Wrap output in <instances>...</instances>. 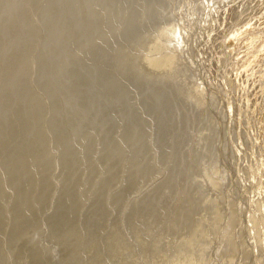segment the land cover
<instances>
[{"label":"rangeland","instance_id":"rangeland-1","mask_svg":"<svg viewBox=\"0 0 264 264\" xmlns=\"http://www.w3.org/2000/svg\"><path fill=\"white\" fill-rule=\"evenodd\" d=\"M119 1H121V3H122V1L123 0H114V2H113V4H111V6H108V8L107 7H105L106 5H107V3L109 4V2H107L105 5H103L102 7H101V9H99V10H101V12H103V13H105V14H103V15H109L110 13H117L119 10V14L117 13V14H115V17H114V19H113V16H114V14H112L113 16H110L111 17V20L113 21V24H116L115 22H118L119 20H120V18H121V16L123 15V14H125V10H127V9H125V8H127L128 7V11H129V9L131 8H136L137 9V12L138 13H141V14H145L144 16H141L140 14H138V13H135V11H136V9L134 10H132V11H129L130 12V14H133V15H129L128 14V12H126L127 14L126 15H123V17L121 18V20L122 21H119L118 23H117V26L115 25V27H116V29H118V31L120 30V32H118L117 31V34L115 35V36H112L111 34H109L110 36H108L109 37V39H110V41L114 44V47H116V44H117V47L118 48H121L122 50H120V51H123L124 53H126L125 51H129L128 53L129 54H133L134 56L132 57V58H128V57H131V55H129L127 58L128 59H125L123 62L125 63V65L123 64V65H121L123 62L122 61H120V58L121 57H119L118 59H119V61L117 62V63H115L116 64V66H114L113 65V63H109L110 61H108L107 63H105V61H107L106 60V51H104L103 52V57H105V60L104 59H100V58H98V57H101V55H99V56H97L98 55V49H96L97 50V55H96V53H95V51L96 50H94L93 52L95 53V55H94V57H92L93 56V52H91V54H92V56H91V54H90V57L91 58H96V60L91 64V67L90 68H88V70H84V69H86L90 64H89V62L91 63V61L93 60H91V58L89 57V54H87L88 56V58H87V60H88V62H86V58L85 57H83V59L81 58V56H78L79 55V53H77V52H79V51H77L76 52V54H78V55H76V59H73V62H72V57L70 58V59H68V61H70L69 63H68V61L67 62H64V64L65 63H68V64H70L69 66H68V64H66L68 67H70V68H72L71 70L72 71H69V69L70 68H68V67H66V65L64 66V64H63V61H64V59H63V61H61L62 59H61V57L59 56L58 58H56V59H53V60H55V62L52 60V62H51V66L49 65V71H52V70H54V71H52L51 73L53 74L54 72H56L58 69H60L59 67H61V70L60 71H63L65 68H63V67H66V70H64V71H69V72H71V73H73L74 72V74H71V73H69V72H64L63 74L61 73L60 75H58L57 73H54L55 75H53L52 77H51V79L52 78H54V76L57 78V75H58V78H57V86H59V88L55 85V83H56V79L55 80H52L51 81V79H50V82H52V85H53V89H54V85H55V92H56V94H58V98L59 99H57V98H55V97H57L56 96V94L53 92L54 90L53 89H50L51 87H52V85L50 84V82H48V81H45V82H48L49 83V85H48V83H47V85L49 86H47V85H45V82H42L43 83V85H42V83H40L41 85V87H46L45 89H44V91L46 90V91H48V89H49V91L48 92H50L49 93V96H50V94H51V96L49 97V99L45 96V95H48V93H46L45 95H43V96H41L42 94H41V92L43 91V90H40V88L38 87V88H36V86H38V85H35V87H33V84H32V82H31V80H30V87H33L32 88V90L34 89V88H36L35 90H33L34 91V93L37 95V94H39L40 93V95H37L39 98L40 97H43V100H44V102H43V106H44V110H45V108L47 109V112H45L44 111V113L43 114H48L49 113V109H50V107L49 108H47L48 106H52V105H55L56 103V105H55V107H54V110H55V108H56V111H57V107L59 108L60 106H63L64 107V105L66 106L67 104H68V106H66L65 108H64V110H63V108L61 109V108H59L58 110H61V111H59V112H55L56 114L57 113H59V115L61 116V114L62 113H64V114H62L63 115V117L65 118V121L67 120L68 121V119H67V117H65L66 115V113L65 112H63V111H65L66 109H67V107H68V109H69V113L72 111L71 109H73V107L75 106V105H77L78 106V103L80 102V103H83V104H81V106L83 105V106H85V107H81V109L83 110H80L79 108L80 107H74V109H77V110H80V111H77V110H75V113L77 114V112L78 113H84L86 110H87V112H85L83 115H86V113H87V115L86 116H83V115H81L80 114V117L82 116L83 118V120H85L86 119V121H90L91 120V118L94 120V122H95V124L97 123V121H99L98 123H99V125L100 124H102V125H100L101 127H99L98 128V126H97V128H96V125H98V124H96L95 126L93 125L94 124V122H93V120H91L92 122H90V123H92V125L90 124V125H86V124H88V123H84V121H83V123L81 124V126H82V128H80L79 130H83V128H84V130H85V127L86 126H88L86 129H89V127L91 128V126H92V128L93 129H99V132H100V140H98L99 142L96 144V146L95 147H89L88 146V151L89 152H91V154L88 152V153H86V156L85 155H83L82 153V155L80 156V159H82L83 160V162H82V160L80 161V159H79V161L78 160H76V162H74L75 160L74 159H78L77 158V156H76V154L74 153H72V154H70L71 152H73L72 150H74V148L76 149L77 148V145H79L78 143H79V140H78V138H82V136H83V134L82 133H78V134H82L81 136H79V135H77V136H79L78 138H77V136H76V141H71L69 144H67L68 142H67V139H68V137H67V135H66V137H64L63 138V136H65L64 134H63V136L60 134H56L57 132H59V131H61V132H64V129H65V121H64V118L61 116V119H59V116L57 117L60 121H61V123H59V121H58V119L56 120V117H55V113L53 112L52 114H51V112L48 114L49 116L51 115V119H53V117L55 118V120L53 119V120H50L51 121V123L52 124H55L54 123V121H56V125H54V126H52V124L50 123V121H49V119L50 118H48V120H45L46 118H47V115H46V118H45V115L43 116V114H42V116L40 117H36V116H33V117H26V116H19V117H15L14 118V114H11L12 113V111L11 110H9V109H11V108H9L8 107V109L6 108V102H4V104H5V106L3 107V106H1V107H3L4 109H5V111H4V109L2 110V108H0L1 110V112H0V122H1V124H0V128L2 127V130H3V128H4V130L6 131V132H4V130H3V132H4V134H5V137L3 136L4 134H2V135H0L1 137V139H0V141L1 140H3V142H0V144L2 143H4V145L2 146V144H1V146H0V215H1V217H0V227L2 228V226L4 227V223H5V228L7 229V227H8V231L5 229V228H3L5 231H7L8 233H10V234H7L6 232H4L5 234H4V236H3V229H0V232H2L1 233V235H0V238L2 237V240L0 239V245L2 246L3 245V247H2V250H1V247H0V250L2 251V252H4L3 253V255L1 254L2 252H0V264H30V263H32V264H34V261H35V263L36 264H41L42 262V264H58L59 262H58V257L60 258V259H62V260H59L60 261V263L62 264V262H64L63 264H70L71 263V261L72 260H74V259H77L79 256H80V258H78L77 260H74V264H75V262L76 263H78V264H107V263H109V264H111V263H115L116 264V261L118 262L117 264H119V263H121V262H119V259L121 258V259H123V260H121V261H128L130 258H132V259H130L129 260V262H127L126 261V263L128 264V263H133V264H142V262L143 261H145V263L144 264H147V262L146 261H148L149 259H151L150 261H154L153 259H155L156 258V261L157 262H159V264H163L162 263V260L165 262L164 264H182L181 262H183L184 264H185V262L187 263V261H188V259H189V261L191 262H189V263H187V264H264V0H219V1H216V0H210L209 2H206V0H166V3H167V1H169V3H170V5H169V3H167L168 5H169V7H171V5H172V2L171 1H173V9H169V11L171 10L172 12H170V14L171 15H173L172 17H176L175 19L176 20H173L174 21V23H172V27H181V29L183 28V30H185L186 28V30L188 31V28H190L189 29V31H188V61H187V63H188V65L191 63V62H193V63H191L192 65L194 64V66L192 67L191 66V71L192 72H194V70H195V72L194 73H196L197 74V77L196 78H194L195 80H194V82L196 81V79H197V81H198V83H200V85H202V88H203V90L201 91L202 92V94H203V96L205 97V98H207V104H210L211 105V103L208 101V99H209V97L210 98H212L213 100H215L214 101V104L215 105H208L209 106V108L211 109V112H212V116H213V118L211 117V120H210V123L211 124H213V125H211V127H210V129H208V127L206 126V124H204V123H207V121H204V119H205V117L202 115V114H200V113H197L196 111H194L193 110V108L190 106V105H187V102H183V101H181V99H177L178 97H175L176 98V100H175V98H174V96H178L177 95V92L175 91V84H174V81L172 80L171 82L169 81L170 79H171V77H169L170 75H168L169 74V72L168 71H166L165 69H166V66L164 65V57H163V55L161 56V52H160V49L154 44V42H152L151 41V43L152 44H145V41H144V43H139L138 45L136 44V43H138V42H136V43H134V44H132L131 42H133L134 41V38H135V40L138 38V34L140 35V36H142V37H145V36H143V35H146V34H141V32H139L138 31V26H139V28H140V26L141 25H143V23L145 24V22L148 20H150V19H153V22H152V20H150V22L154 25L155 23H156V18L158 17V19H159V17H161V15L163 14V10H157L158 12H159V15H158V13H157V11L156 10H151L150 9V7H147L148 5H146V3H143V2H138V0H133L134 1V3H135V5H133V1H131V0H124L123 2L125 3V2H127V3H125L127 6H125V4L123 3V4H121ZM129 1V2H128ZM132 2V4H131V2ZM139 1H148V0H139ZM213 1V2H212ZM221 1V2H220ZM230 1V2H229ZM112 2V1H111ZM197 2V3H196ZM202 2H204V4H205V2H206V4H205V6H203L204 4H202ZM216 2L217 3H219V4H216ZM254 2H255V4H254ZM260 2V3H259ZM139 3H141L140 5H139ZM200 3V4H199ZM212 3V4H211ZM259 3V4H258ZM114 4H116L117 5V7H118V5H119V10L117 9V7H116V5L115 6H113ZM136 4H138V6L136 5ZM146 5V7H145V5ZM198 4V5H197ZM211 4V5H210ZM216 4V5H215ZM256 4H257V6H256ZM122 5L125 7H123L122 8ZM130 5H132V7L130 6ZM200 5H202V6H200ZM207 5L208 6H210V7H207ZM251 5V6H250ZM253 5H255V6H253ZM113 6V8H112V10H111V7ZM130 6V7H129ZM135 6H137V7H135ZM140 6H143V7H145L146 8V10H145V8H144V10L142 9V7L141 8H139ZM225 6H227V7H225ZM253 6V7H252ZM116 9H115V8ZM204 7V9H202V8ZM251 7V8H250ZM184 8V9H183ZM208 8V9H207ZM229 8V9H228ZM125 9V10H124ZM149 9V10H148ZM106 10V11H105ZM111 10V11H110ZM114 10V11H113ZM116 10H118L117 12H115ZM180 10V11H179ZM202 10V11H201ZM205 10V11H204ZM207 10V11H206ZM105 11V12H104ZM110 11V12H109ZM125 11V12H124ZM160 11H161V15H160ZM177 11V12H176ZM154 12H156V13H154ZM175 12V13H174ZM179 13V14H178ZM182 13V14H181ZM121 14V15H120ZM148 14L149 15H151L150 17H148V18H150V19H147L146 21H144L145 19L144 18H147V16H148ZM175 14V15H174ZM178 14V15H177ZM235 14V15H234ZM111 15V14H110ZM129 16V18L128 17H126V16ZM137 15H139V16H137ZM153 15H155V16H153ZM116 16H120V18L118 19V20H115V18H116ZM130 16H131V18H130ZM132 16L134 17V19L132 18ZM222 16V17H221ZM124 17H126V18H124ZM138 17V18H137ZM155 17V18H154ZM118 18V17H117ZM116 18V19H117ZM123 18H124V20H126V21H124V25H121L120 23H122L123 22ZM137 20H140L139 18H141V22L140 21H137ZM143 18V19H142ZM162 18H163V15H162ZM161 18V19H162ZM128 19H133L132 20V22L130 21V20H128ZM157 19V20H158ZM143 20V21H142ZM130 22V24H131V26L133 25V24H138V25H133L134 26V28H135V30H137L138 32H135V33H137V35H135V33H134V30L133 31H131V32H128L127 30L129 29V27L130 28H133V27H131V26H129L130 24H127L129 27L127 28V26H126V24H125V22L126 23H128V22ZM135 21H137L136 23H135ZM207 21V22H206ZM143 22V23H142ZM149 22V23H150ZM155 22V23H154ZM210 22V23H209ZM182 23V24H181ZM207 23V24H206ZM206 24V25H205ZM208 24H209V26H208ZM247 24V25H246ZM120 25V26H119ZM153 25H151V26H153ZM180 25H182V26H180ZM126 26V28H124L123 29V31L121 32V30H122V28L123 27H125ZM147 26L148 27H146V29L148 30V29H150L149 27V25L147 24ZM204 26H208V27H204ZM117 27H119V28H117ZM137 27V28H136ZM121 28V29H120ZM205 28H207L206 30H205ZM126 29V34L127 35H129V37H126L127 39H128V42H127V39L124 37V36H122L123 34V32H124V30ZM241 29V30H240ZM244 29V30H243ZM237 32H236V31ZM234 34H233V33ZM239 32H240V34H239ZM120 33H121V38H123L124 37V40H123V42L125 41V43H123V42H120L122 39L120 38ZM132 33H134V34H132ZM189 33H192V34H190L189 35ZM119 34V35H118ZM133 35H135V36H133ZM233 35V36H232ZM241 35V36H240ZM137 36V37H136ZM192 38H191V37ZM201 36V37H200ZM204 36V37H203ZM232 36V37H231ZM147 37V36H146ZM145 37V38H146ZM117 38V39H116ZM119 38V39H118ZM190 38V39H189ZM230 38H232V41H231V44L230 45H228L229 43H228V40L230 39ZM129 39H131V41L129 40ZM228 39V40H227ZM146 41H148V39L146 40ZM117 42H119L120 44H122L123 43V45H120L119 43H117ZM135 42V41H134ZM150 41H148L147 43H149ZM235 42V43H234ZM129 43V44H128ZM194 43V44H193ZM132 44V45H131ZM136 44V45H135ZM130 45L131 46H136V48L140 45H144L143 47H141L142 49H140V46L138 47V49H134L133 50V47L131 48L130 47ZM148 46V49H147V47L146 46ZM150 45V46H149ZM152 45V46H151ZM111 47H113V46H111ZM155 49H154V48ZM123 48H125V51L123 50ZM135 48V47H134ZM127 49V50H126ZM129 49V50H128ZM156 49H157V51H156ZM159 49V50H158ZM106 50H108V49H106ZM140 50H142V52H140ZM144 50V51H143ZM146 50H148L149 52H146ZM152 52H151V51ZM131 51H132V53H131ZM138 51V52H137ZM200 51V52H199ZM136 52V54H134ZM157 52V53H156ZM190 52V53H189ZM140 54V56L138 57V54ZM149 53V54H148ZM156 54V56H155V54ZM75 54V53H74ZM160 54V55H159ZM73 55V54H72ZM116 55V54H115ZM150 56V57H148V56ZM220 55V56H219ZM260 55V56H259ZM262 55V56H261ZM8 56H9V58H8ZM5 55V57L3 58H0V66L1 65H3L4 63H7L9 60H7V58L8 59H10V57L12 58L13 56L12 55ZM78 56V57H77ZM136 56V57H135ZM148 58H147V57ZM158 56V57H157ZM160 56V57H159ZM190 56V57H189ZM74 57H75V55H74ZM135 57V58H134ZM151 57H156V59H155V61H152L153 59L151 58ZM161 57H163V58H161ZM89 58H90V60H89ZM138 58V59H137ZM145 58V60H146V62H144L143 61V59ZM158 58V59H157ZM189 58H190V60H191V62H190V60H189ZM61 59V60H60ZM78 59V60H77ZM97 59H99V60H101V63H100V61L98 60L97 61ZM138 60V61H136V62H138L137 64H136V62L134 61L133 62V60ZM7 60V61H6ZM76 60H77V62H76ZM84 60V61H83ZM103 60V61H102ZM122 60H123V56H122ZM126 60L127 61H129V62H126ZM156 60H158V62L156 61ZM161 60V61H160ZM163 60V61H162ZM193 60V61H192ZM2 61H4L3 62V64H2ZM58 61H59V63H60V61H61V63L60 64H58ZM97 61V62H96ZM130 61H131V64H130ZM143 61V62H142ZM150 61V64L148 63V62ZM258 61V62H257ZM78 63L77 64V66L75 65H73L72 63ZM79 62H80V64L82 65V67L80 66V69H81V71H82V73H81V71H80V69L78 70V68H79V66L78 65H80L79 64ZM105 63V64H103V63ZM132 62H133V64H132ZM154 62V63H153ZM155 62H157V63H155ZM162 63V65H161V63ZM41 63V62H40ZM75 63V64H76ZM130 64V65H133V66H128L127 67V64ZM143 63V65H141ZM151 63H152V65H151ZM44 64L46 65V62H44ZM63 64V65H62ZM95 66H94V65ZM128 64V65H129ZM138 65V64H140V66H137V67H139V69L138 68H135L136 66H134V65ZM153 64H155V65H153ZM190 64V65H191ZM36 65H37V62H36ZM47 65H48V63H47ZM46 65V66H47ZM54 65V66H53ZM60 65V66H59ZM63 67H62V66ZM73 65V66H72ZM101 65V66H100ZM103 65H111V69L107 66H103ZM112 65L114 66V68L112 67ZM117 65H118V67H119V69H117L118 67H117ZM122 66V70L120 69L121 67L120 66ZM148 66V68H147V66ZM159 65V66H158ZM164 65V66H163ZM190 65H189V67H190ZM45 66V67H46ZM96 66L98 67V68H96ZM101 68H100V67ZM123 66H126L125 68V70H124V67ZM142 66H143V69H142ZM145 66H146V68H145ZM150 66H152V67H150ZM153 66H156V67H158V68H160L159 70L160 71H158L156 68V70L158 71V72H161V73H158V75H157V73H156V71L155 72H153V70H155V69H152L153 68ZM162 66V67H161ZM43 65L40 67H38L39 69H36V70H34L35 72H37L38 70V72L36 73V74H34V76L36 75L37 77H38V74L40 73L41 74V72L42 71H44V70H46V68H45ZM52 67V69H50ZM57 67H58V69H57ZM78 67V68H77ZM86 67V68H85ZM93 67V68H92ZM74 68L76 69V70H74ZM95 68H96V71H95ZM104 68V69H103ZM105 68H109L107 71L108 72H110V73H108L107 71H106V69ZM112 68L113 69H117V71L115 70H112ZM130 68H132L131 70H129ZM149 68L151 69L150 71H149ZM68 69V70H67ZM100 69V70H99ZM102 69H103V71H102ZM137 71H135V70ZM143 70V71H139L138 72V70ZM41 70V71H40ZM78 70V71H77ZM99 70V73L97 74V71ZM105 70V71H104ZM119 70V71H118ZM126 70H128V71H130V72H128V73H131L132 74V72H133V74L130 76L129 74L128 75H126L127 74V71ZM77 71V72H76ZM87 71V72H86ZM91 71V72H90ZM96 72V73H92V72ZM101 71V72H100ZM121 71V72H120ZM123 71H125V74H124V72ZM162 71H164V72H162ZM58 72V71H57ZM76 72V73H75ZM102 72H106L107 74H105V73H103L102 74ZM117 72H120V74H118ZM137 73V75L138 76H136L134 73ZM144 73V75H146V76H144V79L145 78H147L146 80L147 81H145L144 80V82H143V73ZM153 72V73H152ZM65 73H67V75H68V73H69V75H72V76H70L71 78H73L74 77V79H72L71 80V78L69 77V76H67L66 77V74ZM79 73V74H78ZM81 73V74H80ZM86 73V74H85ZM155 73V74H154ZM193 73V74H194ZM96 74V75H95ZM101 74V75H100ZM117 74H118V76H120L119 78H120V80L123 78H126V80H127V82H128V79H129V77L128 76H130V79H129V86L127 85V83H126V80L124 79V80H121V81H119V78H118V76H117ZM124 74V75H123ZM139 74H140V76H139ZM196 74H194V76H196ZM62 75H65V79L63 80L62 79ZM75 75V76H74ZM86 75V76H85ZM90 75L92 76V79H91V77H90ZM99 75V76H98ZM105 76V80L104 81H106V85H107V87H106V85H105V87L106 88H108L107 90H106V88H104L103 87V90H102V85L100 84L101 82H99V81H102V79H103V77L102 76ZM121 75L123 76V77H121ZM15 77L17 76V75H14ZM61 77V80L59 81L58 79ZM81 78H80V77ZM87 76H89L90 78H88ZM94 76L96 77L95 79L96 80H93L94 79ZM108 76V77H107ZM117 78H116V77ZM125 76V77H124ZM141 76H142V79H141ZM14 77V78H15ZM23 78V76L21 75L19 78ZM70 79H69V78ZM79 77V78H78ZM98 77V78H97ZM99 77H100V79H99ZM114 77V78H113ZM133 77H134V79L135 78H139V79H141V81L137 78V80H134L133 79ZM198 77H199V79H198ZM34 78L35 77H33V80H34ZM84 78L87 80L88 79V81L91 79V81L92 82H94V83H92V82H90L89 81V83H90V85H88V81L86 82L85 80H84ZM108 78V79H107ZM157 78V79H156ZM221 78V79H220ZM12 79V78H11ZM10 79V80H11ZM76 79H78V80H76ZM98 79V80H97ZM110 79V80H109ZM115 79H118V80H115ZM150 79V80H149ZM165 79V80H164ZM166 79H167V81H166ZM69 81V83L71 84H69V83H67L68 81ZM73 80L75 81V83H73ZM134 80V81H133ZM158 80H159V82H158ZM162 80V82H160ZM220 80H222V81H220ZM19 81H20V79H19ZM53 81H55L54 83H53ZM64 81H66V82H64ZM77 81V82H76ZM96 81H98L99 83H97V85H96ZM104 81H102V82H104ZM116 81V82H115ZM134 83H136L137 81H138V83H134V85L132 84V82ZM152 83H154V85L155 84H160V87H161V89H160V87H159V85L157 86V85H155L156 86V88L154 87V85H153V87L155 88V89H153V88H151L152 87V85L150 84L151 82ZM21 82V81H20ZM34 82V81H33ZM58 82H59V84H58ZM62 82H63V85H62ZM72 82V83H71ZM83 82V83H82ZM85 82V83H84ZM114 82V83H113ZM120 82V83H119ZM126 83V84H122V83ZM141 82H143L144 84H142V85H146V86H144V89L143 88H141V87H143L142 85H141ZM64 83H67L68 84V86H67V84H65L67 87L65 88V90L63 89V91H61L60 93H59V91L60 90H62V88H64L63 86H64ZM79 83V86H78V88H77V86H75L76 84H78ZM81 83V84H80ZM91 83L93 84V86L91 85ZM170 84L171 83V85H170V87L171 86H173V85H175V86H173L171 89H170V87H168V85L167 84ZM173 83V84H172ZM197 83V82H196ZM204 83V84H203ZM84 84H86V86L88 87L89 86V88H90V86H91V91H90V96H89V99L88 98H86L88 95H89V91L88 90H90L89 88H87V89H85L86 87H85V85ZM95 84V85H94ZM102 84H105V82L104 83H102ZM114 84V88H112L113 86H111V85H113ZM118 84V86H116V85ZM130 84H132V85H130ZM163 84H165V87L167 88L166 90H165V88H164V85ZM219 84V85H218ZM81 85H83V86H81ZM100 85H101V93L102 94H100L99 93V90H100ZM123 86V85H125V90H126V88H127V86H128V90H127V92L129 91V90H131L130 91V95H132V94H134V92L135 91H137V92H135V96H130L125 90L123 91V87H121V86ZM137 85H140V87H137ZM151 85V87H149ZM167 85V86H166ZM7 86V85H6ZM5 86V87H6ZM73 86V91H74V93H72L71 95H73L74 94V96H71V95H69V93L68 92H72L71 90L72 89H69V88H71ZM82 88H81V87ZM104 86V85H103ZM132 88H131V87ZM163 86V87H162ZM83 87H84V90H83ZM94 87H96V89H98V90H96ZM99 87V88H98ZM115 87H121L122 88V90L120 91L118 88V90L117 89H115ZM134 87H136L135 88V90H133L134 89ZM145 87H147L146 89H145ZM150 89H149V88ZM159 87V88H158ZM219 87V88H218ZM48 88V89H47ZM130 88V89H129ZM138 88H139V90L142 92V91H144L145 92V94H143V96L141 95V92L139 91V93H138ZM207 88V89H206ZM41 89H43V88H41ZM76 89V90H75ZM79 89V91H77ZM94 89H95V91H94ZM110 89V90H109ZM115 89V91H113ZM143 89V90H142ZM148 89V90H147ZM188 89L189 90H191V88H189V86H188ZM36 90H38V91H36ZM39 90L41 91V92H39ZM53 90V91H52ZM87 90V91H86ZM105 90L106 91H110L111 92V94H113V95H111L110 94V92H105ZM112 90V91H111ZM149 93V96H148V93L146 92V91ZM151 90L153 91L152 92V95L154 94V95H156L155 96V99H154V95H153V97H151L152 95H151ZM158 92H160V95H159V93H157V94H155L156 93V91ZM165 92V93H163V91ZM168 90L172 93L173 92V90L175 91V93L173 92V94H172V98H170V95H171V93L170 92H168ZM1 92L0 93H2V88H1V90H0ZM43 91V92H44ZM80 91H83L84 93H81ZM85 91L86 92H88L87 94L88 95H86V97H84L85 95ZM116 91H118L119 93L121 92V95H122V93H123V95L121 96L119 93H117ZM76 92L78 93V92H80V93H78V94H76ZM93 92H96V95L95 94H93ZM104 92H105V94H104ZM114 92V93H113ZM116 92V93H115ZM132 92V93H131ZM143 92V93H144ZM155 92V93H154ZM162 92V93H161ZM178 92H179V89H178ZM63 93V94H62ZM92 93V94H91ZM97 93L99 94V95H97ZM136 93H138V96L139 97H143V99H144V101L146 102H144L143 101V99L142 98H140V99H142V100H140V101H138V99H139V97L136 95ZM147 93V94H146ZM212 93V94H211ZM44 94V93H43ZM54 94H55V97H54ZM59 94H61V95H59ZM81 94H83V95H81ZM106 94H108V96H106ZM111 95V97L109 98V96ZM116 94H119V95H116ZM128 94V95H127ZM141 96H140V95ZM161 94H163V97L166 99V97H167V99L168 100H171V99H173L174 98V101L172 100V102L171 101H168V102H171V104L172 105H169V103L167 104V106L166 105H164V103L163 102H165V104H166V101H167V99L165 100L164 99V101L162 102V104H160V107H159V104H158V100L161 98V99H163V97H162V95ZM166 94V95H165ZM167 94H170V95H168L167 96ZM1 95V94H0ZM62 95H63V98L62 99H60L61 97H62ZM68 95L69 96V99H68V103L66 104L65 102H67V97L66 96ZM92 95V96H91ZM105 97H104V96ZM118 97V99H119V97H120V100L118 101V99L116 98V96ZM124 95H125V97H124ZM127 95V96H126ZM146 95V96H145ZM180 95H181V93H180ZM215 95V96H214ZM60 96V97H59ZM78 96H82V98L83 99H80V97L78 98ZM97 96H99L98 98H96ZM128 96H130V98L136 103V104H134L133 103V101L131 102L130 101V103H129V97ZM137 96V97H136ZM158 96V97H157ZM161 96V97H160ZM166 96V97H165ZM76 97L78 98V100L76 99ZM96 99H95V98ZM104 98L103 99V101H105V102H107L108 100H111L112 102H115L116 104H118V103H120L121 104V106H123V102L125 101V102H127L126 103V105L128 106V109H129V107L130 108H132L133 106H134V110H136V111H134L133 110V108L132 109H129L130 111H128L129 113H127V106L125 105V106H123L124 108H125V110H123L124 108L123 107H121V106H119L120 104H118V106L115 104V105H113V103L112 102H110V101H108V103L106 104L105 102V104H103V101H101V99L102 98ZM124 98V100H123V98ZM132 97H135V98H137L136 99V101H135V98H132ZM148 97V98H147ZM193 97V99L194 98H196L195 96H192ZM45 98V99H44ZM74 100H76V101H74ZM84 98H86L87 100H89V102L88 101H86V99H84ZM113 98H115V99H113ZM128 100H127V99ZM148 99V100H150L151 98H153V100H151V101H146V99ZM51 99H56V100H61L60 101V103H61V105H60V103L58 102V101H56V102H54L53 100H51ZM64 99H66V101H63ZM100 100V101H96V100ZM160 99V100H161ZM193 99H191V100H193ZM80 100V101H79ZM82 100H84V101H86V103L84 102V101H82ZM107 100V101H106ZM115 100V101H114ZM159 100V101H160ZM196 100H198L197 98L195 99V100H193V101H196ZM72 102L71 103V105L73 106H71L70 105V102ZM79 101V102H78ZM117 101V102H116ZM122 101V102H121ZM156 101V102H155ZM176 101V102H175ZM177 101H180V102H177ZM220 101V102H219ZM11 102V101H10ZM54 103V104H52V103ZM64 102V103H63ZM76 102V103H75ZM95 102H97V104H95ZM111 103V105H110V103ZM139 102V103H138ZM142 102H144V103H142ZM150 102V103H149ZM151 102H154V103H152L151 104ZM174 102V103H173ZM184 104H183V103ZM232 102V103H231ZM1 103V105H2V102H0ZM12 103V102H11ZM49 103H51L52 105H48ZM58 103H59V105L60 106H58ZM80 103H79V105H80ZM99 103V104H98ZM123 103V104H122ZM133 103V104H132ZM148 103V104H147ZM159 103H161V101L159 102ZM175 103H176V106H175ZM178 103L180 104L179 106H180V108L178 109ZM182 103V104H181ZM186 103V104H185ZM229 103V104H228ZM236 103V104H235ZM23 104V106L25 105L26 106V104L27 103H22ZM48 106H47V105ZM75 104V105H74ZM85 104H87L88 105V107H86V105ZM132 104V105H131ZM149 104H150V106H149ZM174 104V105H173ZM189 104V103H188ZM223 104V105H222ZM234 104V105H233ZM9 105V103L7 102V106ZM92 105V106H91ZM105 105V106H104ZM113 105V106H112ZM131 105V106H130ZM148 105V106H147ZM152 105H154V106H152ZM158 106V108H159V110H158V113H157V111L155 110V109H157V107L156 106ZM168 105H169V107H170V109H173V110H171L173 113H174V116H173V114L172 113H170L171 111H169V112H167V110H170V109H168L169 107H168ZM183 105H185V106H183ZM187 105V106H186ZM24 106V107H25ZM57 106V107H56ZM91 106V107H90ZM101 106V107H100ZM115 106H117L116 108H114ZM172 106H175V107H172ZM178 106V107H177ZM181 106H182V108H184L185 107V109H186V111H184V109H182L181 108ZM190 106V107H189ZM244 106V107H243ZM92 107L94 108V110H95V112L93 111V109H92ZM107 107H109V109L110 108H112V109H110V110H112V112L109 110V114L108 113H105L106 112V110L105 109H107ZM118 107H119V109H118ZM151 107V108H150ZM163 107H167V110H165V109H163V110H165V113L167 114H165L164 113V111H162V112H160L161 111V108H163ZM235 107V108H234ZM238 107V108H237ZM241 107V108H240ZM85 108H87V109H85ZM91 108V109H90ZM123 108V109H122ZM188 108L190 109V112L188 111ZM230 108V109H229ZM74 109H73V111L71 112V113H74ZM89 109V110H88ZM96 109H97V111H96ZM115 109H116V113H115ZM118 109V110H117ZM178 109V110H177ZM182 109V110H181ZM205 109V108H204ZM213 109V110H212ZM226 109V110H225ZM232 109V111L230 112V110ZM239 109V110H238ZM63 110V111H62ZM105 110V111H104ZM114 110V111H113ZM119 110H122L121 112H122V116L120 115V111ZM156 111V113L158 114H156V113H154L155 111ZM175 110H177V111H179L178 113L180 114L181 112V114L182 115H178L177 114V118L175 117L176 115V113H177V111H175ZM224 112H223V111ZM228 110V111H227ZM236 110H237V113L239 114V116L237 115V114H235L236 113ZM5 112L4 114H3V117H7L6 119H8V122H10V123H8V122H6L5 121V119H3V117H2V112ZM77 111V112H76ZM82 111V112H81ZM89 111V112H88ZM102 111H104L103 112V114H102ZM140 111V112H139ZM185 113H184V112ZM188 111V112H187ZM192 111V112H191ZM194 111V112H193ZM222 111V112H221ZM226 111V112H225ZM238 111H240V112H238ZM11 112V113H10ZM92 114H91V113ZM100 112V113H99ZM107 112H108V109H107ZM114 112V114L112 115V113ZM120 112V113H119ZM124 112H126L125 114H126V117H125V114L123 115V113ZM136 112V113H135ZM142 112V113H141ZM186 112H187V114H189V113H191V115H192V113H195V116H196V118H197V116H198V118L196 119L195 118V116L194 115H192V117L190 116V114H189V116L188 115H186ZM235 112V113H234ZM68 113V114H69ZM88 113H89V115H88ZM96 113H99V114H96ZM111 113V114H110ZM131 113L132 114H134L135 113V115H131ZM160 113H162V117L161 116H159V114ZM169 113V114H168ZM184 113V114H183ZM213 113H214V115H213ZM247 113V114H246ZM54 114V115H53ZM94 114V116L92 117V115ZM101 114V115H100ZM105 114V115H104ZM106 114H107V118H106ZM117 114H118V117H117ZM129 114H130V116H129ZM141 114H142V116H143V114L144 115H146L145 116V118L146 117H148V116H152V120L151 119H149V117L148 118H146V119H143L144 118V116H143V118H140L141 117ZM172 114V116H169V115H171ZM245 114H246V117H245ZM58 115V114H57ZM56 115V116H57ZM65 115V116H64ZM91 115V116H90ZM110 115H112L111 117H109ZM155 115H157V117L155 116ZM161 115V114H160ZM165 115V116H164ZM203 117H202V116ZM223 115H225V116H223ZM232 115V116H231ZM241 115V116H240ZM88 116V117H87ZM103 116V117H102ZM120 116H121V118H120ZM127 116H129L130 117V119H129V117H127ZM131 116L133 117L132 119H131ZM134 116H135V118H134ZM137 116V117H136ZM154 116L158 119V121H157V119L156 118H154ZM158 116H159V118H158ZM181 116H182V120H184V121H182L181 120ZM199 116H201L202 118H200ZM219 116V117H218ZM231 116V117H230ZM237 116V117H236ZM44 117V118H43ZM78 117H79V114H78ZM86 117V118H85ZM101 117L103 118V119H101ZM124 117H125V119H124ZM138 117H139V119H138ZM163 118L164 117V120L166 121V122H164V120L163 119H161V118ZM180 117V118H179ZM184 117L185 118H187L188 120H186L185 121V119H184ZM214 117L216 118V119H214ZM225 117V118H224ZM229 119H228V118ZM236 117V118H235ZM10 118H13V119H10ZM19 120H18V119ZM20 118H23V119H20ZM26 118V119H25ZM36 118H38V121H34V120H37ZM85 118V119H84ZM89 118V119H88ZM95 118H97L96 120H95ZM106 118V119H105ZM116 118L121 122H119L118 121V123L116 124V122H117V120H116ZM129 119V120H131V121H129V120H127V119ZM172 119V123H174L175 124V127H176V125L178 126V128L179 127H181L182 125L184 126H186L187 127V129L189 130V128L188 127H190V129H191V126H190V124H189V122H191V125H192V129L189 131V133L192 131V135H189V134H186V133H188V131L186 130V127L184 128L183 126V128H184V130H186V131H183V128L181 127V129H179L178 130V128H175L174 127V124H172L171 123V120L170 119ZM174 118V119H173ZM190 118H192V120L190 119ZM238 118V119H237ZM244 118V119H243ZM15 119V120H14ZM41 119H42V122H41ZM79 120H80V118H78ZM77 119V120H78ZM82 119L80 120V121H82ZM88 119V120H87ZM115 119V122L113 121ZM122 119H124L123 121H121ZM133 119L137 122V123H135V121H133ZM150 121H149V120ZM153 119H155L154 121H156V122H154L153 121ZM175 119H178V120H175ZM194 119V120H193ZM200 119H201V121H203V122H200ZM228 119V120H227ZM235 121H234V120ZM237 119V120H236ZM243 119V120H242ZM246 119H248V123H247V120ZM261 119V120H260ZM1 120H3V121H1ZM20 120H22V121H20ZM28 122H27V121ZM43 120L45 121V122H43ZM106 120V121H105ZM108 120V121H107ZM125 120L127 121V123H129L130 122V124H128V125H131V123H132V126L133 127H135V129L136 130H134L133 129V131L131 132V127L132 126H128L127 125V123H125ZM144 121V123H141V122H143ZM159 120L161 121V122H163L165 125H167L166 126V129H164V130H166V131H164L163 130V128L165 127V126H163L162 127V125H164L163 123H160L159 122ZM169 120V121H168ZM180 120H181V122H184L183 124L180 122ZM196 120V122H194ZM198 120V121H197ZM239 120H242L241 122H239ZM22 122V124H24L23 125V127H22V125L21 124H19L20 122ZM23 121H24V123H23ZM49 121V124H48V128H47V122ZM80 121H78L79 122V126H80ZM85 121V122H86ZM103 121V122H102ZM114 123H113V122ZM145 121H146V123H145ZM148 121H149V123H151L150 125H148L149 123H148ZM180 122V124H177L176 122ZM222 121V122H221ZM231 121V122H230ZM262 121V122H261ZM4 122V123H3ZM12 122H14V124L12 123ZM15 122L17 123V124H15ZM27 122V123H26ZM107 122H108V125H107ZM122 122H124V123H122ZM138 122L139 123H141L140 125L138 124ZM157 122H159V124L157 123ZM185 122H187L186 124H185ZM200 122V123H199ZM239 122V124H238V126H237V123ZM246 122V123H245ZM261 122V123H260ZM11 123H12V125H11ZM35 123V124H34ZM41 123V124H40ZM45 123V124H44ZM57 123H59V124H57ZM67 123V122H66ZM69 123H70V120H69ZM104 123V124H103ZM133 123H135V124H133ZM155 123V124H154ZM169 123H171V124H169ZM193 123V124H192ZM197 123V125H194V124H196ZM202 123V124H201ZM229 123V124H228ZM250 123V124H249ZM260 123V124H259ZM4 124V125H3ZM7 124V125H6ZM42 124H43V126H42ZM112 124H114V125H112ZM120 124H121V126L124 128V129H126V130H128V131H126V130H120V129H123V128H121V126H120ZM139 125L140 127H141V129H139L140 127H137V125ZM145 126H150L149 128L147 127H145ZM147 124V125H146ZM160 124H162V125H160ZM187 124H188V126H187ZM200 124V125H199ZM10 125V126H9ZM15 125H17L18 127L19 126H21V127H19L20 129H17V126H16V128L14 127ZM34 125H35V127H36V125H38L36 128L34 127ZM40 125L43 127V128H41L40 127ZM50 125H51V127H50ZM61 125V126H60ZM64 125V126H63ZM71 125V124H70ZM75 125H76V123H75ZM74 125V126H75ZM83 125L85 126V127H83ZM110 125H112V126H110ZM115 125H119V127H115ZM136 125V126H135ZM142 125V126H141ZM151 125H153V126H151ZM157 125H160V126H157ZM173 127H172V126ZM203 125H204V127H203ZM240 125V126H239ZM245 125V126H244ZM61 127V128H63V129H61V130H55L54 128H59V127ZM78 126V125H77ZM80 126V127H81ZM94 126V127H93ZM107 128H110V130L109 129H107L106 130V132L109 130L110 131V133H109V135L108 136H106L105 135V129H106V127ZM110 126V127H109ZM172 127V129L170 128V127ZM194 126L196 127L195 129H194ZM197 126H198V128H199V130H198V128H197ZM200 126H202L201 127V130H200ZM205 126H206V128H205ZM234 126V127H233ZM237 126V127H236ZM248 126V127H247ZM11 127H12V129H13V132L11 131V130H8L9 128L11 129ZM73 127V126H72ZM105 127V128H104ZM127 127V128H126ZM128 127H129V129H128ZM132 127V128H133ZM138 129H137V128ZM144 127V128H143ZM152 127H153V131H152ZM160 127H162L161 129L164 131V133H163V131L160 129ZM170 128V129H168L167 130V128ZM247 127V128H246ZM255 127V128H254ZM15 128V129H14ZM23 128H24V130H23ZM33 128V130H34V128H35V132L37 133V130L36 129H40V131L42 130V129H44L45 131H47V132H45V131H42V132H44V133H39V134H43L46 138L45 139H43V138H40V139H42V141H41V143L42 142H44L46 139H47V144L49 145V142H51L50 143V145L47 147L46 146V141H45V145H38L39 143H34L35 142V140L34 139H37L36 141H38L39 139V137L37 138V134L35 135V132L32 130L31 132H32V134L30 133V131L29 130H31ZM52 130H51V129ZM79 128V127H78ZM114 128H117V130L119 129V132H121V133H119L116 129H114ZM144 130H143V129ZM212 128H214L213 130H212ZM240 128H242V129H240ZM254 130H253V129ZM16 129H17V131H16ZM48 129H50L52 132L50 133L49 131H48ZM56 131H54V130ZM131 129V130H130ZM146 129V130H145ZM156 130V132L157 133H155L154 131ZM203 129H204V133H203ZM224 129V130H223ZM247 129V130H246ZM1 129H0V131H2ZM19 130H20V132H19ZM22 130V131H21ZM63 130V131H62ZM89 130H92V129H89ZM116 130V131H115ZM169 130H172L171 131V133H170V131ZM178 130V132H177V136H179V135H181L182 136V141L184 142V144H182V141H181V136H179V139L180 140H178V141H181V142H176L177 140H175V139H178V137L176 136V131ZM196 131V134L195 133H193V131ZM210 130V131H209ZM211 130H212V133L214 132L215 134V138H216V140H214V135H212V133H210L211 132ZM233 130H234V132H233ZM237 130H239L241 133H239V131L237 132ZM11 131V132H10ZM16 131V132H15ZM53 131H54V135H56L57 137L55 138L54 137V135L52 134L53 133ZM98 131V130H97ZM103 131V132H102ZM112 131H113V134L112 135H110L111 133H112ZM131 133H130V132ZM134 131H137V132H134ZM183 131V132H182ZM200 131V132H199ZM206 131V132H205ZM208 131V132H207ZM230 133H229V132ZM255 131V132H254ZM32 135L31 137H27V138H30V139H26V136H28L29 135V133ZM33 132H34V134H33ZM60 132V133H61ZM114 132H115V134H114ZM117 132H118V134H117ZM129 132V133H128ZM134 132V133H133ZM138 132H140L141 134H138V135H136ZM152 134H156L155 135V138H154V135H152ZM167 132H169L168 134V137L166 136L167 135ZM197 132H199L198 134L200 135H198L197 134ZM8 133V134H7ZM20 133V134H19ZM48 133V134H47ZM102 133H104V134H102ZM108 133V132H107ZM106 133V134H107ZM122 133L124 134L125 133V135H122ZM127 133V134H126ZM133 133V134H132ZM136 133V134H135ZM163 137H165L166 136V139L167 138H169V136H171L170 137V141L169 140H164V137H163V139L162 138H160V135ZM166 133V134H165ZM185 133V134H184ZM206 134V137L203 135V134ZM229 133V135H227ZM12 134H13V136H12ZM22 134H23V136H22ZM46 134V135H45ZM50 134H52V136H50ZM119 134H121L120 136L123 138V139H126V138H128V135H129V138L131 137V141H133V142H131L130 140L128 141V139H126V146H127V148H129V150H131V151H129V155L130 156H132L133 158H134V156L136 157V159H135V161H137V159L139 160L137 163H135V161H134V159H132V157H131V162H133L134 161V163H133V168L131 167L130 169L128 168V170H130L129 172L130 173H132L131 175H130V177H129V175H128V179L126 178V180H130V178L133 176L134 177V179H133V177L131 178V182H133V184H131V183H128V182H130V181H126L128 184H131L133 187H135V188H137L138 189V187H139V185L141 186L142 185V187L144 186V185H146L147 183H148V181H149V179L152 177H154V176H152V175H154V173L153 174H150L153 170L154 171H157L156 172V175H155V180H153L152 178V180L150 179V181H153V183H151L152 185H153V187H152V190L153 191H155V192H153L151 189L149 190V191H147V192H150V193H147V192H145L146 191V189L148 188H150V187H148V184L146 185L147 186V188L146 187H144V189L145 190H143V188L141 187L140 188V190L138 189L137 190V193L136 194H134V190H136L135 188L132 190V188L133 187H131V186H129L128 184L126 185V182L124 183V185H125V188H123L121 191H120V193L121 194H123V195H121V194H119L118 193V196L116 195H114L113 196V194H114V192L115 191H113L112 192V190H111V195H109L108 197H109V199H111L112 201H113V204L111 205V207L115 204L116 205V207L115 206H113L112 207V210H115V211H118L119 209H117V207H122V205H124L125 206V204H126V202H127V204H129L130 202H132L133 200H135V199H137L138 198V201H139V203L138 204H141V208H138V207H140V205H134V206H132V209L133 210H135L134 208L136 207V209H142V206H144L145 208L143 209L144 211H145V209H146V211H148V213H151V215L149 214L148 215V213L147 212H143L142 210H135L134 212H133V210L132 209H128L127 211H129L128 213H129V215H127L128 213H126L127 211H123V212H125V214H126V216L125 215H122V218L124 219L123 221H125L126 220V222H127V225H128V221H130V223L131 222H133V223H136V222H139L138 223V225L140 224V226H141V228L143 227V228H145V231H147L146 229H151V227H152V229L156 226V229H154V231H152V230H148V232H146V233H151L150 235L149 234H146V233H144L145 231L143 230V229H139V226L138 225H134L133 223H132V225L130 224V226H128V228H126L127 227V225L125 224V222L123 223V221H122V219L121 218H116L117 217V215L115 214V213H117V212H115V211H113V212H115V213H113L112 212V214L110 213H107L108 211L105 209V207H103V210H100V209H102V206L104 205V202L102 201V200H104V198L102 197L103 195L105 196V193H103L104 191H107L106 192V195H108V193L110 192L109 190V188H110V186H109V188H108V186L107 187H104V185H105V183H106V185H111L112 187H111V189L112 188H116V186H117V180H116V184H113V183H111V182H113V180H115V179H117V178H114V176L115 177H117L116 176V174L117 175H119L118 174V170H117V168L119 169V167H118V165H117V168H116V163L118 162V161H116L117 159H113L112 160V156L114 157V158H118L117 156H119V155H116V153L117 154H119V149H120V147L121 146H123V143H124V141H123V143L122 142H120V139L118 138V135ZM130 134H131V136H130ZM135 134V135H134ZM142 134H143V136L145 135V134H147L149 137H147V135H145V137L146 138H143V136H142ZM151 134V135H150ZM164 134V135H163ZM175 134V135H174ZM202 134V135H201ZM210 134V136L211 137H213V139L212 140H208V141H206V139H211L209 136H207V135H209ZM232 134H233V136H232ZM236 134H237V136H236ZM238 134H239V136H241L239 139H238ZM6 135H7V137L9 138V139H7L6 138ZM15 135H17V139L14 137ZM43 135H41V137H44ZM48 135V136H47ZM61 137L62 136V138H61V140L62 139H66V140H62V141H65V142H63V143H65V144H63L62 143V141L60 142V141H58L60 138H59V136ZM115 135V137H114V139L116 140V141H118L117 143L116 142H114V139H112L113 138V136ZM127 135V136H126ZM132 135H133V137H135L136 138V136H137V138H136V141H134L135 139L132 137ZM157 135H158V138H157ZM184 135V136H183ZM188 136V138H184V137H187ZM195 135H197V136H195ZM234 135H235V137H237V142L235 141V139L236 138H234L233 139V137H234ZM19 136V137H18ZM30 136V135H29ZM34 136V137H33ZM104 136H106V137H104ZM119 136V137H120ZM124 136H126L125 138H124ZM138 136H141L140 138H139V140H137L138 139ZM150 136H152L151 137V139H150ZM172 136H175V138L173 137L172 138ZM190 136H191V138H190ZM195 136V137H194ZM201 138V139H203V141L205 140V142H204V145L206 144V146H204L200 141H202L201 139H198L199 137ZM204 136V137H203ZM231 136V137H230ZM51 137H52V139H51ZM111 137V138H110ZM120 137V138H121ZM177 137V138H176ZM209 137V138H208ZM3 138V139H2ZM12 138V140H10ZM80 138V139H81ZM108 138H110L109 139V141H108ZM193 138V139H192ZM206 138V139H205ZM227 138V139H226ZM230 138V139H229ZM19 139H20V142H19ZM31 139H33L34 140V142H31V141H33V140H31ZM55 139V140H54ZM57 139V140H56ZM146 139V140H145ZM148 139V140H147ZM150 139V140H149ZM172 139V140H171ZM175 140V142H176V144H175V142H173L174 144H175V146H176V148L178 147V145H179V143H180V147H181V149L183 148V150H185V151H188V150H190V152L192 151L193 153L194 152H197L198 154H200L199 155V157L201 156V154H203L202 156H201V158L199 159V158H197V156L195 155V153H194V155L196 156V159H197V161L198 160H202V159H204L205 158V160H202V161H204V162H202V161H198V163L199 162H201V163H199V165L200 166H202L203 168H204V166H205V168H207V167H209V166H211L210 165V163L212 162V161H210V160H212V158H213V155L216 157V159H218L217 160V167H218V169H220V171L223 173V175H224V183H222L220 186L219 185H217V187L215 186V184H212V182L214 183V180L216 179L215 177H214V172L213 171H211L210 172V167L209 168H207V169H205L204 168V170L205 171H207V172H204V170H203V168H201L202 170H203V173H206V175H208L209 173L208 172H210V175H208V177L210 176L212 179H210V177H209V179H210V182H209V180L207 181L206 179H207V176L205 175V174H203V175H201V174H198V176H197V170H196V167L198 168L199 166H198V164H195V156L193 155V153L191 152L190 154H189V151H188V155H190V156H185V155H182V154H184V153H182V151H181V149L179 148V150L181 151V154H180V151L178 150L177 152H176V149H175V151L173 150V152L172 153H170V150L169 149H171V148H174L175 146H172L171 147V145H174V144H172L171 143V141H174ZM191 140L190 142H192L194 139H195V141H196V139H197V141H199L200 143H198L197 141H196V143L194 144V142L191 144H188V146H187V143L189 142V141H187V140ZM241 139H242V141H241ZM243 139H245V140H243ZM251 139V140H250ZM253 139V140H252ZM6 140H10L9 141V143H8V141H6ZM29 140H31V141H29ZM54 140V141H53ZM96 140V139H95ZM102 140V141H101ZM113 140V141H112ZM122 140V139H121ZM154 140H157V141H155L154 142ZM161 140L163 141V143L161 142ZM214 140V143L215 144H213L214 145V147H215V149L214 150H216V151H218V152H215L214 150H213V145H212V141ZM225 140V141H224ZM246 140H247V142H246ZM255 140V141H254ZM12 141V142H11ZM16 141H18L19 142V145H18V142H16ZM21 141H23L22 143H21ZM39 141V142H40ZM55 141H56V143H62V144H60V145H62V147H63V149L65 150V152H68L69 151V149H68V151H66V147L65 146H68V147H70V145H73L74 144V148H72V147H70V148H72V150H71V152L69 151L67 154L69 155V156H76V158H74V157H69L68 155H64V153H62V151H64V150H58V148L60 149V148H62V147H59L58 146V148H52V146L54 145V146H56V144H55ZM101 141V142H100ZM110 141H111V143H110ZM140 142V143H135V142ZM187 143H186V142ZM230 141V142H229ZM234 141V142H233ZM67 142V143H66ZM103 142V145L101 144ZM106 142V143H105ZM129 142H131L130 143V145H129ZM150 142V143H149ZM151 142H154V144L153 145H156V147L155 148H153V146H151L152 144H151ZM166 142H167V144H166ZM170 142V143H169ZM209 142H211V143H209ZM225 142V143H224ZM251 143L252 145H253V147L252 148H248V147H251V146H249L248 144L249 143ZM7 143V144H6ZM22 145H21V144ZM53 143V144H52ZM58 143V144H59ZM101 144V146H103L104 147V149L105 150H108V148H109V150L108 151H110L109 153L110 154H112L113 152H114V150H115V154H113L112 156L108 153V151H105L101 146H100V144ZM108 143V144H107ZM115 143V144H114ZM121 143H122V145H121ZM128 143V144H127ZM146 143H148L147 145H146ZM162 143V144H161ZM228 143V144H227ZM232 143V144H231ZM236 143H238L236 146H237V150H238V152L237 151H233L232 149H234V147H235V144ZM243 143V144H242ZM245 143V144H244ZM248 143V144H247ZM13 144V145H12ZM24 144H25V146H24ZM44 144V143H43ZM106 144V145H105ZM109 144H111L110 146H112V147H114V148H110V146H109ZM116 144H118V146L116 145ZM120 144V145H119ZM131 144H134V145H136V146H133V147H137L138 146V150L135 148H133V150H132V146H131ZM138 144V145H137ZM144 144H145V146H144ZM151 144V145H150ZM159 144H161V145H159ZM169 144H171V145H169ZM181 144L182 145H184L185 146V149H184V147H182L181 146ZM199 145L201 148L203 147V148H206V149H208V150H211V152L210 151H208V150H206L207 152H209L210 154H208L205 150H203L202 149V151H203V153L200 151V147L198 146H196V145ZM210 144V145H209ZM226 144V145H225ZM39 147H38V146ZM52 145V146H51ZM149 145V146H148ZM159 145V146H158ZM163 145V149L161 150L160 149V147ZM190 145V146H189ZM207 145L208 146H212L211 148L209 147H207ZM232 145V146H231ZM243 147H241V146ZM255 145V146H254ZM14 146V147H13ZM28 146V147H27ZM40 146H43V147H45V149L43 150V147H42V149H41V147ZM158 146V147H157ZM164 146H166V147H164ZM170 148H169V147ZM186 146L189 148L188 150H187V148H186ZM193 147V150H194V146H195V150L193 151V150H191L192 149V147ZM234 146V147H233ZM248 146V147H247ZM20 147V148H19ZM24 147V148H23ZM47 147V148H46ZM57 147V146H56ZM99 147H101V148H99ZM117 147V148H116ZM152 147V148H151ZM198 149H197V148ZM224 147V148H223ZM240 147V148H239ZM2 148H4V149H2ZM9 148V149H8ZM23 148V149H22ZM26 148V149H25ZM92 148V149H91ZM96 148V149H95ZM148 148H149V151H148ZM156 148H158V149H156ZM164 148H166V150H164ZM226 148H227V150H226ZM250 149L251 150V153H253V155L250 153L249 154V152H250V150H248V149ZM257 148V149H256ZM7 151H6V150ZM27 149H29V151L27 150ZM41 149V150H40ZM89 149H91V150H89ZM99 149L100 150H102V153H100V151H99ZM147 149V150H146ZM153 149V150H152ZM156 149V150H155ZM197 149V150H196ZM243 149V150H242ZM253 149L255 150L254 152H252L253 151ZM43 150V151H42ZM48 150V151H47ZM51 150V151H50ZM57 150V151H56ZM103 150L105 151L104 153H106V154H103ZM112 150V151H111ZM134 150H137L138 152H140L139 154H137L138 152L137 151H134ZM146 150V151H145ZM156 152H155V151ZM167 151V152H162V151ZM212 150L214 151V154H212L213 152H212ZM248 150V153L246 152V151ZM4 151V152H3ZM8 151H10V152H8ZM46 151H47V153H46ZM142 151H144V155H146L145 157H147V158H149V159H146V160H149V163H151V164H154L155 163V165H153L155 168L153 169V167H151V166H149L150 168H152V169H150L149 170V173H148V169H149V167H148V161L146 162V161H144L145 160V158H144V155H143V153H142ZM151 151H154V152H151ZM185 151H183V152H185ZM198 151H200L201 153H199ZM227 151V152H226ZM240 151H242L240 154H239V152ZM56 152V153H55ZM132 152V153H131ZM133 152H134V155H133ZM160 152H162L163 153V155H162V153L160 154ZM175 152V153H174ZM206 152V153H205ZM10 153V154H9ZM30 153V154H29ZM33 153V154H32ZM36 153H38V154H36ZM50 153H51V155H52V157H51V155H50ZM58 153H62V155H64L65 157H63L62 156V159H64L63 161H65V158H66V164H68V163H70L68 166L67 165H65V163L63 162V161H61L62 159L60 158L61 157V154H60V157H59V155H58ZM97 153V154H96ZM165 153L167 154L166 155V157H164V160H162L161 158L165 155ZM169 153H170V156H172L171 154H173V158H175V157H178L179 155H181V157L179 158H177V160L178 159H182L183 161L184 160H186V161H182V160H178L179 162H182V163H187V162H189V160H190V163H191V161H192V158H193V161H195V162H192V165L194 166L193 168L192 167H189L188 165H190V166H192L191 164H189V163H187L186 165L187 166H185L184 164H182V163H180L182 166H179V169H178V165H180V164H178V165H176L177 163L176 162H178V161H176L175 159H172V157L170 158V156H169ZM187 153V152H186ZM185 153V154H186ZM196 153V154H197ZM206 155H208V156H205V154ZM231 153V154H230ZM243 153V154H242ZM248 154V156H247V154ZM258 153V154H257ZM12 154H13V156H12ZM56 154H57V156H56ZM91 155V156H88V155ZM96 156V155H98V156H104L105 157V155H106V157L107 156H109V157H111L110 158V160H109V157H107V159L110 161H108L107 159H101V157H100V161L101 160H103L102 161V163L104 162V161H106L109 165H108V167H110L109 168V170L110 171H112L113 169L112 168H114L112 165L114 164V166H115V168L116 169H114V170H116V171H114L113 170V172H111L108 176H109V179H108V176L106 177V179L103 181V183L101 184V189H103L102 190V192H101V190L99 189V190H97V193L96 194H98L99 193V195L100 196H98V197H96V198H98V202L99 203H97L95 200L94 201H92L91 203H90V206H95V207H93V208H89V212H87V213H85V214H83V212L81 211L82 210V208L80 209V206H77V205H79L78 203H77V201H76V199H74L75 198V196L76 197H78V194H77V189H78V187H77V189H76V187H73L74 185L75 186H78L79 184V182L77 181V180H80V178H81V180L83 181V177H81V175L82 174H86L87 175V177L89 178L91 175V173L92 172H89L92 168H95L97 165L99 166L100 164L98 163V161H99V159H97V157H94V155ZM103 154V155H102ZM107 154H109V155H107ZM138 155V157L140 158H138L137 157V155ZM160 154V155H159ZM178 155V156H176V155ZM191 154H192V158H190L191 157ZM242 154V155H241ZM24 155H26V156H24ZM36 155V156H35ZM39 155V156H38ZM159 155V156H158ZM162 155V156H161ZM217 155V156H216ZM5 156V157H4ZM8 156H10L9 158H7ZM34 156V157H33ZM48 156V158L46 159L45 157H47ZM85 156V157H84ZM149 156V157H148ZM154 156H158V157H154ZM167 156H169V157H167ZM182 156H184V157H187V159H183V157ZM205 156V157H204ZM211 158H210V157ZM241 156V157H240ZM246 156V157H245ZM251 157L252 158V156H254L252 159H248V157ZM25 157V158H24ZM37 157V158H36ZM58 157V159H56ZM71 158V161H73L72 163L70 162V159H68L67 160V158ZM91 157H94V158H96V159H94L93 161L95 162H93V164H91L92 163V161H90L91 159ZM203 157V158H202ZM207 157H209L208 159H210V160H207ZM214 157V158H215ZM242 157H245V158H242ZM15 158V159H14ZM36 158V159H35ZM39 158V159H38ZM49 158H54L55 160H54V171H53V173L50 171L49 172V170L47 169V167H45L44 169L43 168H39V167H41V165H42V163L43 164H45V163H48V162H50L51 163V159H49ZM61 160H60V159ZM72 158H74V159H72ZM85 158V159H84ZM88 158V159H87ZM127 158H128V156H127ZM157 158H159V159H161V160H157ZM232 158V159H231ZM3 159V160H2ZM8 159V160H7ZM19 159H20V161H19ZM25 159V160H24ZM44 159V161L42 162V163H40L42 160ZM45 159H46V161H45ZM129 159V158H128ZM144 159V160H143ZM166 159V160H165ZM168 159L169 160H172V163H171V161L170 162H168V163H166L167 161H168ZM247 159L249 160V163H250V161H251V163L249 164L248 163V161H247ZM6 160L8 161V162H6ZM11 160H13V163H12V161ZM96 160V161H95ZM141 160V161H140ZM154 160V161H153ZM175 160V161H174ZM232 160V161H231ZM10 161V162H9ZM15 161V162H14ZM25 161V162H24ZM40 161V162H39ZM61 161V162H60ZM99 161V162H100ZM115 161V162H114ZM151 161H153V162H151ZM158 161H159V163H162L161 161H166V162H164L162 165L161 164H158ZM206 161H208V162H210V163H207ZM31 162V163H30ZM68 162V163H67ZM78 162L79 163H82L81 165L80 164H78ZM90 162V163H89ZM111 162H113V164L111 163ZM140 162H142L141 164H140ZM146 162V163H145ZM205 162L207 163V164H205ZM3 163V164H2ZM6 163H8V164H6ZM39 165H38V164ZM50 163H48L49 165H50ZM75 163V164H74ZM78 164V166H79V169H78V171H77V168L76 167H78V166H75V165H77ZM89 163V164H88ZM176 163V164H175ZM10 164V165H9ZM19 166H18V165ZM32 164V165H31ZM66 166V168H64L65 169V171L67 172H65V171H63V168H62V166L64 167V165ZM72 164V165H71ZM94 164L96 165V166H94ZM117 164H119V163H117ZM140 165L139 167L141 168L140 169V171L138 170L139 169V167H138V165ZM165 164V165H164ZM172 164H175L176 165V167H174L175 165H172ZM204 166H203V165ZM209 164V166H207ZM256 165V164H261L262 165V168L261 169H259L258 171H253V176H254V178H253V180H251L250 181V183L247 181V179H246V172H247V170H249V169H252V165ZM3 165V166H2ZM5 165V166H4ZM22 165V166H21ZM33 165H35V166H33ZM38 165V167H36ZM120 165V164H119ZM163 165H164V167H163ZM195 165H196V167H195ZM255 165H254V168H255ZM30 166V167H29ZM73 166V167H72ZM74 166H75V168H74ZM82 166V167H81ZM92 167L91 169H90V167ZM102 166V165H101ZM101 166H99V167H101ZM112 166V167H111ZM134 166L136 167L137 166V168L135 169L134 168ZM142 166H143V170H142ZM167 166V167H166ZM176 168V169H178V170H180V171H182V170H184V168L185 167H187L185 170L187 171V169H188V167H189V169H193L195 172H196V174H194V171L193 170H189V172L187 171V173L188 174H186L187 175V178H190V179H194L193 177H195V179L197 178V180L198 181H200V183L201 184H203V186H205V191L207 190L208 192H210V193H215L214 195L215 196H217V198L218 197H221V198H218L219 199V204L220 205H218V207H220V210H219V208L217 207V205H216V207L218 208H210V210H211V212L213 213H216L217 214V220L219 219V222H218V225H216V228H218L217 229V231L215 230V232L213 231V233H211V234H213V236H214V233H216L215 234V236L213 237L212 235H209L208 233H210V232H206V231H203V233L201 234V235H203V237H201L202 238V241L204 240L205 241V243H207V246H208V244H209V246H208V249L205 251V249H203L204 248V243H203V246H201L200 245V243L201 242H199L198 241V243H197V241L196 242H194L193 240L196 238V236H198L196 233H194V234H191L190 236H191V238H188L189 236L187 235V237L185 238V237H181L182 239H183V241H182V239H180L179 238V236H178V238H174L173 236H175L176 235V233H174V232H177V234L178 233H180V231H181V229H182V227H184V226H186L187 225V222H188V220L186 219V217H185V219L187 220V221H179V223L177 224V225H175V229H176V231H174L173 232V234H171L170 233V235H168L167 233H166V231H169V230H171V228L168 226V228H170V229H168L167 227H166V229H168V230H166L165 228V230L163 229V227L161 226V225H163V226H166V225H169V224H167V223H164L163 222V218H162V215H163V217H165V218H167V217H170V215H171V217L173 218V216H174V218L176 217L177 218V216L178 215H180L181 216V214H180V212H182L181 210L183 209V208H185L186 206H188V205H191V203L192 204H194V203H196L197 201L199 202V200H201L200 199V197H202V195H203V189L202 188H204L200 183H197L198 181L197 180H195L194 179V181H195V184H196V186L194 187V182H193V180H191L190 181V179L188 180V179H186V178H184V177H186V175H184L185 174V170H184V172H183V174L181 173V172H179V173H177L178 171H175L174 169H173V171H175V172H173V173H171L170 171H169V169H166V168ZM183 166H185V167H183ZM242 166V167H241ZM4 167H6V168H4ZM11 167V168H10ZM32 167V168H31ZM69 167H72L74 170L76 169V172H74V170L72 169V168H69V170H68V168ZM89 167V168H88ZM146 167L148 168V169H146ZM163 167V168H162ZM182 167H183V169H182ZM244 167V168H243ZM245 167H246V169H245ZM249 167V168H248ZM8 168V169H7ZM27 168V169H26ZM38 168V169H37ZM62 168V169H61ZM84 170L83 172L84 173H82L81 175H80V170H82V169ZM121 168V167H120ZM157 168V169H156ZM170 168V169H171ZM253 168V169H254ZM13 169V170H12ZM31 169V171H29ZM37 169V170H36ZM42 169V171H40ZM71 169L73 170V171H71ZM90 169V170H89ZM122 169H124V168H122ZM156 169V170H155ZM163 169H165V170H167L164 174H163V172L165 171V170H163ZM243 169H245V170H243ZM2 170V171H1ZM4 170V171H3ZM39 170V171H38ZM43 170H45V171H47V173L44 171L43 172ZM95 170H96V168H95ZM133 170V171H132ZM138 170V171H137ZM147 170V171H146ZM209 170V171H208ZM236 170V171H235ZM241 170V171H240ZM30 173H29V172ZM63 171V172H62ZM93 171V174H95L94 173V170H92ZM142 171V176L144 177V178H140L139 179V177H140V172ZM151 171V172H150ZM162 171V172H161ZM193 172V174L191 173V172ZM244 171H246V172H244ZM8 174H7V173ZM33 172V173H32ZM35 172H36V174H35ZM48 172L49 173H52V174H48ZM62 172V173H61ZM72 172V173H71ZM139 172V173H138ZM147 172V173H146ZM170 173V175L172 174H174L175 175V177H176V179H178V180H176L175 178H174V175H173V177H172V175L170 176V175H168L169 173ZM242 172V173H241ZM245 173V176H244V173ZM41 173H43L42 175H43V177L41 176ZM46 173V174H45ZM56 173H57V175H56ZM88 173H89V176H88ZM134 173V174H133ZM145 173H146V175H145ZM181 173V176H183L184 175V177L183 178H181V177H179V178H181V179H179L178 178V176H179V174ZM192 174V176H191V174ZM58 174H60V176L61 175H63V176H61V177H64V176H66L67 174H69L68 175V177L66 176V178L64 177V183H63V187L62 188H65L64 187V185L66 186V188H67V190L65 189V190H63V189H61V188H59L60 186V184H62V183H59L58 181H57V177H58ZM70 174L72 175V176H70ZM74 174V175H73ZM111 174H114L113 176L111 175ZM137 176H136V175ZM150 174V175H149ZM177 174V175H176ZM190 174V175H189ZM6 175H8V176H6ZM47 175H49V177H51L52 179L51 180H49V177H47ZM51 175V176H50ZM56 175V179H55V176ZM76 175H77V177H76ZM78 175H80V176H78ZM149 175V176H148ZM161 175H162V177H163V175H164V178L162 179V177H161ZM167 175V176H166ZM189 175V176H188ZM47 178H46V177ZM54 178H53V177ZM75 176V177H74ZM94 176L95 175H92L89 179L90 180H92V179H94ZM112 176V177H111ZM136 176V177H135ZM139 176V177H138ZM151 176V177H150ZM158 176H160V177H158ZM170 177V179H172V180H174V183H173V181L172 182H170L171 180L169 179V177H168V179L170 180H165L166 179V177ZM202 176V177H201ZM5 177V178H4ZM19 177V178H18ZM29 177V178H28ZM35 177V178H34ZM79 177V178H78ZM85 177V176H84ZM93 177V178H92ZM145 177H149L148 179L147 178H145ZM214 177V178H213ZM11 178V179H10ZM14 178V179H13ZM43 178V179H42ZM45 178V179H44ZM68 178V179H67ZM74 178V179H73ZM110 178H114L112 181H110L109 182V180H111ZM138 179V185H137V183H135L136 181H137V179ZM157 178H158V180H157ZM161 178V181H163L162 183L163 184H166V186H164L163 184H161L160 182H159V179ZM9 179V180H8ZM27 179V180H26ZM35 179V180H34ZM42 179V180H41ZM48 179V180H47ZM75 179H77V180H75ZM132 179H133V181H132ZM136 179V180H135ZM141 179H146L145 181H143V180H141ZM184 179H186L187 181H188V183H187V181H186V184H185V182L183 181ZM203 179H205V180H203ZM30 180V181H29ZM43 180H44V183H43ZM107 180H108V184H107ZM135 180V181H134ZM148 180V181H147ZM175 180H176V182L178 183V181L179 182H181V184L182 183H184V184H182L181 186H183L184 187V185H186V187L188 186V184L190 183H192L190 186H188L187 188H189V191L191 192V195H192V193H194L195 194V191H196V193L200 190V191H202L201 193H200V191L198 192V196H200L199 197V200H198V198H197V194H193L194 196H195V199H197V200H194V199H192V198H194L193 196L191 197V195H190V193H189V191L187 190V189H185V188H183V187H181V188H178V187H180V183H178L179 184V186H178V184L176 183V185H177V187L175 188V187H173L174 185L173 184H175ZM212 180V181H211ZM1 181H3V182H1ZM15 181V182H14ZM28 181V182H27ZM45 181H46V183H45ZM70 183H68V182ZM70 181H72V183H73V185H71V182ZM74 181V182H73ZM77 181V182H76ZM82 181H81V183H82ZM106 181V182H105ZM141 181V182H140ZM147 181V182H146ZM149 181V182H150ZM155 181H158V182H155ZM166 181H168V182H166ZM190 181V182H189ZM197 181V182H196ZM208 182V184L209 185H206V182ZM5 182V183H4ZM10 182V183H9ZM139 182H140V184H139ZM146 182V183H145ZM155 182V183H154ZM166 182V183H165ZM203 182V183H202ZM18 183V184H17ZM31 183V184H30ZM39 184V185H37V184ZM111 183V184H110ZM143 183H145L144 185H143ZM158 183V184H157ZM171 183V184H170ZM173 183V184H172ZM205 183V184H204ZM19 184H21L20 185V187L22 186L23 187V184H24V186H25V188H26V186H27V189L28 190H25V191H23V192H21V190H23V189H25L24 187L21 189V188H19ZM41 184V185H40ZM45 184V185H44ZM76 184H78V185H76ZM158 186H164V187H166V189L163 187H161L162 188V190H160L161 188L160 187H158ZM161 184V185H160ZM11 185V186H10ZM15 185H17V187L15 186V188H16V190H19V193L15 190L14 191V186ZM32 185V186H31ZM124 185H123V187H124ZM136 185V186H135ZM172 186L173 188H172V190L170 189L171 187L170 186ZM175 185V186H176ZM199 185V186H198ZM213 185V188L214 189H212L211 188V186ZM223 185V186H222ZM2 186V187H1ZM10 186V187H9ZM13 186V187H12ZM28 186H31V187H29L28 188ZM33 186H38L37 188H41V189H37V191L38 190H41V194H40V191L39 192H37V191H35L36 189V187H33ZM40 186V187H39ZM62 186V185H61ZM68 186L70 187V188H72L74 191H72V189L70 190V188H68ZM113 186H115V187H113ZM129 186V187H128ZM168 186V187H167ZM202 186V187H201ZM209 186V187H208ZM222 186V187H221ZM32 187H33V189L34 190H32ZM43 187V188H42ZM126 187H128V189L126 188ZM155 187H157L158 188V190L155 188ZM194 187V189H196V188H198V189H196V190H191V188H193ZM215 187H216V189H217V191L219 192H217V191H215L216 189H215ZM259 187H261V188H259ZM10 188V189H9ZM13 188V189H12ZM57 190H56V189ZM75 188V189H74ZM129 188L131 189V190H129ZM160 188V189H159ZM167 188H169L168 189V191L169 192H171V195H173V192L175 191V189H176V193L178 194L177 196H178V198H180V200L178 199V198H176L175 196H176V193H174V195L173 196H171L170 195V193L167 191V192H164V190L163 189H165V190H167ZM201 188V189H200ZM209 188V189H208ZM212 190H211V189ZM3 189V190H2ZM5 189V190H4ZM12 189V190H11ZM62 191H61V190ZM106 189V190H105ZM179 189H181V190H179ZM182 189H184L183 191V193H182ZM7 190V191H6ZM9 190H11L12 192L14 191L17 195V197L15 198L14 196H15V193H13V195H12V193H11V191H9ZM33 191L32 193L34 194V192H36L37 193V196H36V194H32L30 191ZM43 190H46L45 192V194H44V191ZM56 192H55V191ZM76 190V191H75ZM125 190L129 193H127V192H125ZM142 190H143V192H142ZM156 190L159 192V190H160V192L159 193H162L161 191H163V193L162 194H164V197L165 196H167V198H165L167 201L169 200V199H171L172 200V202H174L175 203V201L178 199L179 200V202L178 203H175L177 206H175L173 203L171 204V201H166L165 203H167L168 204V206L170 207V205H172V207H170V210L173 208V206H174V208H177L178 209V211H180V212H177V214H175L176 213V211H177V209L175 210L174 208L172 209L173 210V212H174V214L175 215H177V216H175V215H173L172 216V214H173V212H171V211H169V212H167L168 210H166V212L168 213H166L165 214V212L163 213V211L167 208L166 206L167 205H165V203H164V200L163 201H161L163 198H162V196L163 195H159L157 192H156ZM185 190H187V192H188V194H186V191ZM209 190H211V191H209ZM223 190V191H222ZM26 191L28 192V194H26ZM55 192V194H54V192ZM60 191H61V193H60ZM66 191V192H65ZM69 191H71V192H69ZM140 191L142 192V193H140ZM179 191V192H178ZM204 191V192H205ZM222 193H221V192ZM4 192H5V194H4ZM49 192V194H47ZM59 192V193H58ZM65 192V194L63 195V193ZM68 192V193H67ZM151 192H153L152 194H151ZM180 192H181V195L182 196H179L180 195ZM22 193L25 195L24 197L22 196ZM29 193H30V195L32 194V199H31V196H29ZM69 194V193H71V194H69V195H71L72 197H73V199H74V202H72L71 203V201H73V199L72 200H70V202L67 200V198L68 199H71V197H68L67 196V194ZM101 193H103V194H101ZM128 195H127V194ZM140 193V194H139ZM144 193V194H143ZM145 193H147L146 195L147 196H145ZM166 193H167V195H166ZM186 194V196L185 195H183V194ZM216 193H217V195H216ZM221 193V194H220ZM38 194H39V200H40V202H42L43 200H44V202H42L41 203V206H39V205H37V204H40L38 201H37V199H38ZM44 194V195H43ZM52 195V197L51 198H49L51 195ZM55 196H54V195ZM63 195V196H61V195ZM139 194V195H138ZM151 194V195H150ZM223 194V195H222ZM258 194V195H257ZM10 195V196H9ZM20 195V196H19ZM43 195V196H42ZM121 195V196H120ZM127 195V196H126ZM132 195V196H131ZM142 195V196H141ZM161 196V198L162 199H157V198H159V196ZM171 196V198H170V196ZM188 195V196H187ZM190 195V196H189ZM209 195H211V194H209ZM214 195H211L210 197H212V196H214ZM23 198H22V197ZM28 196V197H27ZM33 196H34V198H33ZM42 196V197H41ZM49 196V197H48ZM57 196V197H56ZM65 196H67V198H65ZM111 196V197H110ZM119 196H120V199H119ZM123 196H126V198L124 197V200L123 199H121V198H123ZM135 196V197H134ZM154 196V197H153ZM158 196V197H157ZM10 197V198H9ZM15 199H17V200H15ZM37 197V198H36ZM45 197H48V199H50V200H48V202H46L47 200L45 199ZM65 199H64V198ZM107 197V196H106ZM105 197V198H106ZM107 197V198H108ZM114 197V198H113ZM115 197H118V198H116V200H115ZM134 197V198H133ZM144 197V198H143ZM151 197H152V199H151ZM156 197V199H154V201L157 203V202H159V203H161L160 204V206L158 205L159 203H157V205L159 206V207H162L163 205H165V206H163L162 208H158V206L157 205H153V204H156V203H154V201H153V203H152V201L149 203V201L150 200H153V198H155ZM169 197V198H168ZM173 197H175V199L173 200ZM188 197H191V198H189L188 199ZM253 197H254V199L255 200H250V199H253ZM9 198V199H8ZM19 198H22V199H25V201H24V203L22 204V199L20 200ZM43 198V199H42ZM54 198H55V200H54ZM58 200H57V199ZM62 200H60V199ZM95 198V199H96ZM103 198V199H102ZM140 198H143V199H140ZM150 198V199H149ZM183 199V201H182V199ZM1 199H3V202L5 203H2V201H1ZM4 199L6 200V202L4 201ZM18 199L20 200V201H22V202H19V205H18V209L16 208L17 206V204L18 203H16L17 201H18ZM31 199V200H30ZM108 199V200H109ZM114 199V200H113ZM119 201H118V200ZM144 199H145V201L148 203V205H146L145 203L143 204V202H144ZM184 199H187V200H189V201H187V200H184ZM203 199V198H202ZM13 201V200H15V202H10V201ZM26 200H29V202H27ZM36 200V201H35ZM42 200V201H41ZM46 200V201H45ZM52 200V201H51ZM53 200H54V203H53ZM63 200H64V203H63ZM67 200V201H66ZM99 200H101V203H100V201ZM110 200V201H111ZM120 200H123L122 201V203H121V201ZM126 200V201H125ZM129 200V201H128ZM149 200V201H148ZM158 200V201H157ZM161 202H160V201ZM190 200H191V202H190ZM192 200H194L195 202H193ZM204 200H205V198H204ZM9 203H8V202ZM55 201H56V203H55ZM57 201H59L58 202V204L60 203V202H62V204L60 205V206H62V207H60V206H57ZM111 201V202H112ZM115 201H117L118 202V204H117V202H115ZM202 201V200H201ZM258 202V204H259V206H261V211H256L257 213V215L255 214V212H251V210H252V207H251V205H252V202ZM36 203V202H38L37 204H34V208L32 207V205H33V203ZM51 202L56 206L55 208H54V205L53 204H51ZM115 202V203H114ZM121 203V206H120V203ZM177 202V201H176ZM182 202V203H181ZM251 202V203H250ZM30 205H29V204ZM43 203H46V207H42V205L43 206H45V204H43ZM51 204V208H48V207H50L49 205L47 206V204ZM66 203V204H65ZM68 203H70V204H72V205H74V206H76L77 207V210H78V207H79V212L76 210V211H74L75 209H76V207H74V209L73 208H71V210H69L70 212H68V210H67V208H68V205H69V207H73V206H71L70 204H68ZM74 203V204H73ZM76 203H77V205H76ZM97 203V204H96ZM102 203H103V205H102ZM123 203H125V204H123ZM9 204V205H8ZM13 204V205H12ZM67 205V206H65V205ZM92 204V205H91ZM170 204V205H169ZM178 204H181V205H183V206H181L180 207V209L178 208L180 205H178ZM216 204H218V202H216ZM234 204V205H233ZM7 205V206H6ZM24 207H23V206ZM36 205V206H35ZM63 205H64V207H63ZM118 205V206H117ZM150 205H153V206H150ZM5 206H6V209H5ZM101 206V207H100ZM106 206V205H105ZM123 206V207H124ZM153 207V208H155V207H157L158 208V210L157 211H161V217H160V211L158 212L159 214H157V216L159 215V217H157V216H153V215H156V214H154V212L155 211H153V209H151V211H150V208H148V207ZM3 207V208H2ZM9 207V208H8ZM14 208V211H13V208ZM35 207H37V209L35 208ZM38 207H39V210H38ZM42 207V210L43 211H41L40 210V208ZM60 207V208H59ZM65 207H67V208H65ZM88 207H89V205H88ZM116 209H115V208ZM235 207V208H234ZM8 208V209H7ZM15 208H16V211H15ZM26 208H28V210H26ZM44 208V209H43ZM56 208H57V210H56ZM59 208V209H58ZM62 208H64V209H62ZM147 208L149 209V210H147ZM164 208V209H163ZM12 209V210H11ZM20 209H23V211L22 210H20ZM32 209V210H31ZM33 209H35V210H33ZM48 209V210H47ZM60 209H62L63 210V212L60 210ZM97 209V210H96ZM163 209V210H162ZM168 209V208H167ZM208 209H209V207H208ZM236 209V210H235ZM7 210V211H6ZM25 210H26V212H25ZM30 210H31V212H30ZM59 213H57V215H56V217H55V215L54 214H56V211ZM59 210V211H58ZM64 210H67V214L68 215H71V216H67V214H66V212H65V215H66V217L64 216ZM96 210L97 211V214L99 213V211H100V213L98 214V216L100 215V217H102V214H103V211L105 210V211H107L105 214H103L104 215V217L106 218V220H108L107 221V223H104V222H106V220L104 219H102V218H100V217H98L97 218V214H96V212H95V214H94V211ZM120 210H123V208L122 209H120ZM154 210H156V209H154ZM204 210V209H203ZM13 213H12V212ZM35 211V212H34ZM40 211V212H39ZM47 213H46V212ZM54 213L53 215H50V214H52V212ZM61 211V212H60ZM71 211H73V213L75 212V216L76 215H79V214H82V215H79V219H81V218H84V216H85V218H84V220L87 222V224H89L90 222H92L91 224H93V225H91V224H89V226H90V228H89V226L86 224V222H84L83 221V219H81V222H79V220H77V217H75L72 213H71ZM131 211V212H130ZM142 211V212H141ZM152 211H153V214H152ZM157 211L155 212V213H157ZM234 211V212H233ZM6 212V213H5ZM25 212V213H24ZM39 214H38V213ZM77 212H78V214H77ZM91 212V213H90ZM102 212V213H101ZM133 212V213H132ZM233 214H232V213ZM23 213H24V215H23ZM31 213H33L34 215H35V217H37V218H31L32 216H31ZM63 214V215H61V214ZM71 213V214H70ZM90 214V217H93V218H95V220L93 219V218H90V217H88L89 215H87V214ZM130 213H132V214H130ZM134 213H137V214H134ZM169 213H171L170 215H169ZM203 213H205V214H203ZM202 213V216L203 215H205V216H207V220L209 221V216L207 215V213L204 211ZM213 213V214H214ZM220 215H219V214ZM249 213L251 214V213H253V221H251V220H249ZM20 214V215H19ZM26 214V215H25ZM32 214V215H33ZM92 214V215H91ZM109 214V215H108ZM145 214V216H146V214H147V217H149L148 219H147V217L145 218V220L147 221V222H145V220H144V218L142 219L141 217H143L142 215H144ZM184 214V213H183ZM256 216H255V215ZM6 215V216H5ZM29 217H28V216ZM36 215H38V216H36ZM50 215V216H49ZM62 216V217H59L58 219H57V216ZM74 216V218H73V216ZM110 215H112V217L114 218H110L111 216ZM132 215H133V217H132ZM139 215H140V217H139ZM164 215H166V216H164ZM218 215L220 216V218H218ZM236 215V216H235ZM252 215V214H251ZM42 216V217H41ZM46 216H49V217H51V219H52V217L54 216V218L52 219L53 221H54V219L56 218L57 220H58V222H57V220L55 219V223H56V225L55 224H53L54 222L51 220V222H52V224H51V222H49L48 220H49V218H47ZM63 216L65 217V219L63 218ZM107 216L109 217V219L107 218ZM115 216V217H114ZM138 218H137V217ZM204 216V218H206ZM214 216H215V214H214ZM228 216H229V218H232V223L233 224H231V231H229L230 232V234H232V235H230V234H227L228 235V237H229V239L230 240H228V239H226V228L228 227V225H229V222H228V220H229V218H228ZM233 216V217H232ZM258 216V217H257ZM44 217H46L48 220H46L45 221V219L46 218H44ZM71 217V218H70ZM127 217V218H126ZM129 217H132V219H130ZM137 218V220H139L140 219V221H137L136 220V218ZM156 217V218H155ZM171 217H170V221L168 220V223H170V222H175L176 221V219L175 220H173V219H171ZM182 217H184L183 215H182ZM5 218V219H4ZM12 218V219H11ZM18 218V219H17ZM21 218V219H20ZM39 218H41V219H39ZM68 218V219H67ZM88 218V219H87ZM133 218H135V219H133ZM150 218H152V220H153V218H155V221H156V219H157V222H153ZM159 218V219H158ZM204 218L202 219V220H204ZM11 219V220H10ZM37 219L38 220H40V221H37ZM60 219L62 220V222H60ZM71 219V220H70ZM74 219H76V220H74V222H73V220ZM90 219V220H89ZM98 219H101L100 221L102 222V220L104 221V222H100V223H98V222H96ZM118 219H121V220H119L118 221ZM127 219H129L128 221H127ZM144 220V221H142V220ZM162 219V220H161ZM235 219V220H234ZM9 220V221H8ZM25 220V221H24ZM35 220V221H34ZM42 220H44V221H42ZM69 220V223H70V221L73 223V225L70 223V224H68L67 223V221ZM93 220V221H92ZM109 220H111V221H109ZM113 220H115V221H118L119 223H120V221H121V227H122V229H121V227H119L120 229H118V226L120 225L118 222H116V223H118V224H116L117 226H114L115 224V221H113ZM132 220V221H131ZM151 221V223H150V221ZM206 220V221H207ZM5 221H7V222H5ZM47 221L50 223L49 225H52V226H49L48 225V223H47ZM66 221V222H65ZM77 221V223H75ZM82 221L84 222L83 224H85V225H83L82 224ZM90 221V222H89ZM142 221V222H141ZM162 223H161V222ZM164 221H165V219H164ZM2 222V223H1ZM11 222V223H10ZM16 222V223H15ZM20 222V223H19ZM37 222L40 224H38L39 226H37V228H35V226L37 225ZM41 222H44L45 224L44 225H41V224H43V223H41ZM60 222V223H59ZM79 222V223H78ZM96 223H98V224H100L101 226H100V228L102 229L104 226L106 227L107 225H109V226H107V228H103V230H100L99 231V225L97 226V228L96 227H92V226H95V224ZM111 223V222H114L112 225L114 226V227H116V229L114 230L113 228V226L111 225V224H108V223ZM159 222V223H158ZM180 222H181V226H179V224H180ZM186 222V223H185ZM210 222V221H209ZM228 222V223H227ZM18 224V226H14V227H12L13 226V224ZM32 223H34V224H32ZM61 223H65L64 224V226L62 227V230H65L64 232H62V230H61V227L59 228V226H62V224ZM75 223V224H74ZM141 223H143V224H146V226L145 225H141ZM155 223H158L157 225H158V227H157V225L155 224ZM183 223H184V225H183ZM258 223H260V224H258ZM2 224V225H1ZM9 224H12V225H10V226H8ZM36 224V225H35ZM57 224H59V225H57ZM81 226H80V225ZM125 225V227H124V225ZM149 224H151V226H149ZM165 224V225H164ZM206 224V226H208V222L207 223H205ZM210 224V223H209ZM213 224V223H212ZM226 224V225H225ZM6 225H7V227H6ZM47 226L48 228H50V229H54L53 230V232L54 231H56V232H59V234H61L62 236H63V234L62 233H64V235L65 236H67L68 235V232L67 231H71L72 229V231H71V233H72V236L70 235V233H69V235L68 236H70L69 237V239H68V237H66V239H65V237H64V239H65V241H64V239H62V237L59 235V234H57V235H55V234H53V232L52 231H50L49 232V229H47V227H44V228H42L43 226ZM67 225H69V226H67ZM75 225H77V226H75ZM97 225V224H96ZM162 227H160V226ZM256 225V226H255ZM259 225H262V226H259ZM28 226V227H27ZM42 226V227H41ZM56 227V229L57 228H59V229H55V227ZM74 226H75V228H74ZM78 226H79V228L81 229H84V230H80L79 228H78ZM103 226V227H102ZM111 226V227H110ZM145 226V227H144ZM218 226V227H217ZM224 226V227H223ZM253 226H255V227H253ZM11 227V228H10ZM16 227V228H15ZM19 227H21V228H19ZM42 228V230L40 229V228ZM54 227V228H53ZM84 227V228H83ZM109 227H110V229H109ZM132 227L134 228V230L132 229ZM136 227V228H135ZM148 227H150V228H148ZM176 227H179V228H176ZM210 227V226H209ZM261 229H260V228ZM11 230H10V229ZM14 228V229H13ZM39 228V229H38ZM47 230H46V229ZM64 228V229H63ZM69 228H71V229H69ZM80 230V232L82 231V233H81V235H80V233L78 232L79 230ZM91 228H93L94 230H92ZM111 228H112V230H111ZM124 228H126V229H124ZM129 228H131L132 229V231H130L131 229H129ZM157 228H158V230H157ZM215 228V229H216ZM223 228H225V230L223 229ZM259 228V229H258ZM15 229L16 230H18L17 231V233L16 232H14L15 231ZM19 229H20V231H19ZM23 229V230H22ZM46 230V232H45V230ZM74 229H77V230H75L74 231ZM108 229H109V232H110V230L112 231V232H110V234H115V232L116 231H120V232H116V236L118 237V238H116L115 239V235H110L109 234V232H108ZM118 229V230H117ZM129 229V230H128ZM135 229L136 230H138L137 232H139V233H136V232H133V231H135ZM161 229H163V230H161ZM258 230V232L256 231V230ZM25 230V231H24ZM33 231V233H34V235H32L33 233L31 232V231ZM59 230V231H58ZM67 230V231H66ZM87 230V231H86ZM95 230H96V232H95ZM98 230V231H97ZM124 230H128V231H124ZM223 230V231H222ZM255 230V231H254ZM260 230V231H259ZM12 231H13V235H12ZM34 231H38V233L37 232H34ZM40 231V232H39ZM69 231V232H70ZM77 231V232H76ZM104 231H106V232H104ZM115 231V232H114ZM122 231V232H121ZM124 231V232H123ZM130 231V232H129ZM141 231H143V232H141ZM155 231H158L159 233H160V231H161V234L159 235V233H157V232H155ZM19 232H23V233H25V232H28V233H25V234H27V236L25 235V234H23V235H25V236H20L19 234H22V233H19ZM45 232V233H44ZM52 232V234L50 235V233ZM87 232V233H86ZM90 234H89V233ZM92 232H93V234L96 236V239L94 240V238H93V234H92ZM100 234H102V232H103V234L102 235H105V236H103V238H102V235H100ZM108 232V236L109 237H114L113 239H112V237H111V239L113 240H111L110 241V239H109V237H107L106 235V233ZM114 232V233H113ZM126 232H127V234L130 236V237H133V236H137V240H133V241H131L133 238H135V237H133V238H130L128 235H126ZM141 232V233H140ZM154 234H153V233ZM162 232H164V233H162ZM196 232V231H195ZM222 232H223V234H225V235H223L222 234ZM15 233L16 234H18L17 235V237L15 236ZM32 233V234H31ZM76 233V237H78V236H80L79 237V241H78V239L77 238H73V235ZM79 233V235H77ZM84 233V234H83ZM86 233V234H85ZM96 233H98V234H96ZM120 233V235H117V234H119ZM123 233H125L124 235H123ZM131 233H132V235H131ZM134 233V234H133ZM135 233L136 234H139V235H135ZM142 233H144V234H146V235H149V239H151V241L149 242V239H147L146 238V236H145V238H144V235L142 234ZM8 235V238L7 239H5V236H7ZM32 235V236H29V235ZM48 234H49V236H48ZM67 234V235H66ZM89 235V237L91 236L92 238H90L89 240H87L86 238H87V236L86 237H84V238H82L83 239V241H84V239H85V247H82V246H84V244H82V239H81V237H83L84 235ZM156 234H158V235H156ZM167 234V236H169V237H167V239L166 238H164V236ZM175 234V235H174ZM200 234V233H199ZM206 234V235H205ZM46 235L50 238H48V237H46ZM53 235V237H50V236H52ZM99 235H100V237H99ZM141 235H142V238H144V240L145 239H147V240H145L146 241V244H147V247H146V244L144 243L145 241L141 238ZM155 237H154V236ZM161 235H164L163 236V238L162 237H160ZM173 235V236H172ZM196 235V236H195ZM208 235H209V237L211 236L212 237V239H209L210 241H207L206 242V240L205 239H207L208 240ZM34 236V239H32V238H30V240H29V242H27L28 241V239H29V237H33ZM36 236V237H35ZM43 236V237H42ZM45 236V237H44ZM55 236V237H54ZM58 238H60V239H62V240H58L57 239V237ZM122 237L123 238V240L125 241V238L127 237L128 239H126V242L127 241H129L128 243H127V245H129V246H126L125 244L123 245V243H121V241H122V239H120V237ZM125 238H124V237ZM157 236H159V237H157ZM173 237V238H170V237ZM194 236V237H193ZM205 236H206V238H205ZM225 236V237H224ZM231 236H233V237H231ZM13 237H14V240H13ZM19 237V238H18ZM20 237H22V239L21 240H19L20 239ZM24 237L25 238H27V240H25L24 239ZM42 237V238H41ZM88 237V238H89ZM108 238V240H109V243H111V244H113V246L111 245V244H109L108 243V241L106 240L107 238ZM138 237H140V238H138ZM148 237V236H147ZM152 237H154V238H152ZM210 237V238H211ZM51 238H52V240H51ZM54 238H56L57 240H58V242L56 241V239H54ZM73 238V239H72ZM97 238H100V239H98V241H100L101 243H97L98 241H97ZM155 238H158V240H162V242H160V241H158V240H155ZM198 238V237H197ZM204 238V239H203ZM214 238V239H213ZM222 238V239H221ZM226 240H225V239ZM237 238V239H236ZM8 239H10V240H8ZM31 239L34 241H32L34 244H32V245H30V246H32L31 248H33V249H31V248H28V244H31L32 242H31ZM38 239V240H37ZM40 239V240H39ZM42 239V240H41ZM54 239V240H53ZM92 239V240H91ZM115 239V240H114ZM117 239H119V240H121V241H119L118 242V240ZM152 239H153V241L155 240V242H152ZM165 239L166 240H168V242L171 240L172 242H170V243H168V242H166L165 241ZM173 239V240H172ZM185 239H187L186 241H185ZM189 239H192V241H193V243H196L195 245L193 244V246L191 245V240H189ZM233 239V240H232ZM6 240H8L9 242H7L6 243ZM51 240V241H50ZM71 242L72 240H74V241H72L73 243H71L72 245H69L70 244V242ZM102 240H106V241H104V242H106V243H104V242H102ZM139 240H140V242H139ZM141 240H142V243H143V245H142V247L140 246L142 243H141ZM175 240H178V242L177 243H179V246L178 247H180L179 249H178V247L177 246H175V245H178L176 242H175ZM5 241V242H4ZM10 241H13L15 244L13 245V242H10ZM25 241V242H24ZM39 241H40V243H39ZM43 241V242H42ZM44 241H46V242H44ZM61 241H63V242H61ZM78 243H77V242ZM88 241V244H86V242ZM92 241V243H90ZM96 241V243H94ZM114 241H117V242H114ZM189 241V242H188ZM224 241H226V243H228L229 241H231V242H229L228 244H230V243H232V244H234L233 245V247L235 248H233L234 250L233 251H230V254H233L232 256L231 255H228V253H227V251H224L225 253H223L222 251H221V247L224 245ZM228 241V242H227ZM3 244H2V243ZM54 242H56V243H54ZM60 242V243H59ZM67 242H69V244H68V247H69V249H70V246H71V249L70 250H72L73 251V256H74V254H75V256L73 257H69V256H71L70 255V253L72 254V252L70 251L69 252V249L67 250V251H65V249L63 248V246L64 245H66L65 243H67ZM79 242H80V244H79ZM126 242H124V243H126ZM135 242V243H134ZM157 242V244H158V242H159V244H161V245H159L158 244V248L156 247V249L158 250H156L155 249V245H154V243H156ZM164 242H166V244L164 243ZM173 242H175L173 245L175 246L174 248H173V245H171V243H173ZM185 243V244H188L189 246H187V247H185V245H182L181 243ZM188 242V243H187ZM238 244H237V243ZM4 243L5 244H10L11 245V243H12V245L10 246V245H4ZM16 243H17V245H16ZM28 243V244H27ZM43 243V244H42ZM74 243H77L79 246H81L80 247V249H79V246H77V244H75V246H74ZM107 243L111 246H109V251H111L113 248L114 249H116V250H112L113 252H112V254H111V256L112 255H114V253L115 252H118L115 256H110V253H109V251H107ZM121 243V244H120ZM133 243V244H132ZM139 243V245H137V244ZM149 243V244H148ZM150 243H151V245L153 246L154 245V247H152L151 245H150ZM153 243V244H152ZM164 243V244H163ZM23 244V245H22ZM24 244H26V245H24ZM41 244V245H40ZM59 244H61V245H59ZM62 244H63V246H62ZM89 244H91V245H93V247L91 248L92 250H90V245ZM94 244H98L99 246H100V244L102 245L101 247H102V249L100 248V249H98V245H95L94 246ZM106 244V245H105ZM117 244H120V245H117ZM134 244H136V245H134ZM172 246V248L170 247V249L169 248H164V246H170V245ZM232 244H230V245H232ZM22 245V246H21ZM28 245V246H27ZM38 245V246H37ZM62 246V247H59V246ZM87 245H89L88 247H87ZM117 245V246H116ZM121 245H123V246H121ZM132 245H133V247H135V249L134 248H132ZM149 245V246H148ZM198 245L199 246H201V248L203 249H197V247H198ZM229 245V246H230ZM245 245V246H244ZM5 246H7V247H5ZM27 246V247H26ZM29 246V247H30ZM44 246H45V249H44ZM54 246V247H53ZM76 246L78 247L77 248V250H76ZM105 246V247H104ZM107 246V247H106ZM119 246V247H118ZM126 246V247H125ZM140 246V247H139ZM151 246V247H150ZM159 246H160V248H159ZM181 246H183V247H185V248H183L182 249V247ZM190 246H192L193 248V250H195V249H197V251H199V253L195 250V253H194V251L191 249V250H188V249H190ZM195 246H197L196 248H195ZM206 246V245H205ZM11 247V248H10ZM15 247H16V249H19V250H16L15 249ZM22 247L25 249H28V250H24L23 249V251L22 250H20V248L22 249ZM36 247H38V248H36ZM64 247H66V248H68L67 247V245L66 246H64ZM87 247V249H85ZM95 247H97V250H95ZM115 247H117L118 248V250L119 251H117V248H115ZM127 248V247H130L131 248V250H130V248H129V251L128 252H131V253H133V249L134 250H136V251H134L135 252V256L133 255V254H131L130 253V255H128V252H126L127 251V249L124 251V248ZM136 247H139V249L138 248H136ZM144 247H145V249H146V252L145 253H140V252H144L143 251V249H144ZM151 249H150V248ZM245 247V248H244ZM4 248H6V249H9V250H6V251H8V253L6 252L5 253V250L3 251V249ZM36 248V249H35ZM42 248V249H41ZM62 248H63V250H62ZM74 248H75V250H74ZM106 248V249H105ZM121 248H123V249H121ZM147 248H149V249H147ZM152 248H154L153 249V252H154V254H155V257H154V254L153 253H151L152 252ZM221 248V249H220ZM13 249V250H12ZM48 249H50V250H48ZM59 249V250H58ZM60 249H61V251H60ZM103 249H105V250H103ZM138 249V250H137ZM165 249V250H164ZM172 249V250H171ZM176 249H178V251L179 252H175V251H177ZM182 251H181V250ZM188 251V254H187V256L186 255H184L183 256V254H186L185 253V251L186 250ZM218 249H219V251H218ZM14 251V250H16V251H14V252H11V251ZM35 250H37V251H35ZM45 250V251H44ZM82 250H84V251H86L85 253H86V255H84L85 253L84 252H82ZM89 250H90V253L92 254H90L89 253ZM103 250V251H102ZM120 250L122 251V252H124L123 254H125V252H126V256L129 258H127L125 255H123V256H121V254H122V252H120ZM140 250H142V251H140ZM149 250V251H148ZM151 250V251H150ZM166 251L167 252V254L170 252V251H172V252H170L169 253V255L167 256V258H166V256H165V258L163 257V255H161L160 253L162 252V251ZM170 250V251H169ZM174 250V251H173ZM209 250V251H208ZM10 251V252H9ZM17 251H20V252H18L17 253ZM26 251V252H25ZM62 251H63V253H62ZM94 251H95V254H94ZM104 252L102 255L104 256L103 258H99V257H95V256H93V255H96V253H97V255L96 256H98L100 253H98V252ZM159 251H161V252H159ZM162 252L164 255H166V253L165 252ZM189 251H192L191 252V254L189 253ZM203 251H205V252H203ZM217 251L218 252H221V253H223V254H227V256L228 257H224L223 256V254L221 255V256H223V258L220 256V254L218 253L217 254ZM37 252V253H36ZM40 252H42V253H40ZM49 252H51V253H49ZM59 254H58V253ZM64 252H65V256H63V258H62V256H61V254L63 255L64 254ZM68 254H67V253ZM78 252H80V253H78ZM82 252V253H81ZM93 252V253H92ZM106 252H108V253H106ZM138 252V253H137ZM177 254H175V253ZM182 252H184L183 254H182ZM202 252V253H201ZM24 253H26V254H24ZM33 253V254H32ZM108 254V255H106V254ZM121 253V254H120ZM137 253V254H136ZM149 253V254H148ZM150 253H151V255H153V257L150 255ZM156 253H159L160 254V256H161V258L163 257L164 259H159L160 257H158L157 255H159V254H157L156 255ZM171 253H172V255H171ZM192 253H194V254H192ZM199 255H198V254ZM46 256H45V255ZM78 254V255H77ZM90 254V255H89ZM101 254H100V257H102L101 256ZM106 255V257H105V255ZM120 254V255H119ZM145 254L147 255L146 257H144L145 256ZM200 254H202L203 256L201 257V255ZM10 255H11V258H10ZM26 255V256H25ZM28 255V256H27ZM38 255V256H37ZM42 255V256H41ZM60 255V256H59ZM69 255V256H68ZM119 255V256H118ZM139 255V256H138ZM141 255H143V257L141 256ZM148 255H150L149 256V258L147 259V257H148ZM172 257H171V256ZM175 255L177 256V257H175ZM180 255V256H179ZM191 255H193V257L191 256ZM195 255H196V257L198 256V258H195ZM1 256H3V258L1 259ZM6 256V257H5ZM14 256V257H13ZM31 256V257H30ZM34 256V257H33ZM85 256V258L87 257V259H83V257ZM89 256H92L91 258L89 257ZM110 257L112 260H110V258H108V257ZM118 256V257H117ZM130 256V257H129ZM138 258H137V257ZM157 256V257H156ZM170 256V258H169V261L167 260L168 259V257ZM173 256L175 257V258H173ZM183 256V257H182ZM230 256V257H229ZM41 257V258H40ZM57 257V258H56ZM65 257H68V258H65ZM77 257V258H76ZM120 257V258H119ZM133 257L135 258V259H133ZM153 259H152V258ZM179 257H181L182 259H184V258H186V257H188V258H186L185 260H182L181 258V260H180V263L178 262L179 260ZM190 257H192V258H190ZM202 259H201V258ZM24 258V259H23ZM40 259V260H37V259ZM51 258V259H50ZM66 260H65V259ZM72 259V260H70V259ZM74 258V259H73ZM90 258V259H89ZM106 258V259H105ZM119 258V259H118ZM137 258V259H136ZM140 258H142V259H140ZM144 258H146V260H144ZM173 260H172V259ZM178 258V259H177ZM200 258V259H199ZM3 259H6V261L5 260H3ZM8 259V260H7ZM65 261H64V260ZM92 259V260H91ZM109 259V260H108ZM125 259V260H124ZM190 259H193V261L192 260H190ZM196 259V260H195ZM203 259H205V260H203ZM23 260V261H22ZM26 260V261H25ZM68 260H70V261H68ZM80 260V261H79ZM87 260V261H86ZM90 260V261H89ZM107 262H106V261ZM136 260V261H135ZM139 260V261H138ZM158 260H161V263H160V261H158ZM174 260H176V262L174 261ZM178 260V261H177ZM199 262H198V261ZM202 260H203V262H202ZM37 261V262H36ZM40 261V263H38ZM45 261V262H44ZM55 261H56V263H55ZM81 261H83V263L81 262ZM115 261V262H114ZM130 261H133V262H130ZM139 263H138V262ZM194 261H196V263L194 262ZM201 261V262H200ZM6 262V263H5ZM18 262V263H17ZM47 262H50V263H47ZM54 262V263H53ZM73 262V261H72ZM81 262V263H80ZM87 262V263H86ZM93 262H95V263H93ZM102 262V263H101ZM151 262V264H155V261L152 263ZM167 262V263H166ZM173 262H175V263H173ZM59 263V264H60ZM123 264H126V263H124V262H122ZM148 263L150 264V262L148 261Z\"/></svg>","mask_w":264,"mask_h":264},{"label":"bare ground","instance_id":"bare-ground-1","mask_svg":"<svg viewBox=\"0 0 264 264\" xmlns=\"http://www.w3.org/2000/svg\"><path fill=\"white\" fill-rule=\"evenodd\" d=\"M111 1H112V2H111ZM123 1H124V0H123ZM123 1H122V3H121V1H119V2H120L121 4H123V3H124ZM126 1H127V0H126ZM131 1H133V0H131ZM131 1H130V2H131ZM197 1H198V0H197ZM209 1H210V0H206V2H209ZM216 1H219V0H216ZM252 1H253V0H252ZM260 1H261V0H260ZM107 2H109V4H108ZM113 2H114V0H0V58H2V57L4 58L5 55H7V56H8V55H12V56H13L12 58L10 57V59H8V58H9V56H8L7 60H9V61H8L7 63H4V64H3L4 61H2V64H3V65L0 66V90H1V88H2V93H0V94H1V95H0V102H2V105H1V103H0V108H2V110H3V109H4L3 107L5 106L4 102H6V108H7V109H8V107L11 108V109H9V110L12 111V113L10 112L11 114H14V118H15V117H19V116H21V117H22V116H26L27 118H28V117L30 118V117H33V116H36V117H39V116H40V117H41L45 110H46L45 112H47V109L45 108V110H44V106H43V102H44V100H43V97H40V98H39L37 95H40V93L36 95V94H35L36 92L34 93L33 90H35V89L38 88V87L40 88V87L43 85L42 82H45V81H48V80H49L48 82H50L51 77H52L53 75H55L54 73H57V74L59 73L58 75H60L61 73L63 74L64 72L72 71V70H71L72 68L68 67V66L70 65V64H68V63L71 61V60L68 61V59H70V58L72 57V62H73V59H76V55H78V54H76L77 51H79V52H77V53H79L78 56H81L82 59H83V57H85V58H86V62H88V60H87V58H88L87 56H88V55H87V54H89V53L91 54V52H93L94 50L98 49V55H97V50L95 51V53H96L97 56L101 55V57H98V58H100V59H104V60H105V57H106V60H107V59H108V60L105 61V63H107L108 61L111 60L109 63H113L114 66H116L115 63H117V62L119 61V59H118L119 57H121V58H120V61H122V62H123L125 59L132 58L134 55H133V54H129V53H128L129 51H125V48H123V50H124L126 53H124L123 51H120V50H122V49H121V48H118V47H117V44H116V47H114V44H115V43L113 44V43L110 41V39H109L108 36H110L109 34H111L112 36H115V35L117 34V31H118V29H116L115 25L117 26V23H118L119 21H122L121 18L123 17V15H126V14H127L126 12H128L129 15H133V14H130L129 11H132L133 9L135 10L136 8H132V9L130 8L129 11H128V7L125 8V7L122 5V8L124 7V8L127 9V10L124 9L126 12L124 11L125 14H123V15L121 16V18H120V16H116V18H117V17H118V18H117V19L115 18V20H118L119 18H120V20H119L118 22H115L116 24H113V21H114L113 19H114V17H115V14H117V13L119 14V11H120V10H119V9H120V8H119V5H118V7H117L116 4L113 5V6L116 5V7H117V9H118L119 11L116 10L115 12H117V11H118V12H117V13H113V12H112V13H110L111 15H110V14H109V15H103V14L106 13V12H105L106 10L104 11L105 13H103V12H101V10H99V9H101V7H102L103 5H105L106 3H107V5H106L105 7L108 8V6H111V4H113ZM128 2H129V1H128ZM138 2H143V3H146V2H147L146 5H148L147 7H150L151 10H156V11H157V10H163V14H162V15H163V18H162L161 11H160V15H161V17H159V19H158V17H157V18H156V23L154 22L155 24L153 25V24L150 22V20H152V22H153V19L148 18V17H150L152 14H151V15L148 14L147 18H144V19H145L144 21H146L147 19H150V20H149V21L147 20V21L145 22V24L142 22L143 25H141L140 28H139V26H138V28L136 27V28L138 29V31L141 32V34H142V33H143V34H146V35H143V36H145V37L147 36V37H146V38H145V37H142V36L139 35V34H140V33H139V34H138V38H137L136 40H135V38H134V41H135V42L133 41V42H131V43L134 44V43L138 42V43H136V44L138 45V44L141 43V42L144 43V41H145V44H152L151 41L154 42V44L160 49L161 56L163 55V57H164V65L166 66V69H165V70L169 72L168 75H170L169 77H171V79H170L169 81L171 82V81L173 80V81H174V84L176 85V86H175V85H173V86H175L174 88H175V91L177 92V95H178V96H174V95H173L174 98H175V97H178V98H177L178 100L181 99V101H183V102H187V105H190V106L193 108L194 111H196L197 113L202 114V115L205 117L204 121H207V123H204L203 121H201V119H200V122H203L204 124H206V126L208 127V129H210L211 125H213V124L210 123L211 117L213 118V116H212V112H211V109H210L209 106H208V105H210V104H207V98H205V97L203 96L204 93L202 94V92H201V91L203 90L202 85H200L201 82L198 83L199 80L197 81V79H196V81L194 82V80H195L194 78L197 77V74L194 73L195 70H194V72H192L193 70L191 71V69H192L191 66L193 67L194 64H193V65L191 64V63H193V62H191L190 58H189V60H190V62H191V63H190L191 65L189 64L190 67H189V65H188V63H187V61H188V50H189V49H188V45H189V44H188V37H189V36H188V31H189L190 28H188V31H187V30H186L187 28H186L185 30H183L184 27H183L182 29H181V27H178V26H177V27H172V26H173L172 23H174L173 20H176L175 18L177 17V16H176V17H172L173 15H171V14H172L173 12H172L171 10L169 11V9L173 6V1H171V2H172L171 7H169V5H170L169 1H167V3H169V5H168V4L166 3V0H148V1H139V0H138ZM206 2H205V4H206ZM212 2H213V1H212ZM220 2H221V1H220ZM229 2H230V1H229ZM125 3H127V2H125ZM125 3H124V4H125ZM196 3H197V2H196ZM259 3H260V2H259ZM259 3H258V4H259ZM131 4H132V2H131ZM140 4H141V3H139V5H140ZM199 4H200V3H199ZM202 4H204V2H202ZM205 4H204L203 6H205ZM211 4H212V3H211ZM211 4H210V5H211ZM216 4H219V3L216 2ZM216 4H215V5H216ZM254 4H255V2H254ZM133 5H135L134 1H133ZM136 5L138 6V4H136ZM141 5H142V4H141ZM144 5H145V4H144ZM146 5H145V7H146ZM197 5H198V4H197ZM113 6L111 7V10H112ZM125 6H127V5L125 4ZM130 6L132 7V5H130ZM130 6H129V7H130ZM137 6H135V7H137ZM200 6H202V5H200ZM250 6H251V5H250ZM253 6H255V5H253ZM253 6H252V7H253ZM256 6H257V4H256ZM141 7H142V9L144 10L145 7L140 6L139 8H141ZM207 7H210V6L207 5ZM225 7H227V6H225ZM114 8H115V7H114ZM201 8H202V7H201ZM250 8H251V7H250ZM115 9H116V8H115ZM171 9H173V7H172ZM183 9H184V8H183ZM202 9H204V7H203ZM207 9H208V8H207ZM228 9H229V8H228ZM111 10H110V11H111ZM145 10H146V8H145ZM148 10H149V9H148ZM110 11H109V12H110ZM113 11H114V10H113ZM146 11H147V10H146ZM179 11H180V10H179ZM201 11H202V10H201ZM204 11H205V10H204ZM206 11H207V10H206ZM170 12H172V13L170 14ZM176 12H177V11H176ZM102 13H103V14H102ZM135 13H138V12H137V9H136ZM141 13H142V12H141ZM141 13H138V14H140L141 16H144V15H145V14L143 15V14H141ZM154 13H156V12H154ZM157 13H158V15H159V12H158V11H157ZM174 13H175V12H174ZM112 14H114V16H113ZM178 14H179V13H178ZM178 14H177V15H178ZM181 14H182V13H181ZM120 15H121V14H120ZM174 15H175V14H174ZM234 15H235V14H234ZM110 16H113V19H112L113 21L111 20V17H110ZM133 16H134V15H133ZM133 16H132V18L134 19ZM137 16H139V15H137ZM145 16H146V15H145ZM145 16H144V17H145ZM153 16H155V15H153ZM126 17L129 18L128 15H127ZM126 17H124V18H126ZM139 17H140V16H139ZM221 17H222V16H221ZM124 18H123V22L120 23L121 25H124V21H126V20H124ZM130 18H131V16H130ZM137 18H138V17H137ZM154 18H155V17H154ZM161 18H162V19H161ZM173 18H174V19H173ZM133 19H131V20L128 19V20H130V21L132 22ZM135 19H136V18H135ZM139 19L141 20V18H139ZM142 19H143V18H142ZM157 19H158V20H157ZM172 19H173V20H172ZM136 20H137V19H136ZM140 20H137V21H140ZM133 21H134V20H133ZM137 21H135V23H136ZM142 21H143V20H142ZM127 22H128V21H127ZM140 22H141V21H140ZM149 22H150V23H149ZM206 22H207V21H206ZM209 23H210V22H209ZM125 24H126L127 28H128L129 26H131L130 22H128V23L125 22ZM127 24H130V25L128 26ZM147 24L150 26V27H149L150 29H148V30L146 29V27H148ZM181 24H182V23H181ZM206 24H207V23H206ZM206 24H205V25H206ZM133 25H138V24L136 23V24H133ZM133 25L131 26V27H133V28H130V27H129V29L127 30L128 32H131V31H133V30H134V33H135V32H138L137 30H135V28H134ZM151 25H153V26H151ZM246 25H247V24H246ZM119 26H120V25H119ZM126 26L122 28L121 32L123 31L124 28H126ZM180 26H182V25H180ZM208 26H209V24H208ZM208 26H204V27H208ZM117 28H119V27H117ZM127 28H126V29H127ZM120 29H121V28H120ZM126 29H125L124 32L122 33V34H123L122 36H124L125 38H126V37H129V35H127L128 33L126 34V32H125ZM206 29H207V28H205V30H206ZM240 30H241V29H240ZM243 30H244V29H243ZM235 31H236V30H235ZM118 32H120V30H119ZM189 32H190V31H189ZM236 32H237V31H236ZM134 33H132V34H134ZM232 33H233V32H232ZM190 34H192V33H189V35H190ZM233 34H234V33H233ZM239 34H240V32H239ZM118 35H119V34H118ZM135 35H137V33H135ZM135 35H133V36H135ZM122 36H121V33H120V38H121ZM232 36H233V35H232ZM232 36H231V37H232ZM240 36H241V35H240ZM110 37H111V36H110ZM124 37L121 38L122 40H121L120 42H123ZM136 37H137V36H136ZM190 37H191V36H190ZM200 37H201V36H200ZM203 37H204V36H203ZM191 38H192V37H191ZM116 39H117V38H116ZM118 39H119V38H118ZM126 39H127V38H126ZM147 39H148V41H150L149 43H147V42H148V41H146ZM189 39H190V38H189ZM129 40L131 41V39H129ZM227 40H228V39H227ZM231 41H232V38H230V39L228 40V43H229L228 45L231 44ZM127 42H128V39H127ZM117 43H119V42H117ZM123 43H125V41H124ZM123 43H122V44L119 43V44H120V45H123ZM234 43H235V42H234ZM125 44H126V43H125ZM128 44H129V43H128ZM132 44H131V45H132ZM136 44H135V45H136ZM193 44H194V43H193ZM131 45H130V47L132 48L133 46H131ZM111 46H113V47H111ZM139 46H140V45H139ZM139 46H138V47H139ZM143 46H144V45H141V46H140V49H142L141 47H143ZM145 46H146V45H145ZM149 46H150V45H149ZM151 46H152V45H151ZM134 47H135V48H134ZM134 47H133V50H134V49H135V50L138 49V47H137V48H136V46H134ZM146 47H147V49H148V46H146ZM153 48H154V47H153ZM155 48H156V47H155ZM155 48H154V49H155ZM106 49H108V50H106ZM159 49H158V50H159ZM126 50H127V49H126ZM128 50H129V49H128ZM138 50H139V49H138ZM104 51H106V52H105V53H106V56H105V57L102 56ZM143 51H144V50H143ZM150 51H151V50H150ZM156 51H157V49H156ZM137 52H138V51H137ZM140 52H142V50H140ZM146 52H149V51L146 50ZM151 52H152V51H151ZM199 52H200V51H199ZM74 53H75V54H74ZM93 53H94V52H93ZM93 53H92V54H93ZM95 53L93 54V56H92V54H91V56L94 57ZM131 53H132V51H131ZM156 53H157V52H156ZM189 53H190V52H189ZM72 54H73V55H72ZM90 54H89V57H90ZM115 54H116V55H115ZM134 54H136V52H135ZM137 54H138V53H137ZM140 54H141V53H140ZM140 54H138V57L140 56ZM148 54H149V53H148ZM154 54H155V53H154ZM74 55H75V57H74ZM129 55H131V57H128ZM159 55H160V54H159ZM59 56H60L61 59H62V60L60 59L61 61H63V59H64L63 64H64V62H67V61H68V63H65L64 66H65L66 64H68V66L66 65V67H68V68H70V69H69V71H64V70H66V67H63V66H62L63 64H62L61 66H62L63 68H65V69L63 70L64 72H63V71H60V70H61V67H59L60 69H58V67H57V69H58L57 71H58V72L56 71V72H54V73L52 74L51 72L54 71V70L49 71V69H48V68H49V65L51 66V62H52V60L58 58ZM78 56H77V57H78ZM122 56H123V60H122ZM147 56H148V55H147ZM147 56H146V57H147ZM155 56H156V54H155ZM219 56H220V55H219ZM259 56H260V55H259ZM261 56H262V55H261ZM127 57H128V58H127ZM135 57H136V56H135ZM135 57H134V58H135ZM148 57H150V56H148ZM148 57H147V58H148ZM157 57H158V56H157ZM159 57H160V56H159ZM163 57H161V58H163ZM189 57H190V56H189ZM90 58H91V57H90ZM90 58H89V60H90ZM151 58L153 59L152 61H155V59H156V57H151ZM154 58H155V59H154ZM92 59H93V60H92ZM132 59H133V58H132ZM137 59H138V58H137ZM157 59H158V58H157ZM7 60H6V61H7ZM66 60H67V61H66ZM77 60H78V59H77ZM77 60H76V62H77ZM91 60H92L91 63L89 62L90 65H89L87 68L85 67L86 69H84V70H88V68L91 67V64L96 60V58H95V59H94V58H91ZM98 60H99V59H97V61H98ZM144 60H145V58L143 59V61H144ZM53 61L55 62V60H53ZM61 61H60V63H61ZM83 61H84V60H83ZM97 61H96V62H97ZM99 61H100V63H101V60H99ZM102 61H103V60H102ZM134 61L136 62V61H138V60L135 59V60H133V62H134ZM143 61H142V62H143ZM156 61L158 62V60H156ZM160 61H161V60H160ZM162 61H163V60H162ZM192 61H193V60H192ZM36 62H37V65H36ZM40 62H41V63H40ZM44 62H46V65H47V63H48V65L46 66V65L44 64ZM72 62H71V63H72ZM76 62H75V63H76ZM126 62H129V61L126 60ZM133 62H132V64H133ZM144 62H146V60H145ZM147 62H148V61H147ZM157 62H155V63H157ZM257 62H258V61H257ZM60 63H59V61H58V64H60ZM75 63H72V64H73L74 66H75V65L77 66L78 63H76V64H75ZM102 63H103V62H102ZM105 63H103V64H105ZM137 63H138V62H136V64H137ZM148 63L150 64V61H149ZM153 63H154V62H153ZM160 63H161V62H160ZM162 63H163V62H162ZM162 63H161V65H162ZM79 64H80V62H79ZM107 64H108V63H107ZM123 64L125 65L124 62H123L121 65H123ZM128 64H129V63H128ZM128 64H127V67H128V66H133V65H130V64H131V61H130V64H129V65H128ZM136 64L134 65V66H136L135 68H138V69H139V67H137V66H140V64H138V65H136ZM157 64H158V63H157ZM42 65H43L44 67L46 66L47 68L45 67L46 70L42 71L41 74L39 73V74H38V77H37V76H36V75H37L36 73H37L39 70H38L37 72H35L34 70L39 69L38 67H39V66L41 67ZM73 65H72V66H73ZM93 65H94V64H93ZM113 65H112V67L114 68ZM141 65H143V63H142ZM151 65H152V63H151ZM153 65H155V64H153ZM164 65H163V66H164ZM53 66H54V65H53ZM59 66H60V65H59ZM78 66H79V68H78V67H77V68H78V70H79V69H80V66L82 67V65L80 64V65H78ZM94 66H95V65H94ZM100 66H101V65H100ZM100 66H99V67H100ZM103 66H106V67H107L108 65H103ZM109 66H110V67H109ZM109 66H108V67L111 69V65H109ZM119 66H120V65H119ZM146 66H147V65H146ZM146 66H145V68H146ZM158 66H159V65H158ZM117 67H118V65H117ZM120 67H121L120 69L122 70V66H120ZM123 67H124V70L127 68L126 66H123ZM125 67H126V68H125ZM140 67H141V66H140ZM150 67H152V66H150ZM161 67H162V66H161ZM194 67H195V66H194ZM92 68H93V67H92ZM96 68H98V67L96 66ZM96 68H95V71H96ZM100 68H101V67H100ZM109 68H105L106 71H107ZM113 68H112V70H114V71H115V70L117 71V69H119V67H118L117 69H113ZM147 68H148V66H147ZM155 68L157 69L158 67L153 66L152 69H155ZM50 69H52V67H51ZM103 69H104V68H103ZM103 69H102V71H103ZM110 69H109V70H110ZM127 69H128V68H127ZM131 69H132V68H130L129 70H131ZM138 69H137V70H138ZM142 69H143V66H142ZM156 69L153 70V72L156 71V73H157L158 71H160V70H159L160 68L157 69L158 71H157ZM67 70H68V69H67ZM74 70H76V69L74 68ZM78 70H77V71H78ZM99 70H100V69H99ZM99 70L97 71V74L99 73ZM132 70H133V69H132ZM134 70H135V69H134ZM143 70H144V69H143ZM143 70H138V72H139V71H143ZM150 70H151V69L149 68V71H150ZM40 71H41V70H40ZM59 71H60L61 73H60ZM77 71H76V72H77ZM80 71H81V69H80ZM95 71L92 72V73H96ZM104 71H105V70H104ZM118 71H119V70H118ZM126 71H127V74H126V75L129 74V75L131 76V75L133 74V72H132V74H131V73H128V72H130V71H128V70H126ZM135 71H136V70H135ZM76 72H75V73H76ZM86 72H87V71H86ZM90 72H91V71H90ZM100 72H101V71H100ZM107 72H108V71H107ZM110 72H111V71H110ZM110 72H108V73H110ZM120 72H121V71H120ZM120 72H117V73L120 74ZM123 72H124V74H125V71H123ZM136 72H137V71H136ZM136 72H135L134 74H135L136 76H138ZM143 72H144V71H143ZM143 72H142V73H143ZM153 72H152V73H153ZM162 72H164V71H162ZM69 73H71V72H69ZM69 73H68V75H67V73H65V74H66V77H67V76H69V77L72 76V75H69ZM81 73H82V71H81ZM81 73H80V74H81ZM103 73L107 74L106 72H102V74H103ZM158 73H161V72H158ZM158 73H157V75H158ZM193 73L196 74V76H194ZM34 74H36V75L34 76ZM71 74H74V72L71 73ZM78 74H79V73H78ZM85 74H86V73H85ZM118 74H117V76H118ZM124 74H123V75H124ZM154 74H155V73H154ZM14 75H17V76L15 77ZM21 75L23 76V78H22V77L19 78ZM58 75H57V78H58ZM95 75H96V74H95ZM100 75H101V74H100ZM55 76H56V75H55ZM55 76H54V78H55L56 80H55L54 78H52L51 81H52V80H55V81H56L55 85L57 86V78H56ZM74 76H75V75H74ZM85 76H86V75H85ZM98 76H99V75H98ZM130 76H128L129 79H130ZM139 76H140V74H139ZM142 76H143V82H144V80H145V81L148 80L147 78L144 79V76H146V75H144V73H143ZM142 76H141V79H142ZM14 77H15V78H14ZM33 77H35L34 80H33ZM59 77H60V76H59ZM64 77H65V75H62V79H63ZM69 77H68V78H69ZM79 77H80V76H79ZM79 77H78V78H79ZM87 77H88V78L91 77V79H92V76H91V75H90V77H89V76H87ZM102 77H103L102 81H104L106 78H105L104 75H103ZM107 77H108V76H107ZM115 77H116V76H115ZM119 77H120V76H118V78H119ZM121 77H123V76L121 75ZM124 77H125V76H124ZM131 77H132V76H131ZM193 77H194V78H193ZM11 78H12V79H11ZM70 78H71V77H70ZM70 78H69V79H70ZM80 78H81V77H80ZM95 78H96V77L94 76V79H93V80H96ZM97 78H98V77H97ZM104 78H105V79H104ZM113 78H114V77H113ZM116 78H117V77H116ZM126 78H127V77H126ZM126 78H124V79L126 80ZM137 78H138V77H137ZM137 78L134 79V77H133L134 80H137ZM10 79H11V80H10ZM19 79H20L21 82L19 81ZM64 79H65V78H64ZM64 79H63V80H64ZM72 79H74V77L71 78V80H72ZM91 79L89 80L90 82H92ZM99 79H100V77H99ZM107 79H108V78H107ZM124 79L122 78L121 80H124ZM129 79H128V82H127V80H126L127 85H128L129 82H130ZM138 79H139V78H138ZM141 79H139V80L141 81ZM146 79H147V80H146ZM156 79H157V78H156ZM198 79H199V77H198ZM220 79H221V78H220ZM30 80H31V82H32V84H33V87H35V85H38V86H36V88H34L33 90H32L33 87H30ZM58 80L60 81V80H61V77H60ZM65 80H66V79H65ZM76 80H78V79H76ZM84 80H85L86 82L88 81V79L86 80L85 78H84ZM97 80H98V79H97ZM109 80H110V79H109ZM115 80H118V79H115ZM121 80H120V78H119V81H121ZM130 80H131V79H130ZM134 80H133V81H134ZM149 80H150V79H149ZM164 80H165V79H164ZM33 81H34V82H33ZM55 81H53V83H54ZM67 81H68V80H67ZM69 81H70V80H69ZM69 81H68L67 83H69ZM89 81H88V85H90ZM102 81H99V82H101L100 84L102 85V90H103V87H104V88L107 87V85H106L107 83H106V81H104L105 84H102V83H104V82H102ZM166 81H167V79H166ZM220 81H222V80H220ZM48 82H45V85H47ZM64 82H66V81H64ZM76 82H77V81H76ZM99 82L96 81V85H97V83H99ZM115 82H116V81H115ZM131 82H132V81H131ZM143 82H141V85L144 84ZM150 82H151V81H150ZM152 82H153V81H152ZM152 82H151L150 84H151V85H152V84L154 85V83H152ZM158 82H159V80H158ZM160 82H162V80H161ZM196 82H197V83H196ZM40 83H42V85H41ZM67 83H64V86H63L64 88H62V90H60L59 93H60L61 91H63V89L65 90V88L68 86ZM71 83H72V82H71ZM73 83H75L74 80H73ZM82 83H83V82H82ZM84 83H85V82H84ZM92 83H94V82H92ZM92 83H91V85L93 86ZM113 83H114V82H113ZM119 83H120V82H119ZM126 83L124 82V83H122V84H126ZM134 83H135V82H134ZM134 83L132 82L133 85H134ZM136 83H138V81H137ZM136 83H135V84H136ZM162 83H163V82H162ZM34 84H35V85H34ZM50 84L52 85V82H50ZM58 84H59V82H58ZM65 84H67V86H66ZM69 84H70V83H69ZM80 84H81V83H80ZM132 84H130V85H132ZM160 84H161V83H160ZM160 84H158L159 87H160ZM166 84H167V83H166ZM172 84H173V83H172ZM203 84H204V83H203ZM6 85H7V86H6ZM40 85H41V86H40ZM48 85H49V83H48ZM48 85H47V86H48ZM55 85H54V89H53V85H52V87H51L50 89H53L54 91H53V90H52V91L56 94V92H55ZM62 85H63V82H62ZM70 85H71V84H70ZM84 85H85V87H86L85 89L89 88V86L87 87L86 84H84ZM94 85H95V84H94ZM101 85H100V90H99V93H100V94H102V93H101ZM103 85H104V86H103ZM105 85H106V87H105ZM115 85H116V84H115ZM146 85H147V84H146ZM146 85H142L143 87H141V88L144 89V86H146ZM151 85H150L149 87H151ZM153 85H152L151 88L155 89V88H156L155 85H157V84L154 85L155 88L153 87ZM158 85H157V86H158ZM161 85H162V84H161ZM163 85H164V88H165V90H166L167 88L165 87V84H163ZM167 85H168V87H170L171 83H170V84H167ZM167 85H166V86H167ZM218 85H219V84H218ZM5 86H6V87H5ZM47 86H46V87H47ZM75 86H77V88H78L79 83L76 84ZM81 86H83V85H81ZM81 86H80V87H81ZM111 86H113L112 88H114V84L111 85ZM116 86H118V84H117ZM120 86H121V85H120ZM128 86H129V85H128ZM128 86H127V88H128ZM147 86H148V85H147ZM173 86H171L170 89H171ZM188 86H189V88H191V90L188 89ZM46 87L43 86V87H41V88H43V89L40 88V90H43V91H44V89H45ZM48 87H49V86H48ZM57 87L59 88V86H57ZM121 87H123V91H124V90H125V85H123V86H121ZM121 87H115V89L118 88L119 90H120V89L122 90ZM130 87H131V86H130ZM137 87H140V85H137ZM149 87H148V88H149ZM159 87H158V88H159ZM162 87H163V86H162ZM72 88H73V86H72L71 88H69V89H72ZM81 88H82V87H81ZM90 88H91V86H90ZM90 88H89V89H90ZM94 88L96 89V87H94ZM98 88H99V87H98ZM127 88H126V90H125L126 92H127V90H128ZM131 88H132V87H131ZM135 88H136V87H134L133 90H135ZM146 88H147V87H145V89H146ZM218 88H219V87H218ZM47 89H48V88H47ZM73 89H74V88H73ZM73 89L71 90V91H72L71 93L68 92L69 95H71L72 93H74ZM95 89H94V91H95ZM107 89H108V88H106V90H107ZM115 89H114L113 91H115ZM118 89H117V90H118ZM129 89H130V88H129ZM143 89H142V90H143ZM149 89H150V88H149ZM160 89H161V87H160ZM178 89H179V92H178ZM206 89H207V88H206ZM40 90H39V92H41ZM75 90H76V89H75ZM83 90H84V87H83ZM96 90H98V89H96ZM106 90H105V92H107V93L110 92V91H106ZM109 90H110V89H109ZM119 90H118V91H119ZM121 90H120V91H121ZM147 90H148V89H147ZM165 90H164V91H165ZM36 91H38V90H36ZM43 91L41 92V94H42L41 96H43V95H45L46 93H48V95H45V96H46V97L48 96L47 98L49 99V97H50L51 94H52V93H51L50 96H49V93H50L51 91L48 92L49 89H48V91H46V90H45L44 92H43ZM77 91H79V89H78ZM86 91H87V90H86ZM86 91H85V94H84L85 96H84L83 94H81V95H83L84 97H86V95H88V94H87L88 92H86ZM88 91H89V95H88L86 98L89 99L91 89L88 90ZM111 91H112V90H111ZM118 91H116V92L119 93ZM130 91H131V90H129V91L127 92L129 95H130ZM139 91H140V90H139V88H138V93H139ZM145 91H146V90H145ZM155 91H156V90H155ZM162 91H163V90H162ZM164 91H163V93H165ZM170 91H171V90H170ZM170 91L168 90V92H170ZM175 91L173 90L174 93H175ZM0 92H1V91H0ZM80 92H81V93H84L83 91H80ZM80 92H78V93H80ZM105 92H104V94H105ZM116 92H115V93H116ZM135 92H137V91H135ZM135 92H134V94H135ZM140 92H141V91H140ZM143 92H144V91L141 92V95H142V96H143V94H145V92H144V93H143ZM146 92H147V91H146ZM152 92H153V91L151 90V95H152ZM173 92H172V93L170 92L171 95H170V94H167V96L170 95V98H172V97H173V96H172ZM43 93H44V94H43ZM78 93L76 92V94H78ZM113 93H114V92H113ZM131 93H132V92H131ZM138 93H136L137 96H138ZM147 93H148V92H147ZM147 93H146V94H147ZM154 93H155V92H154ZM157 93H159V95H160V92H159V91H158V92L156 91L155 94H157ZM161 93H162V92H161ZM180 93H181V95H180ZM55 94H54V97H55ZM62 94H63V93H62ZM74 94H75V93H74ZM74 94L71 95V96H74ZM91 94H92V93H91ZM93 94L96 95V92H93ZM110 94H111V92H110ZM110 94H109V95H110ZM119 94L121 95V92H120ZM119 94H116V95H119ZM128 94H127V95H128ZM134 94H132V95L135 96ZM175 94H176V93H175ZM211 94H212V93H211ZM59 95H61V94H59ZM78 95H79V94H78ZM97 95H99V94L97 93ZM111 95H113V94H111ZM111 95L109 96V98L111 97ZM116 95H115V96H116ZM122 95H123V93H122ZM122 95H121V96H122ZM127 95H126V96H127ZM132 95H130V96H132ZM139 95H140V94H139ZM141 95H140V96H141ZM153 95H154V94H153ZM153 95H152L151 97H153ZM157 95H158V94H157ZM159 95H158V96H159ZM161 95H162V97H163V94H161ZM165 95H166V94H165ZM204 95H205V94H204ZM56 96H57V97H55V98L59 99V98H58V94H56ZM65 96H66V95H65ZM91 96H92V95H91ZM103 96H104V95H103ZM106 96H108V94H106ZM121 96H120V97H121ZM130 96H128L129 99H130V100H129V103H130V101L132 102V101L134 100V99L132 100V99L130 98ZM137 96H136V97H137ZM145 96H146V95H145ZM148 96H149V93H148ZM155 96H156V95H154V99H155ZM158 96H157V97H158ZM171 96H172V97H171ZM192 96H195L198 100L193 101V100H195L196 98L193 99ZM214 96H215V95H214ZM59 97H60V96H59ZM66 97H67V98H66V99H67V102H65V103L67 104V103H68L69 96L67 95ZM74 97H75V96H74ZM79 97H80V99H83L82 96H78V98H79ZM98 97H99V96H97L96 98H98ZM104 97H105V96H104ZM120 97H119V99H118V97L116 96V98L118 99V101L120 100ZM124 97H125V95H124ZM138 97H139V96H138ZM160 97H161V96H160ZM165 97H166V96H165ZM62 98H63V95H62V97H61L60 99H62ZM78 98L76 97L77 100H78ZM86 98H84V99H86ZM94 98H95V97H94ZM96 98H95V99H96ZM101 98H102V97H101ZM111 98H112V97H111ZM122 98H123V97H122ZM132 98H135V97H132ZM140 98L143 99V97H139L138 101L142 100V99H140ZM147 98H148V97H147ZM174 98L171 99V100H168L167 97H166V99H167L166 104H165V102H163L165 98H164V97H163V99L160 98L161 100H160V99H159V100L161 101V103H159L160 101L158 100L159 107H160V104H162V102H163L164 105H166V106H167L168 103H169V105H172L171 102H172V100L174 101ZM212 98H213V97H212ZM212 98L209 97L208 101L211 103V105H212V104L215 105V104H216V103L214 104V101H215V100H213ZM40 99H41L43 102H42ZM44 99H45V98H44ZM66 99H64L63 101H66ZM72 99H73V98H72ZM103 99H104V98H102L101 101H103ZM113 99H115V98H113ZM126 99H127V98H126ZM136 99H137V98H135V101H136ZM145 99H146V98H145ZM166 99H165V100H166ZM191 99H193V100H191ZM51 100H53V99H51ZM55 100H56V99H54L53 101H54V102L58 101L59 103H60V101H61V100H56V101H55ZM73 100H74V99H73ZM104 100H105V99H104ZM111 100H112V99H111ZM111 100H108V101L112 102ZM115 100H116V99H115ZM115 100H114V101H115ZM123 100H124V98H123ZM127 100H128V99H127ZM147 100H148V99H146V101H147ZM151 100H153V98H151V99L148 100V101H151ZM175 100H176V98H175ZM10 101H11L12 103H11ZM74 101H76V100H74ZM79 101H80V100H79ZM79 101H78V102H79ZM82 101H84V100H82ZM86 101L89 102V100H87V99H86ZM86 101H84V102L86 103ZM96 101H100V100L98 99V100H96ZM106 101H107V100H106ZM108 101H107V102L103 101V104H105V103L107 104ZM125 101H126V100H125ZM125 101H124L123 103L126 105L127 102H125ZM143 101H144V99H143ZM168 101H171V102H168ZM7 102L9 103L8 106H7ZM24 102L27 103L26 106L24 105L25 107H24L23 104H22V103H24ZM69 102H70V101H69ZM104 102H105V103H104ZM110 102H109V103H110ZM116 102H117V101H116ZM121 102H122V101H121ZM144 102H145V101H144ZM144 102H142V103H144ZM155 102H156V101H155ZM175 102H176V101H175ZM177 102H180V101H177ZM183 102H182V103H183ZM219 102H220V101H219ZM51 103H52V102H51ZM51 103H49L48 105H52V104H54V103H52V104H51ZM59 103H58V106L61 105V103H60V105H59ZM63 103H64V102H63ZM71 103H72V102H70V105H71ZM75 103H76V102H75ZM79 103H80V102H79ZM79 103H78V106L74 104V105H75L74 107H76V106H77V107H80L79 109L82 110L81 107H82L84 104H83V103H80V105H79ZM112 103H113V105L116 104L115 102H112ZM114 103H115V104H114ZM123 103H122V104H123ZM133 103L136 104L134 101H133ZM133 103H132V104H133ZM138 103H139V102H138ZM145 103H146V102H145ZM149 103H150V102H149ZM152 103H154V102H151V104H152ZM173 103H174V102H173ZM182 103H181V104H182ZM188 103H189V104H188ZM231 103H232V102H231ZM56 104H57V103H56ZM56 104H55V105H56ZM81 104H83V105L81 106ZM95 104H97V102H95ZM98 104H99V103H98ZM118 104H120V103H118ZM118 104H116V105L118 106ZM124 104H123V106H125ZM132 104H131V105H132ZM147 104H148V103H147ZM183 104H184V103H183ZM185 104H186V103H185ZM228 104H229V103H228ZM235 104H236V103H235ZM46 105H47V104H46ZM48 105H47V106H48ZM55 105H52V106H48V107H47V108L50 107V109H49V113L51 112V114H52L54 111H55V112H59V111H61V110H58L59 108L62 107L63 110H64V108H65L66 106H68V104H67L66 106L64 105V107H63V106H60L59 108L56 106V107H57V111H56V108H55V110H54ZM72 105H73V104H72ZM72 105H71V106H72ZM85 105H86V107H88L87 104H85ZM110 105H111V103H110ZM113 105H112V106H113ZM131 105H130V106H131ZM169 105H168V107H169ZM173 105H174V104H173ZM179 105H180V104L178 103V106H179ZM187 105H186V106H187ZM211 105H210V106H211ZM222 105H223V104H222ZM233 105H234V104H233ZM1 106H3V107H1ZM91 106H92V105H91ZM91 106H90V107H91ZM104 106H105V105H104ZM117 106H115L114 108H116ZM119 106H121V104H120ZM123 106H121V107H123ZM126 106H127V105H126ZM147 106H148V105H147ZM149 106H150V104H149ZM152 106H154V105H152ZM155 106H156V105H155ZM175 106H176V103H175ZM175 106H172V107H175ZM178 106H177V107H178ZM183 106H185V105H183ZM190 106H189V107H190ZM72 107H73V106H72ZM74 107H73V109H74ZM83 107H85V106H83ZM83 107H82V108H83ZM100 107H101V106H100ZM156 107H157V109H155V110H156L157 113H158L159 108H158V106H156ZM243 107H244V106H243ZM62 108H61V109H62ZM123 108H124V107H123ZM123 108H122V109H123ZM126 108H127V110H126L127 113H129V112H128V111H130L129 109H132V108H133V110H134V106H133L132 108L129 107V109H128V106H127ZM150 108H151V107H150ZM165 108H166V109H165ZM179 108H180V106L178 107V109H179ZM181 108H182V106H181ZM204 108H205V109H204ZM234 108H235V107H234ZM237 108H238V107H237ZM240 108H241V107H240ZM73 109H71V110L73 111ZM77 109H78V108H77ZM77 109H74V113H71L72 111L69 113V109H68V107H67V109H66L65 111L62 110L63 112L66 113V114H65L66 116H65V115H64V116L67 117V119H68V121H67V120L65 121V118H64L63 115H62V114H64V113L61 114V116L64 118V121H65V124H64V125H65L64 132L59 131V130L63 129V128L59 127V126H58L59 128H54V129H55V130H58V129H59V130H58L59 132H57L56 134H59V135L61 134L62 136H63V134H64L65 136H63V138L66 137V135H67V137H68V139H67V142H68V143L66 142L67 144H69L71 141H76V139H77L79 136H81V135L83 134L82 138L80 137L81 139L78 138V140H79V143H78V144H79V145H77V148H76V149L74 148V147L76 146V145L74 146V144H73V145H70V147L74 148V150H72V148H70V147H68V146H65V147L67 148L66 151H68V149H69V151L71 152V150H72L73 152H71L70 154H72V153L74 154V153H75L78 159H74V158H76L75 155H74V156H73V155H72V156H69V155H68V154H69V153H68L69 151H68V152H65V150H64L63 147H62V145H60V144H62L63 142H65V141H62V140H66V139H62V140H61L62 136L60 137V136L58 135L59 138H60L58 141H60V142L62 141V143H59V142H58V143H59V144H58V143H56V141H55V144H56L57 147L54 146V145H53V146L51 145L52 148H54V147H55V148H58V146L60 145L59 147H62V148H60V149L58 148V150H59V151H60V150H64V151H62V153L65 152L64 155H68L69 157H74V158H72V159L75 160V161L73 160L74 162H76V160L79 161L80 156H81L83 153H84L83 155L86 156V153L89 152V151H88V146H89V147H92V146L95 147L96 144L99 142L98 140L101 139V138H100V132H99V129H96V130H95V129L92 128V126H91V128L89 127V129H92V130L86 129L88 126L85 127L84 125H83V127H85V130H84V128H83V130H79L80 128H82L81 124L83 123V121H84V123H88V122H89V123L86 124V125H90V124L92 125V123L94 122V120H93L94 118H93V119L91 118V120H93V122H92L91 120L89 121V120H88L89 118L87 119L88 121H86V119H85L86 117L84 118L85 120H83V119H82L83 117H82V116L80 117V114L83 115L85 112H87V110L82 114V113H78L77 111H80V110H77ZM85 109H87V108H85ZM90 109H91V108H90ZM92 109H93V111L95 112V110H94L93 107H92ZM107 109H108V112H107ZM107 109H105V110H106L105 113H108V114H109V110L112 109V108L109 109V107H107ZM118 109H119V107H118ZM118 109H117V110H118ZM163 109L167 110V107H163V108H161V111H160V112L164 111V113H165V110H163ZM168 109H170V107H169ZM173 109H174V108H173ZM173 109L167 110V112H169V111H171V110H173ZM178 109H177V110H178ZM182 109H184V111H186L187 108L185 109V107H184V108H182ZM182 109H181V110H182ZM229 109H230V108H229ZM0 110H1V109H0ZM75 110H77V111H76L77 114L75 113ZM83 110H84V109H83ZM83 110H82V111H83ZM88 110H89V109H88ZM105 110H104V111H105ZM123 110H125V108H124ZM155 110H154V111H155ZM177 110H175V111H177ZM212 110H213V109H212ZM225 110H226V109H225ZM238 110H239V109H238ZM4 111H5V109H4ZM4 111L2 112V117H3V114L5 113ZM82 111H81V112H82ZM96 111H97V109H96ZM104 111H102V114H103ZM110 111L112 112V110H110ZM113 111H114V110H113ZM119 111L121 112L122 110H119ZM131 111H132V110H131ZM131 111H130V112H131ZM134 111H136V110H134ZM156 111H155L154 113H156ZM179 111H180V110H179ZM179 111H177V113L175 114V115H176V116H175L176 118H177V114H178L179 116L182 115V114H181L182 112H181L180 114L178 113ZM184 111H183V112H184ZM188 111L190 112V109H189V108H188ZM188 111H187V112H188ZM194 111H193V112H194ZM222 111H223V110H222ZM222 111H221V112H222ZM227 111H228V110H227ZM231 111H232V109L230 110V112H231ZM0 112H1V111H0ZM55 112H54V113H55ZM88 112H89V111H88ZM120 112H119V113H120ZM132 112H133V111H132ZM139 112H140V111H139ZM167 112H166V113H167ZM173 112H174V111H173ZM173 112L171 111L170 113H172L173 116H174V113H175V112H174V113H173ZM187 112H186V115L189 116V114H190L191 117H192V115L195 116V113H192V115H191V113L187 114ZM191 112H192V111H191ZM223 112H224V111H223ZM225 112H226V111H225ZM238 112H240V111H238ZM49 113H48V114H49ZM59 113H60V112H59ZM59 113H57L58 115L55 113V114L57 115V116L55 115L56 120L58 119V118H57L58 116H59V119H61V116L59 115ZM68 113H69V114H68ZM90 113H91V112H90ZM99 113H100V112H99ZM99 113H96V114H99ZM115 113H116V109H115ZM125 113H126V112H124L123 115H124ZM127 113H126V114H127ZM135 113H136V112H135ZM135 113H134V114L131 113V115H135ZM141 113H142V112H141ZM157 113H156V114H157ZM166 113H165V114H166ZM184 113H185V112H184ZM184 113H183V114H184ZM234 113H235V112H234ZM48 114H46V115H47V118H46V115L43 114V116L45 115V118H46L45 120H48V118H50L49 121H50V120H53V119L55 120L54 117H53V119H51V118H52L51 115L49 116ZM78 114H79V117H78ZM91 114H92V113H91ZM110 114H111V113H110ZM113 114H114V112L112 113V115H113ZM121 114H122V112L120 113V115H121ZM126 114H125V117H126ZM160 114H161V115H160ZM160 114H159V116L162 117V113H160ZM168 114H169V113H168ZM172 114L169 115V116H172ZM235 114H237V115L239 116V114L237 113V110H236V113H235ZM246 114H247V113H246ZM246 114H245V117H246ZM4 115H5V114H4ZM53 115H54V114H53ZM86 115H87V113H86ZM86 115H83V116H86ZM88 115H89V113H88ZM100 115H101V114H100ZM104 115H105V114H104ZM112 115H110L109 117H111ZM127 115H128V114H127ZM157 115H158V114H157ZM157 115H155V116L157 117ZM166 115H167V114H166ZM202 115H201V116H202ZM213 115H214V113H213ZM90 116H91V115H90ZM93 116H94V114L92 115V117H93ZM121 116H122V115H121ZM121 116H120V118H121ZM129 116H130V114H129ZM129 116H127V117H129ZM143 116H144V118H143ZM143 116H142V114H141V117H140V118H143V119H146V118H148V117H149V119L152 118V116H151V117L148 116V117L145 118L146 115H144V114H143ZM155 116H154V118H156ZM159 116H158V118H159ZM164 116H165V115H164ZM201 116H199V117L202 118L203 116H202V117H201ZM223 116H225V115H223ZM231 116H232V115H231ZM231 116H230V117H231ZM240 116H241V115H240ZM87 117H88V116H87ZM94 117H95V116H94ZM102 117H103V116H102ZM102 117H101V119H103ZM112 117H113V116H112ZM117 117H118V114H117ZM125 117H124V119H125ZM136 117H137V116H136ZM161 117H160V118H161ZM218 117H219V116H218ZM236 117H237V116H236ZM236 117H235V118H236ZM6 118H7V117H3V119H5V121L8 122V119H6ZM43 118H44V117H43ZM78 118H80V120L82 119V121H80ZM106 118H107V114H106ZM106 118H105V119H106ZM132 118H133V117L131 116V119H132ZM134 118H135V116H134ZM179 118H180V117H179ZM192 118H193V117H192ZM192 118H190V119L192 120ZM195 118H196V116H195ZM197 118H198V116H197ZM197 118H196V119H197ZM224 118H225V117H224ZM227 118H228V117H227ZM10 119H13V118H10ZM17 119H18V118H17ZM20 119H23V118H20ZM25 119H26V118H25ZM36 119H37V120H34V121H38V118H36ZM59 119H58V121H59V123H61V121H62L63 119H62L61 121H60ZM77 119H78V120H77ZM96 119H97V118H95V120H96ZM118 119H119V118H118ZM118 119L116 118V120H117L116 124H117L118 121H119ZM124 119H122V120L120 119V120L123 121ZM126 119H127V118H126ZM129 119H130V117H129ZM129 119H127V120H129ZM138 119H139V117H138ZM149 119H148V120H149ZM156 119H157V118H156ZM161 119L164 120V117L161 118ZM169 119H170V118H169ZM173 119H174V118H173ZM182 119H183V118H182V116H181V120H182ZM184 119H185V121L188 120V119L185 118V117H184ZM214 119H216V118L214 117ZM228 119H229V118H228ZM228 119H227V120H228ZM237 119H238V118H237ZM237 119H236V120H237ZM243 119H244V118H243ZM243 119H242V120H243ZM14 120H15V119H14ZM18 120H19V119H18ZM69 120H70V123H69ZM151 120H152V119H151ZM154 120H155V119H153V121H154ZM165 120H166V119H165ZM165 120H164V122H166ZM170 120H171V123H172V119H170ZM175 120H178V119H175ZM181 120H180V122H181ZM193 120H194V119H193ZM233 120H234V119H233ZM242 120H239V122H241ZM246 120H247V123H248V119H246ZM260 120H261V119H260ZM1 121H3V120H1ZM20 121H22V120H20ZM20 121H19V122H20ZM26 121H27V120H26ZM49 121L47 122V128L49 127V126H48ZM78 121L81 122V123H80V126H81V127L79 126V122H78ZM85 121H86V122H85ZM99 121H100V120H99ZM99 121H97V123H96V124H98V125H96L95 122H94V124H93L94 126L96 125V128H97V126H98V128H99V127H101L100 125H102V124L99 125V123H100ZM105 121H106V120H105ZM107 121H108V120H107ZM113 121L115 122V119H114ZM113 121H112V122H113ZM129 121H131V120H129ZM133 121H135V120L133 119ZM142 121H143V120H142ZM149 121H150V120H149ZM149 121H148V123H149ZM157 121H158V119H157ZM161 121H162V120H161ZM161 121L159 120L160 123H163V122H161ZM168 121H169V120H168ZM182 121H184V120H182ZM197 121H198V120H197ZM234 121H235V120H234ZM27 122H28V121H27ZM27 122H26V123H27ZM41 122H42V119H41ZM43 122H45V121L43 120ZM62 122H63V121H62ZM66 122H67V123H66ZM90 122H92V123H90ZM98 122H99V123H98ZM102 122H103V121H102ZM114 122H113V123H114ZM119 122H120V121H119ZM131 122H132V121H131ZM154 122H156V121H154ZM159 122H157V123L159 124ZM175 122H176V121H175ZM180 122H179V123L176 122V123H177V124H180ZM194 122H196V120H195ZM200 122H199V123H200ZM221 122H222V121H221ZM230 122H231V121H230ZM239 122L237 123V126H238ZM261 122H262V121H261ZM261 122H260V123H261ZM3 123H4V122H3ZM8 123H10V122H8ZM12 123L14 124V122H12ZM12 123H11V125H12ZM23 123H24V121H23ZM50 123H51V121H50ZM54 123H55V124H52V123H51L52 126L56 125V121H54ZM59 123H57V124H59ZM75 123H76V125H75ZM84 123H83V124H84ZM120 123H121V122H120ZM122 123H124V122H122ZM125 123H127L126 120H125ZM125 123H124V124H125ZM135 123H137V122L135 121ZM135 123H133V124H135ZM141 123H144V121L141 122ZM141 123L138 122L139 125H140ZM145 123H146V121H145ZM171 123H169V124H171ZM181 123L183 124L184 122H181ZM186 123H187V122H185V124H186ZM245 123H246V122H245ZM260 123H259V124H260ZM0 124H1V122H0ZM15 124H17V123L15 122ZM19 124H21L22 127H23V125H24L25 123L22 124V122H20ZM34 124H35V123H34ZM40 124H41V123H40ZM44 124H45V123H44ZM61 124H62V123H61ZM70 124H71V125H70ZM103 124H104V123H103ZM128 124H130V122L127 123V125H128ZM150 124H151V123H149L148 125H150ZM154 124H155V123H154ZM163 124H164V123H163ZM172 124H174V123H172ZM189 124H190L191 129H192L191 122H189ZM192 124H193V123H192ZM201 124H202V123H201ZM228 124H229V123H228ZM249 124H250V123H249ZM1 125H2V124H1ZM3 125H4V124H3ZM6 125H7V124H6ZM25 125H26V124H25ZM64 125H63V126H64ZM74 125H75V126H74ZM77 125H78V126H77ZM107 125H108V122H107ZM112 125H114V124H112ZM112 125H110V126H112ZM125 125H126V124H125ZM136 125H137V124H136ZM136 125H135V126H136ZM139 125H137V127H140ZM143 125H144V124H143ZM146 125H147V124H146ZM160 125H162V124H160ZM160 125H157V126H160ZM167 125H168V124H167ZM167 125H165V124L162 125V127L165 126V127L163 128V130L166 129V126H167ZM194 125H197V123L194 124ZM199 125H200V124H199ZM9 126H10V125H9ZM12 126H13V125H12ZM16 126H17V125H15L14 127L16 128ZM37 126H38V125H36V127H37ZM42 126H43V124H42ZM42 126L40 125L41 128H43ZM60 126H61V125H60ZM72 126H73V127H72ZM94 126H93V127H94ZM110 126H109V127H110ZM116 126H117V125H115V127H116ZM120 126H121V124H120ZM128 126H129V127L132 126V123H131V125H128ZM141 126H142V125H141ZM144 126H145V125H144ZM151 126H153V125H151ZM171 126H172V125H171ZM182 126H183V125H182ZM182 126H181V127H182ZM184 126H185V125H184ZM184 126H183V127H184ZM187 126H188V124H187ZM206 126H205V128H206ZM237 126H236V127H237ZM239 126H240V125H239ZM244 126H245V125H244ZM2 127H3V126H2ZM2 127L0 128L1 130H2ZM19 127H21V126H19ZM19 127L17 126V129H20ZM22 127H21V128H22ZM34 127H35V125H34ZM36 127H35V128H36ZM50 127H51V125H50ZM78 127H79V128H78ZM105 127H106V126H105ZM105 127H104V128H105ZM117 127H119V125H118ZM129 127H128V129H129ZM132 127H133V126H132ZM132 127H131L132 130L130 129L131 132L133 131V129L136 130L135 127H133V128H132ZM137 127H136V128H137ZM145 127L147 128L148 126H145ZM149 127H150V126H149ZM149 127H148V128H149ZM162 127H160V129H161ZM169 127H170V126H169ZM169 127L167 128V130L170 129V128L172 129L173 126L170 127V128H169ZM174 127H175V124H174ZM181 127L178 128V126L176 125L175 128H178V130H179V129H181ZM183 127H182V128H183ZM185 127H186V126H185ZM185 127H184V128H185ZM201 127H202V126H200V130H201ZM203 127H204V125H203ZM233 127H234V126H233ZM247 127H248V126H247ZM247 127H246V128H247ZM15 128H14V129H15ZM35 128H34V130H33V128H32L31 130H29L31 134H32V132H31L32 130L35 132ZM37 128H38V127H37ZM51 128H52V127H51ZM51 128H50V129H51ZM60 128H61V129H60ZM119 128H120V127H119ZM121 128H123V127L121 126ZM124 128H125V127H124ZM124 128H123V129H120V130H123V131L126 130V129H124ZM126 128H127V127H126ZM143 128H144V127H143ZM143 128H142V129H143ZM150 128H151V127H150ZM184 128H183V131H186V130L188 131V133H186V134L192 135V131L189 133V131L191 130L190 127H188L189 130L187 129V127H186V130H184ZM195 128H196V127L194 126V129H195ZM197 128H198V126H197ZM254 128H255V127H254ZM17 129H16V131H17ZM50 129H48V131L51 133V132H52V131H51L52 129H51V130H50ZM54 129H53V130H54ZM107 129L110 130V128H107V127H106L105 132H106ZM114 129L117 130V128H114ZM137 129H138V128H137ZM139 129H141V127H140ZM206 129H207V128H206ZM213 129H214V128H212V130H213ZM240 129H242V128H240ZM252 129H253V128H252ZM3 130H4V128H3ZM3 130L0 131V135L4 134V132H6L5 130H4V132H3ZM8 130H11V131L13 132L12 127H11V129L9 128ZM23 130H24V128H23ZM36 130H37V133L35 132V135L37 134L36 136H37V138L39 137V138H38L39 140L36 141L37 139H34V140H35V142H34V140L31 139V140H33V141H31V140H29V141L34 142V143H39L38 145H45V141H46V146L48 147V146L50 145L51 142H49V145H48V144H47V139H46L44 142L41 143L42 139H40V138L45 139L46 137H45L43 134H39V133H41L42 131H45V130H44V129H42L41 131H40V129H39V130L36 129ZM55 130H54V131H55ZM97 130H98V131H97ZM109 130L107 131L108 133L106 132L107 134L105 133L106 136L109 135V133H110ZM116 130H115V131H116ZM143 130H144V129H143ZM145 130H146V129H145ZM154 130H155V129H154ZM161 130H162V129H161ZM163 130H162V131H163ZM178 130H177V131L175 130V131H176V136L180 133V132H179V133L177 134ZM192 130H193V129H192ZM198 130H199V128H198ZM212 130H211L210 133H212ZM214 130H215V129H214ZM223 130H224V129H223ZM246 130H247V129H246ZM253 130H254V129H253ZM11 131H10V132H11ZM16 131H15V132H16ZM21 131H22V130H21ZM54 131H53V133H52L53 135L55 134ZM62 131H63V130H62ZM117 131L119 132V129H118ZM126 131H128V130H126ZM152 131H153V127H152ZM164 131H166V130H164ZM164 131H163V133H164ZM169 131H170V133H171L172 130H169ZM183 131H182V132H183ZM209 131H210V130H209ZM238 131H239V130H237V132H238ZM2 132H3V133H2ZM17 132H18V131H17ZM19 132H20V130H19ZM34 132H33V134H34ZM45 132H47V131H45ZM55 132H56V131H55ZM60 132H61V133H60ZM102 132H103V131H102ZM118 132H117V134H118ZM121 132H122V131H121ZM121 132H119V133H121ZM129 132H130V131H129ZM129 132H128V133H129ZM131 132H130V133H131ZM134 132H137V131H134ZM134 132H133V133H134ZM154 132L157 133L156 130H155ZM172 132H173V131H172ZM199 132H200V131H199ZM199 132H197V134H198ZM205 132H206V131H205ZM207 132H208V131H207ZM214 132H215V131H214ZM214 132L212 133V135L215 134ZM228 132H229V131H228ZM233 132H234V130H233ZM254 132H255V131H254ZM1 133H2V134H1ZM28 133H29V132H28ZM30 133H29L30 136H29V135L26 136V139H27V140L30 139V138H27V137H31V136H32ZM42 133H44V132H42ZM78 133H82V134H78ZM133 133H132V134H133ZM150 133H151V132H150ZM168 133H169V132H167V135H166L167 137H168V135L170 134V133H169V134H168ZM193 133L196 134V131L194 130ZM203 133H204V129H203ZM203 133H202V134H203ZM229 133H230V132H229ZM229 133H228L227 135H229ZM239 133H241V132L239 131ZM7 134H8V133H7ZM19 134H20V133H19ZM47 134H48V133H47ZM52 134H50V136H52ZM102 134H104V133H102ZM112 134H113V131H112V133H111L110 135H112ZM114 134H115V132H114ZM126 134H127V133H126ZM135 134H136V133H135ZM135 134H134V135H135ZM138 134H141V133L138 132L136 135H138ZM151 134H152V133H151ZM151 134H150V135H151ZM158 134H159V133H158ZM165 134H166V133H165ZM184 134H185V133H184ZM202 134H201V135H202ZM41 135H43L44 137H41ZM45 135H46V134H45ZM77 135H79V136H77ZM115 135H116V134H115ZM115 135L113 136L112 139H114ZM120 135H121V134L118 135V138L120 139V142L123 143V141H124V143H123V146H121L120 149H119V154L116 153V155H119V156H117L118 158H114V157L112 156L113 154H115L114 152H115L116 149L114 150V152H113L112 154H110V153H109L110 151H108L109 148H108V150H105L104 147L101 146V144L103 145V142H102L101 144L99 143L100 146H101L105 151H108V153L112 156V160H113V159H117L116 161H118L117 163H119L120 165L116 163V168H117V165H118V167H119V166L121 167V168L119 167V169L117 168V170H118V174H119V175L116 174L117 177L114 176V178H117V179L113 180L114 178H110L111 180H109V182L113 180V182H111V183H113V184H116V183H117L116 188H112V189H111V187H112V186H111V185H112L111 183H110L111 185H106V183H105V185H104V187H107V186H108V188H109V186H110V188H109V189H110V190H109L110 192L108 193V195H106V192H107V191H104V192H103V193H105V196H104V195L102 196V197L104 198V200H102V201L104 202V205H103V203H102L103 206H102V209H100V210H103V207H105V209L108 211V212H107V211L104 210V211H103V214H105L106 212H107V213L110 212V213L112 214V212L115 211V210H112V207H113V206L116 207V205H115L116 203H115V202H117V201H115V202H114L115 204L111 207V205L113 204V201H112L111 199H109V197H108L109 195H111V190H112V192L115 191L114 194H113V196H114V195H115V196H116V195L118 196V193L121 194L120 191H121L123 188H125L124 183H125L126 181H127V182L130 181L131 178L133 177V176H132V177L130 178V180H126V178L128 177V175H129V177H130V175L132 174V173H130L129 171L131 170L130 168L133 166V163H134V161H135V159H136L135 156H134V158H133L132 156H130L131 154L129 155V151H131V150H129V148H127L128 145L126 146V142H127L126 139H128V141H129V140L131 139V137L129 138V135H128V138L123 139V138H122L123 136L121 137ZM122 135H125V133H124V134L122 133ZM145 135H147V134H145ZM145 135L143 136V134H142L143 138H146ZM152 135H154V134H152ZM155 135H156V134H155ZM155 135H154V138H155ZM159 135H160V134H159ZM163 135H164V134H163ZM170 135H171V134H170ZM174 135H175V134H174ZM198 135H199V134H198ZM203 135L206 137V134H203ZM3 136L5 137V134H4ZM12 136H13V134H12ZM22 136H23V134H22ZM24 136H25V135H24ZM24 136H23V137H24ZM47 136H48V135H47ZM76 136H77V138H76ZM106 136H104V137H106ZM119 136H120L121 138H120ZM126 136H127V135H126ZM126 136H124V138H125ZM130 136H131V134H130ZM166 136H165V137L163 136V137H164V140L166 139ZM179 136H181V135H179ZM179 136H177L178 139H175V140H177L176 142H181V141H182V136H181V141H178V140H180V139H179ZM183 136H184V135H183ZM186 136H187V135H186ZM192 136H193V135H192ZM195 136H197V135H195ZM195 136H194V137H195ZM199 136H200V135H199ZM199 136H198V137H199ZM204 136H203V137H204ZM207 136H209L211 139H206V138H207V137H206V138H205L206 141H208V140H209V141L212 140L213 137H214V140H216L215 135H214L213 137H211L210 134L207 135ZM232 136H233V134H232ZM236 136H237V134H236ZM238 136H239V134H238ZM0 137H1V136H0ZM14 137L16 138L17 135H15ZM18 137H19V136H18ZM33 137H34V136H33ZM54 137L56 138L57 136L54 135ZM132 137H133V135H132ZM140 137H141V136H138V139H137V140H139ZM147 137H149V136L147 135ZM151 137H152V136H150V139H151ZM163 137L160 135V138L163 139ZM170 137H171V136H169V138H167L166 140H169ZM173 137L175 138V136H172V138H173ZM177 137H176V138H177ZM209 137H208V138H209ZM230 137H231V136H230ZM240 137H241V136H239L238 139H239ZM6 138L9 139L10 137L8 138L7 135H6ZM75 138H76V139H75ZM110 138H111V137H110ZM110 138H108V141H109ZM133 138L135 139L134 141H136L137 136H136V138H135V137H133ZM141 138H142V137H141ZM152 138H153V137H152ZM157 138H158V135H157ZM184 138H188V136H187V137H184ZM190 138H191V136H190ZM234 138H236V139H235V141H236V140H237V137H235V135H234L233 139H234ZM0 139H1V138H0ZM2 139H3V138H2ZM16 139H17V138H16ZM51 139H52V137H51ZM95 139H96V140H95ZM121 139H122V140H121ZM150 139H149V140H150ZM192 139H193V138H192ZM192 139H191V140H192ZM198 139H201V138L199 137ZM226 139H227V138H226ZM229 139H230V138H229ZM10 140H12V138H11ZM10 140H9V141H10ZM17 140H18V139H17ZM40 140H41V141H40ZM54 140H55V139H54ZM54 140H53V141H54ZM56 140H57V139H56ZM78 140H77V141H78ZM131 140H132V139H131ZM131 140H130V141H131ZM145 140H146V139H145ZM147 140H148V139H147ZM171 140H172V139H171ZM173 140H174V139H173ZM175 140H174V141H171V143L174 144L173 142H175ZM186 140H187V139H186ZM191 140H190V139L187 140V141H189L188 143L185 141V142L187 143V146H188V144H190V143L192 144V143L195 141V139H194L192 142H190ZM201 140H202V141H200V140H199V141H200L201 143L203 142L202 144L204 145L205 140H204V141H203V139H201ZM214 140L212 141V142H213L212 145L215 144V143H214ZM243 140H245V139H243ZM250 140H251V139H250ZM252 140H253V139H252ZM6 141H8V140H6ZM9 141H8V143H9ZM39 141H40V142H39ZM77 141H76V142H77ZM101 141H102V140H101ZM101 141H100V142H101ZM112 141H113V140H112ZM155 141H157V140H154V142H155ZM169 141H170V140H169ZM196 141H197V139H196ZM196 141L194 142V144L196 143ZM199 141H197V142L200 143ZM224 141H225V140H224ZM241 141H242V139H241ZM254 141H255V140H254ZM0 142H3V140H1ZM11 142H12V141H11ZM16 142H18V141H16ZM19 142H20V139H19ZM19 142H18V145H19ZM22 142H23V141H21V143H22ZM114 142L117 143L118 141H116V140L114 139ZM131 142H133V141H131ZM131 142H129V145H130ZM154 142H151V144H152V143L154 144ZM157 142H158V141H157ZM161 142L163 143L162 140H161ZM176 142H175V144H176ZM229 142H230V141H229ZM233 142H234V141H233ZM236 142H237V141H236ZM242 142H243V141H242ZM246 142H247V140H246ZM4 143H5V142H4ZM4 143H3V144L1 143L2 146L4 145ZM21 143H20V144H21ZM43 143H44V144H43ZM105 143H106V142H105ZM110 143H111V141H110ZM122 143H121V145H122ZM133 143H134V142H133ZM135 143H140V142L137 141V142H135ZM149 143H150V142H149ZM158 143H159V142H158ZM162 143H161V144H162ZM169 143H170V142H169ZM201 143H200V144H201ZM209 143H211V142H209ZM224 143H225V142H224ZM248 143H249V142H248ZM248 143H247V144H248ZM251 143H252V142H251ZM251 143L248 144L249 146H251V147H248V146H247L248 148H252V147H253V145H252L253 143H252V144H251ZM1 144H0V146H1ZM6 144H7V143H6ZM52 144H53V143H52ZM63 144H65V143H63ZM107 144H108V143H107ZM114 144H115V143H114ZM127 144H128V143H127ZM147 144H148V143H146V145H147ZM151 144H150V145H151ZM153 144H152L151 146H153V148H155L156 145H153ZM161 144H159V145H161ZM166 144H167V142H166ZM175 144H174V145L169 144V145H171V147H172V146H175ZM177 144H178V143H177ZM177 144H176V145H177ZM182 144H184L183 141H182ZM182 144H181V146L184 147V149H185V146H184L185 144H184V145H182ZM200 144H199V145H200ZM202 144H201V145H202ZM227 144H228V143H227ZM231 144H232V143H231ZM237 144H238V143L235 144V147L233 146V147H234V149H232L233 151H237V152H238L239 149L237 150V146H236ZM242 144H243V143H242ZM244 144H245V143H244ZM12 145H13V144H12ZM21 145H22V144H21ZM38 145H37V146H38ZM105 145H106V144H105ZM110 145H111V144H109V146H110ZM116 145L118 146V144H116ZM119 145H120V144H119ZM132 145H133V146H136V145H134V144H131V146H132ZM137 145H138V144H137ZM159 145H158V146H159ZM167 145H168V144H167ZM179 145H180V143H179ZM179 145H178V147L181 149V147H180ZM199 145L197 144L196 146L198 147ZM209 145H210V144H209ZM225 145H226V144H225ZM19 146H20V145H19ZM24 146H25V144H24ZM73 146H74V147H73ZM133 146L131 147L132 150H133V148H134V149H135V148H136V149L138 148V146H137V147H133ZM144 146H145V144H144ZM148 146H149V145H148ZM154 146H155V147H154ZM158 146H157V147H158ZM187 146H186V148H187V150H188L189 148H188ZM189 146H190V145H189ZM204 146H206V144H205ZM204 146H203V147H204ZM231 146H232V145H231ZM240 146H241V145H240ZM242 146H243V145H242ZM242 146H241V147H242ZM254 146H255V145H254ZM13 147H14V146H13ZM25 147H26V146H25ZM27 147H28V146H27ZM38 147H39V146H38ZM40 147H41V149H42L43 146H40ZM47 147H46V148H47ZM101 147H99V148H101ZM145 147H146V146H145ZM162 147H163V145L160 147V149H161ZM164 147H166V146H164ZM168 147H169V146H168ZM178 147L176 148V146H175L174 148L169 149V150H170V153H172L173 150L175 151V149H176V152H177V151L179 150ZM191 147H192V146H191ZM197 147H196V148H197ZM199 147H200V146H199ZM203 147H202V148L200 147V148H201L200 151H201L202 153H203L202 149H203V150L206 149V148H203ZM207 147L209 148L210 146L207 145ZM211 147H212V146H211ZM211 147H210V148H211ZM19 148H20V147H19ZM23 148H24V147H23ZM23 148H22V149H23ZM110 148H114V147L110 146ZM116 148H117V147H116ZM151 148H152V147H151ZM166 148H167V147H166ZM166 148H164V150H166ZM169 148H170V147H169ZM223 148H224V147H223ZM239 148H240V147H239ZM242 148H243V147H242ZM248 148H247V149H248ZM2 149H4V148H2ZM8 149H9V148H8ZM25 149H26V148H25ZM41 149H40V150H41ZM44 149H45V147H43V150H44ZM70 149H71V150H70ZM91 149H92V148H91ZM91 149H89V150H91ZM95 149H96V148H95ZM156 149H158V148H156ZM156 149H155V150H156ZM162 149H163V148H162ZM162 149H161V150H162ZM172 149H173V150H172ZM177 149H178V150H177ZM197 149H198V148H197ZM197 149H196V150H197ZM214 149H215V147H214V145H213V150H214ZM256 149H257V148H256ZM5 150H6V149H5ZM27 150L29 151V149H27ZM43 150H42V151H43ZM104 150H103V154H106L107 152L104 153V152H105ZM137 150H138V149H137ZM137 150H134V151H137ZM146 150H147V149H146ZM146 150H145V151H146ZM152 150H153V149H152ZM155 150H154V151H155ZM164 150L162 151L163 153L168 151V150H167V151H164ZM182 150H183V148L181 149V151H182ZM191 150H193V147H192ZM194 150H195V146H194ZM194 150H193V151H194ZM206 150H208V149H206ZM206 150H205V151H206ZM213 150H212V152H213L212 154H214V151H215V152H218V151H216V150H214V151H213ZM226 150H227V148H226ZM242 150H243V149H242ZM248 150H250V149H248ZM248 150H247V151L245 150V151L248 153ZM6 151H7V150H6ZM47 151H48V150H47ZM47 151H46V153H47ZM50 151H51V150H50ZM56 151H57V150H56ZM99 151H100V153H102V150L99 149ZM111 151H112V150H111ZM148 151H149V148H148ZM154 151H151V152H154ZM171 151H172V152H171ZM179 151H180V150H179ZM181 151H180V154H181ZM183 151H185V150H183ZM183 151H182V153H184V154H182V155H185V156H190V155H188V151H189V154L192 152V151L190 152V150L185 151V152H183ZM200 151H198V152L201 153ZM208 151L211 152V150H208ZM254 151H255V150L253 149L252 152H254ZM3 152H4V151H3ZM8 152H10V151H8ZM137 152H138V151H137ZM155 152H156V151H155ZM162 152H160V154H161ZM168 152H169V151H168ZM186 152H187V153H186ZM206 152H207V151H206ZM206 152H205V153H206ZM226 152H227V151H226ZM241 152H242V151H240L239 154H240ZM55 153H56V152H55ZM62 153H58L59 157H60V154H61V157H60L61 159H62V156L65 157L64 155H62ZM67 153H68V154H67ZM81 153H82V154H81ZM89 153L91 154V152H89ZM131 153H132V152H131ZM139 153H140V152H138L137 154H139ZM142 153H143V155H144V151H142ZM163 153H162V155H163ZM170 153H169V156H170ZM174 153H175V152H174ZM177 153H178V152H177ZM185 153H186V154H185ZM192 153H193V152H192ZM194 153H195L196 156L198 155L197 158H199V159H200L201 156L203 155V154H201V156L199 157L200 154H198L197 152H194ZM194 153H193V155H194ZM196 153H197V154H196ZM205 153H204V154H205ZM207 153L210 154L209 152H207ZM247 153H246V154H247ZM250 153H251V150H250L249 154H250ZM9 154H10V153H9ZM29 154H30V153H29ZM32 154H33V153H32ZM36 154H38V153H36ZM90 154H89L88 156H91ZM96 154H97V153H96ZM103 154H102V155H103ZM109 154H107V155H109ZM137 154H136V155H137ZM160 154H159V155H160ZM167 154H168V153H167ZM167 154L165 153V155H164L161 159L164 160V157H166ZM230 154H231V153H230ZM242 154H243V153H242ZM242 154H241V155H242ZM251 154L253 155V153H251ZM257 154H258V153H257ZM50 155H51V153H50ZM83 155H82V156H83ZM93 155H94V154H93ZM98 155H99V154H98ZM98 155H96V156L94 155V157H97ZM133 155H134V152H133ZM139 155H140V154H139ZM159 155H158V156H159ZM162 155H161V156H162ZM171 155H172V156H170V158L172 157V159H175L176 161H178V160H179V161L182 160V159H178V160H177L178 157H179V158L181 157V155H179V154H178L179 156L175 154L176 156H178V157H175V158H173V157H174L173 154H171ZM195 155H194V156H195ZM12 156H13V154H12ZM24 156H26V155H24ZM35 156H36V155H35ZM38 156H39V155H38ZM56 156H57V154H56ZM85 156H84V157H85ZM127 156H128L129 159L127 158ZM145 156H146V155H144L145 160H144V159H143V160L146 161V162L148 161V164H149L148 167L152 165L151 167H153V169H154L155 167H154L153 165H155V163H154V164L149 163V160H146V159H149L150 157L148 156L149 158H147V157H145ZM158 156H154V157H158ZM169 156H167V157H169ZM196 156H195V159H194L196 162L193 161V158H194V157H193L192 154H191V157H190V158L193 157V158H192V161H191V163H190V160H189V162H187V163H189V164L192 165V162H195V164H198V166H199L198 168H197L196 165H195L196 170H197V176H198V174H201V175L205 174V175H206V173H203V170H204V168H205V166H206L205 164L210 163V162L206 161L207 163L205 162V164H204L205 166L202 164V165L204 166V168H203L202 166L199 165V163H201V162L198 163V161L205 160V158L202 159V160H198V161H197ZM205 156H208V155L205 154ZM205 156H204V157H205ZM216 156H217V155H216ZM247 156H248V154H247ZM4 157H5V156H4ZM9 157H10V156H8L7 158H9ZM33 157H34V156H33ZM51 157H52V155H51ZM69 157L67 158V160L70 159V162L72 163L73 161H71V158H69ZM86 157H87V156H86ZM94 157H91V158H90V159H91L90 161H92L91 164H93V162H94L93 160L96 159V158H94ZM100 157H101V159H102V158H103V159H107V157H109V156L106 157V155H105V157H104V156L102 157V156L100 155V156L97 157V159H99V161H100ZM131 157H132V159H134L133 162H131ZM137 157H138V155H137ZM182 157H183V159H187V157H184V156H182ZM209 157H210V156H209ZM209 157H207V160H210V159H208ZM211 157H212V156H211ZM211 157H210V158H211ZM214 157H215V156L213 155L212 160H210V161H212V162L210 163L211 166H209V164L207 165V166H209L210 168H209V167H207V168L210 169V172H211V171L214 172V177H215L216 179L214 180V183L212 182V184H215V186L217 187V185L220 186L222 183H224V175H223V173L220 171V169H218V167H217V165H218V164H217V160H218V159H216V157H215V158H214ZM240 157H241V156H240ZM245 157H246V156H245ZM245 157H242V158H245ZM253 157H254V156H252V158H253ZM24 158H25V157H24ZM36 158H37V157H36ZM36 158H35V159H36ZM45 158L47 159L48 156L45 157ZM60 158H59V159H60ZM110 158H111V157H109V160H110ZM138 158H139V157H138ZM202 158H203V157H202ZM249 158L252 159L250 156L248 157V159H249ZM14 159H15V158H14ZM38 159H39V158H38ZM46 159H45V161H46ZM49 159H51V160H50L51 163L48 162V163H50V165H49L48 163L43 164V163H44V162H43L44 159H43L41 162L39 161L40 163L43 162L42 165H41V167H39V168H43V169H44L45 167H47V169L49 170V172L51 171V172L53 173V171H54V166H53V165H54V160H55V159H54V158H53V159H52V158H49ZM56 159H58V157H57ZM61 159H60V160H61ZM84 159H85V158H84ZM87 159H88V158H87ZM139 159H140V158H139ZM158 159H159V158H157V160H158ZM161 159H159V160H161ZM231 159H232V158H231ZM248 159H247V161H248V163H249V160H248ZM253 159H254V158H253ZM253 159H252V160H253ZM2 160H3V159H2ZM7 160H8V159H7ZM7 160H6V162H8ZM24 160H25V159H24ZM63 160H64V159H62L61 161H63ZM81 160H82V159H80V161H81ZM107 160H108V159H107ZM109 160H108V161H109ZM165 160H166V159H165ZM175 160H174V161H175ZM187 160H188V159H187ZM11 161H12V163H13V160H11ZM19 161H20V159H19ZM61 161H60V162H61ZM68 161H69V160H68ZM95 161H96V160H95ZM99 161H98V163L100 164L99 166H101V165H102V166L99 167L98 165L96 166V165L94 164V166H96V167H95L96 170H95V168H92V167L89 166L90 169L92 168L91 170L89 169V170H90L89 172H92L90 175H91V176H92V175H95V176H94V179L90 180L89 178H90L91 176L88 178L86 174H82V173H84V172H83L84 170H83L82 168H81L82 170H80V175L82 174L81 177H83V181L81 180V178H80V180L75 179V180H77V181L79 182V183H78L79 185L76 184V185H78V186H75V185L73 186V187H76V189H77V187H78V189H77L78 197L75 196L74 199H76L77 203L79 204V205H77V203H76V205H77V206H80V209L82 208L81 211L83 212V214L89 212V211H90V210H89L90 207H91V208L95 207V206H90V203H91L92 201L95 200L97 203H99V202L97 201L98 198H96V197L100 196L99 193L96 194V193H97V190L100 189L101 192H102L103 189L100 188V187H101V184H102L103 181L106 179V177H107L111 172H113L114 169H116L115 166H114L115 163L113 164V162H111V163L113 164L112 166H113L114 168H112L113 170L110 171V170H109L110 167H108L109 164H108L106 161H104L103 163H102L103 160H101L100 162H99ZM138 161H139V160L137 159V161H135V163H137ZM140 161H141V160H140ZM153 161H154V160H153ZM153 161H151V162H153ZM170 161H171V163H172V160H169V159H168L167 162H166V161H161L162 163H159V161H158V164H161V165H162L164 162L168 163V162H170ZM179 161L176 162L177 164H176V163H175V164L178 165V164L182 163V162H179ZM182 161H183V160H182ZM184 161H186V160H184ZM184 161H183V162H184ZM231 161H232V160H231ZM9 162H10V161H9ZM14 162H15V161H14ZM24 162H25V161H24ZM63 162H64L65 165H67V166L70 164V163H68V162H67L68 164H66V158H65V161H63ZM82 162H83V160H82ZM109 162H110V161H109ZM114 162H115V161H114ZM146 162H145V163H146ZM202 162H204V161H202ZM30 163H31V162H30ZM40 163H39V164H40ZM89 163H90V162H89ZM89 163H88V164H89ZM94 163H95V162H94ZM141 163H142V162H140V164H141ZM171 163H170V164H171ZM187 163H182V164H184L185 166H187V165H186ZM250 163H251V161H250ZM250 163H249V164H250ZM2 164H3V163H2ZM6 164H8V163H6ZM37 164H38V163H37ZM39 164H38V165H39ZM72 164H73V163H72ZM72 164H71V165H72ZM74 164H75V163H74ZM76 164H77V163H76ZM78 164L81 165L82 163H79V162H78ZM78 164L75 165V166H78ZM168 164H169V163H168ZM170 164H169V165H170ZM175 164H172V165H175ZM251 164H252V163H251ZM9 165H10V164H9ZM17 165H18V164H17ZM31 165H32V164H31ZM38 165H37L36 167H38ZM63 165H64V164H63ZM65 165H64V167L62 166L63 171H65V169H64V168H66ZM80 165H79V166H80ZM137 165H138V164H137ZM164 165H165V164H164ZM164 165H163V167H164ZM176 165H175L174 167H176ZM193 165H194V164H193ZM193 165H192V166L188 165V166L193 168V167H194ZM254 165H255V164H254ZM254 165H252V166H253L252 169H249V170H247L246 167H245V169L247 170V172L244 171V172H246V176H245V173L243 172V173H244V176L246 177V179H247V181H248L249 183H250V181L253 180V178H254V176H253V174H254L253 171L256 172V171H258L259 169L262 168V165H261V164H256V165H255V168H254ZM2 166H3V165H2ZM4 166H5V165H4ZM18 166H19V165H18ZM21 166H22V165H21ZM33 166H35V165H33ZM75 166H74V168H75ZM79 166L76 167V168H77V171H78V169H79ZM112 166H111V167H112ZM139 166H140V165H138V167H139ZM170 166H171V165H170ZM170 166H169V167H170ZM179 166H182V165H181V164L178 165V169H179ZM185 166H183V167H185ZM29 167H30V166H29ZM72 167H73V166H72ZM72 167H69V168H72ZM81 167H82V166H81ZM89 167H88V168H89ZM140 167H141V166H140ZM140 167H139V169H138L137 166H136V167L134 166V168H135V169L137 168L139 171H140V169H141ZM163 167H162V168H163ZM166 167H167V166H166ZM171 167H172V166H171ZM171 167H170V168H171ZM174 167L171 168V169H170V168H166V169H169V171L171 170V171H170L171 173H173V172H175V171H178L177 173L181 172V173L183 174L184 170L187 168V167H185L184 170L180 171L181 169L178 170V169H176V168H174ZM183 167H182V169H183ZM189 167H188V169H187L188 172H189V170H193V169H189ZM241 167H242V166H241ZM4 168H6V167H4ZM10 168H11V167H10ZM31 168H32V167H31ZM62 168H61V169H62ZM67 168H68V167H67ZM69 168H68V170H69ZM122 168H124V169H122ZM128 168H129L130 170H128ZM132 168H133V167H132ZM164 168H165V167H164ZM201 168H203V170H202ZM207 168H205V169H207ZM243 168H244V167H243ZM248 168H249V167H248ZM253 168H254V169H253ZM7 169H8V168H7ZM26 169H27V168H26ZM37 169H38V168H37ZM37 169H36V170H37ZM45 169H46V168H45ZM47 169H46V170H47ZM72 169H73V168H72ZM72 169H71V171L74 170V169H73V170H72ZM146 169H148V168L146 167ZM150 169H152V168L149 167V169H148V173H149V170H150ZM156 169H157V168H156ZM156 169H155V170H156ZM173 169H174V170L176 169V170L173 171ZM245 169H243V170H245ZM12 170H13V169H12ZM48 170H47V171H48ZM92 170H94V173H95V174H93V171H92ZM138 170H137V171H138ZM142 170H143V166H142ZM163 170H165V169H163ZM1 171H2V170H1ZM3 171H4V170H3ZM29 171H31V169H30ZM29 171H28V172H29ZM38 171H39V170H38ZM40 171H42V169H41ZM44 171H45V170H43V172H44ZM47 171H45V172L47 173ZM63 171H62V172H63ZM69 171H70V170H69ZM114 171H116V170H114ZM132 171H133V170H132ZM146 171H147V170H146ZM157 171H158V170H157ZM157 171H154V170H153L152 172L150 171V172H151L150 174H153V173H154V175H152V176H154L153 178L150 176L153 180H155L154 178H155V175H156V172H157ZM166 171H167V170H165V171L163 172V174H164ZM172 171H173V172H172ZM187 171L185 170V174H184V175L188 174ZM193 171H194V170H193ZM208 171H209V170H208ZM235 171H236V170H235ZM240 171H241V170H240ZM49 172H48V174H52V173H49ZM62 172H61V173H62ZM65 172H66V171H65ZM74 172H76V169L74 170ZM81 172H82V173H81ZM161 172H162V171H161ZM190 172H191V171H190ZM204 172H207V171L204 170ZM210 172H208V173H209L208 175H210ZM6 173H7V172H6ZM29 173H30V172H29ZM32 173H33V172H32ZM46 173H45V174H46ZM66 173H67V172H66ZM71 173H72V172H71ZM138 173H139V172H138ZM146 173H147V172H146ZM146 173H145V175H146ZM168 173H169V172H168ZM181 173L179 174L178 178H179V177H181V178L184 177V175L181 176ZM191 173L193 174V172H191ZM191 173H190V174H191ZM241 173H242V172H241ZM7 174H8V173H7ZM35 174H36V172H35ZM42 174H43V173H41V176L43 177L44 174H43V175H42ZM133 174H134V173H133ZM141 174H142V171L140 172V177L138 176L139 179H140V178H144ZM150 174H149V175H150ZM190 174H189V175H190ZM192 174H191V176H192ZM194 174H196L195 171H194ZM1 175H2V174H1ZM1 175H0V176H1ZM56 175H57V173H56ZM56 175L54 176L55 179H56ZM68 175H69V174H67L66 176L68 177ZM73 175H74V174H73ZM80 175H78V176H80ZM111 175L113 176L114 174H111ZM135 175H136V174H135ZM137 175H138V174H137ZM137 175H136V176H137ZM149 175H148V176H149ZM168 175H170V173H169ZM171 175H172V174H171ZM171 175H170V176H171ZM173 175H174V174H173ZM173 175H172V177H173ZM176 175H177V174H176ZM189 175H188V176H189ZM208 175H206V176H207V179H206V180H207V181L209 180V182H210V179H212L210 176H211L212 174L209 176L210 179H209ZM6 176H8V175H6ZM50 176H51V175H50ZM61 176H63V175H61ZM61 176H60V174H58V177H57V181H58L59 183H62V184L59 185V186H60L59 188H61V189H63V190H65V189L67 190V188H66L65 185H64L65 188H62V187H63V183H64V177L66 178V176H64V177H61ZM70 176H72V175L70 174ZM84 176H85V177H84ZM88 176H89V173H88ZM109 176H110V175H109ZM109 176H108V179H109ZM112 176H111V177H112ZM136 176H135V177H136ZM146 176H147V175H146ZM166 176H167V175H166ZM166 176H165V177H166ZM45 177H46V176H45ZM47 177H49V175H47ZM47 177H46V178H47ZM52 177H53V176H52ZM54 177H53V178H54ZM74 177H75V176H74ZM76 177H77V175H76ZM129 177H128V178H129ZM158 177H160V176H158ZM161 177H162V175H161ZM168 177H169V176H168ZM168 177H166L165 180H169L170 177H169V179H168ZM201 177H202V176H201ZM214 177H213V178H214ZM4 178H5V177H4ZM18 178H19V177H18ZM28 178H29V177H28ZM34 178H35V177H34ZM78 178H79V177H78ZM92 178H93V177H92ZM128 178H127V179H128ZM145 178H147V177H145ZM148 178H149V177H148ZM148 178H147V179H148ZM151 178H150V179H151ZM163 178H164V175H163L162 179H163ZM174 178L176 179L175 175H174ZM181 178H179V179H181ZM184 178H186V179L189 180L191 177H190V178H187V175H186V177H184ZM193 178L195 179V177H193ZM10 179H11V178H10ZM13 179H14V178H13ZM42 179H43V178H42ZM42 179H41V180H42ZM44 179H45V178H44ZM51 179H52V178L49 177V180H51ZM67 179H68V178H67ZM73 179H74V178H73ZM133 179H134V177H133ZM133 179H132V181H133ZM136 179H137V178H136ZM136 179H135V180H136ZM150 179H149V181H150ZM152 179H151V180H152ZM186 179L183 180V181L185 182V184H186V181H187ZM194 179H190V181L193 180V182H194V187H195L196 184H195ZM8 180H9V179H8ZM26 180H27V179H26ZM34 180H35V179H34ZM47 180H48V179H47ZM116 180H117V182H116ZM135 180H134V181H135ZM141 180L145 181L146 179H145V180H144V179H141ZM157 180H158V178H157ZM170 180H171V181H170ZM170 180H169L170 182L173 181V183H174V180H172V179H170ZM176 180H178V179H176ZM176 180H175V184L172 183V184L174 185L173 187H175V188L177 187V185H176V183H177ZM195 180H197V178H196ZM198 180H199V179H198ZM198 180H197V181H198ZM203 180H205V179H203ZM29 181H30V180H29ZM77 181H76V182H77ZM81 181H82V183H81ZM147 181H148V180H147ZM147 181H146V182H147ZM149 181H148V183H147V184H148V187H150L149 189H148L147 186H146L147 184L144 185L146 182L143 183V185H144L143 187H142V185H141V186L139 185L138 189L140 190V188L142 187L143 190H145V189L147 188L145 192L149 191L150 189L152 190L153 185H152L151 183H153V181H150V182H149ZM160 181H161V178L159 179V182H160ZM179 181H180V180H179ZM179 181H178V183H180V187H178V188H181V187H183V186H181V185L184 184V183L181 184V182H179ZM190 181H189V182H190ZM197 181H196V182H197ZM211 181H212V180H211ZM1 182H3V181H1ZM14 182H15V181H14ZM27 182H28V181H27ZM67 182H68V181H67ZM70 182H71V185H73L72 181H70ZM73 182H74V181H73ZM105 182H106V181H105ZM109 182H108V180H107V184H108ZM115 182H116V183H115ZM127 182H126V185H127L128 183L133 184V182H131V181L128 182V183H127ZM140 182H141V181H140ZM140 182H139V184H140ZM155 182H158V181H155ZM155 182H154V183H155ZM159 182H158V183H159ZM162 182H163V181H161L160 183L163 184ZM166 182H168V181H166ZM166 182H165V183H166ZM205 182H206V181H205ZM4 183H5V182H4ZM9 183H10V182H9ZM43 183H44V180H43ZM45 183H46V181H45ZM68 183H69V182H68ZM135 183H137V185H138V179H137V181H136ZM158 183H157V184H158ZM178 183H177V184H178ZM187 183H188V181H187ZM197 183H200V181H198ZM202 183H203V182H202ZM210 183H211V182H210ZM210 183H209V184H210ZM17 184H18V183H17ZM30 184H31V183H30ZM36 184H37V183H36ZM46 184H47V183H46ZM69 184H70V183H69ZM131 184H128V185L131 186V187H133ZM157 184H156V185H157ZM161 184H160V185H161ZM170 184H171V183H170ZM191 184H192V183H191ZM191 184L189 183L188 186H190ZM200 184H201V183H200ZM204 184H205V183H204ZM209 184H208V182H206V185H209ZM20 185H21V184L18 185L19 188H21V189H22L23 187L25 188L24 184H23V187H22V186L20 187ZM37 185H39V184H37ZM40 185H41V184H40ZM44 185H45V184H44ZM61 185H62V186H61ZM123 185H124V187H123ZM163 185L166 186V184H163ZM163 185H162V186H163ZM175 185H176V186H175ZM186 185H187V184H186ZM186 185H184L183 188H185V189H187V190L189 191V188H187L188 186L186 187ZM192 185H193V184H192ZM201 185L203 186V184H201ZM10 186H11V185H10ZM10 186H9V187H10ZM13 186H14V185H13ZM13 186H12V187H13ZM15 186L17 187V185H15ZM15 186H14V191L16 190ZM31 186H32V185H31ZM31 186H28V188L31 187ZM129 186H128V187H129ZM135 186H136V185H135ZM157 186H158V185H157ZM162 186H161V187H162ZM164 186H163V187H164ZM169 186H170V185H169ZM178 186H179V184H178ZM198 186H199V185H198ZM202 186H201V187H202ZM222 186H223V185H222ZM222 186H221V187H222ZM1 187H2V186H1ZM33 187H36V188H35V189H36L35 191H37V189H41V188H37L38 186H33ZM33 187H32V190H34ZM39 187H40V186H39ZM113 187H115V186H113ZM128 187H126V188L128 189ZM144 187H146V188L144 189ZM158 187H160V186H158ZM161 187H160V188H161ZM163 187H162V188H163ZM167 187H168V186H167ZM170 187H171L170 189L172 190L173 187H172V186H170ZM194 187L191 188V190H192V189H193V190H196V189L199 188V187H198V188L194 189ZM203 187H204V188H202V189H203V190H202L203 192L199 190L200 193H201V192L203 193L202 197L198 196V195H199V194H198L199 191H198L197 193H196V191H195V194H197V198H198V200H199V197H200V199H201L202 201L199 200V202L197 201V202L194 203V204L191 203V205L186 206V207L183 208L182 210L180 209V207L183 206L184 204H183V205L178 204V205H180L178 208H179L182 212L178 211V209H177V208H174V206H173V208H174L175 210L177 209V211H176L175 214H177V212H180L181 216L178 215V214H177L178 216L175 215L174 212H173V210H172L173 208L171 209L172 211L170 210V207H172V205L169 204V205H170V207H169L168 204L165 203V202L167 201V200L165 199V198H167V196L164 197V194H162L163 191H161L162 193H159L160 190H162V188H161V189L159 188V189H160L159 192L157 191L158 188H157V187H155V188L157 189L156 192H157L159 195H160V194L163 195L162 198L164 197V198L162 199L161 196L158 195L159 198H157V199H162L161 201L164 200V203H165V205H167L166 207L168 208V209L166 208V209L163 211V213L165 212V214H166L167 212L171 211V212H173L172 216H173V215L177 216V218H176V217L174 218V216H173V218H174V219H173V218L171 217V215H170L171 213H169L171 219H173V220L176 219V221H175V222L172 221V222L168 223V220L170 221V217L165 218V217H163V215H162L163 222L169 224V225H166V226L161 225V226L163 227V229H164V228L166 229V227L168 228V226L171 228V230H169V231H166V230H168V229H170V228H168V229H166V230L164 229V230L166 231V233H167L168 235H170V233L173 234V232L176 231V229H175L174 227H175V225H177V224L179 223V221H182V220H183V221H187V220H188L187 225L184 226V227H182L180 233L177 234L178 231H177V232H174V233H176V235L174 234L175 236H173V235H172V236H173L174 238H178V236H179V238L182 239L183 237L186 238L187 235H188V236H189L188 238H191V236H192L191 234L196 233L198 236L195 235L196 238H195L193 241H194V242L197 241V243H198V241L201 242V243H200L201 246H203V243H204V248H203V249H205V251H206V250L208 249V246H209V244H208V246H207V243H208L207 241H210L209 239H212V237L210 236V237H211V238H210L209 235H212V236H213V234H211V233H213V231L215 232V230L217 231L218 228H216V225H218V222H219V219L217 220V214L213 212V213L215 214V216H214V214L211 212L210 208H211V209H212V208H217L218 205H220V204H219L220 202H219V199H218V198H221L222 196L217 198V196L214 195L215 193H210V192H208L207 190L205 191V186H203ZM208 187H209V186H208ZM216 187H215V189H216ZM42 188H43V187H42ZM68 188H70V187L68 186ZM134 188H135V187H133L132 190H133ZM153 188H154V187H153ZM164 188L166 189V187H164ZM211 188L214 189V188H213V185L211 186ZM211 188H210V189H211ZM218 188H219V187H218ZM218 188H217V189H218ZM259 188H261V187H259ZM9 189H10V188H9ZM12 189H13V188H12ZM12 189H11V190H12ZM55 189H56V188H55ZM61 189H60V190H61ZM71 189H72V188H70V190H71ZM74 189H75V188H74ZM135 189H136V190H134V191H135L134 194H136V193H137V190H138L137 188H135ZM165 189H163L164 192H167L169 188H167V190H165ZM170 189H169V190H170ZM200 189H201V188H200ZM208 189H209V188H208ZM212 189H211V190H212ZM217 189H216L215 191H217ZM2 190H3V189H2ZM4 190H5V189H4ZM11 190H9V191H11ZM19 190H20V189H19ZM19 190H16V191L19 193ZM25 190H28V189H27V186H26L25 189L21 190V192H23V191H25ZM41 190H42V189H41ZM41 190H38L37 192L40 191V194H41ZM56 190H57V189H56ZM105 190H106V189H105ZM123 190H124V189H123ZM129 190H131V189L129 188ZM143 190H142V192H143ZM179 190H181V189H179ZM183 190H184V189H182V193L184 192ZM187 190H185V191H186V194H188ZM211 190H209V191H211ZM6 191H7V190H6ZM14 191H13V192L11 191L12 195H13V193H15ZM29 191H30V190H29ZM29 191H28V192H29ZM43 191H44V194H45V193H46V192H45L46 190H43ZM54 191H55V190H54ZM54 191H53V192H54ZM61 191H62V190H61ZM61 191H60V193H61ZM67 191H68V190H67ZM72 191H74V190L72 189ZM75 191H76V190H75ZM127 191H128V190H127ZM127 191L125 190V192H127ZM152 191H153V190H152ZM172 191H173V190H172ZM204 191H205V192H204ZM222 191H223V190H222ZM28 192L26 191V194H28ZM30 192L32 193L33 191H30ZM55 192H56V191H55ZM55 192H54V194H55ZM65 192H66V191H65ZM65 192L63 193V195L65 194ZM69 192H71V191H69ZM142 192L140 191V193H142ZM153 192H155V191H153ZM153 192H151V194H152ZM168 192H169V191H168ZM176 192H177V191H176V189H175V191L173 192V195H174V193H176ZM178 192H179V191H178ZM191 192H192V191H191ZM191 192L189 191L190 195H191ZM211 192H212V191H211ZM217 192H218V191H217ZM220 192H221V191H220ZM23 193H24V192H23ZM23 193H22V196L24 197L25 195H24ZM58 193H59V192H58ZM67 193H68V192H67ZM67 193H66V194H67ZM103 193H101V194H103ZM127 193H128V192H127ZM127 193H126V194H127ZM129 193H130V192H129ZM129 193H128V194H129ZM140 193H139V194H140ZM147 193H150V192H147ZM147 193H145V196L148 195ZM169 193H170V195H171V192H169ZM202 193H201V194H202ZM218 193H219V192H218ZM221 193H222V192H221ZM221 193H220V194H221ZM4 194H5V192H4ZM32 194H33V193H32ZM32 194L30 195V193H29V196H31V199H32ZM34 194H36V196H37V193H36V192H34ZM34 194H33V195H34ZM44 194H43V195H44ZM47 194H49V192H48ZM54 194H53V195H54ZM61 194H62V193H61ZM61 194H60V195H61ZM69 194H71V193H69ZM69 194H67V196H68ZM123 194H124V193H123ZM123 194H121V195H123ZM128 194H127V195H128ZM139 194H138V195H139ZM143 194H144V193H143ZM146 194H147V195H146ZM151 194H150V195H151ZM186 194L184 193L183 195L186 196ZM193 194H194V193H192V195H191V197H192V196L194 197V198H192V199L197 200V199H195V196H196V195L194 194V195H195V196H194ZM209 194L214 195V196L210 197L211 195H209ZM16 195H17V194L15 193V196H14L15 198L18 196V195H17V196H16ZM43 195H42V196H43ZM45 195H46V194H45ZM50 195H51V194H50ZM63 195H61V196H63ZM97 195H98V196H97ZM121 195H120V196H121ZM127 195H126V196H127ZM166 195H167V193H166ZM170 195H169V196H170ZM173 195H171V196H173ZM177 195H178V194L176 193V196H175V195H174V196H175L176 198H178ZM190 195H189V196H190ZM216 195H217V193H216ZM222 195H223V194H222ZM257 195H258V194H257ZM9 196H10V195H9ZM19 196H20V195H19ZM22 196H21V197H22ZM34 196H35V195H34ZM34 196H33V198H34ZM42 196H41V197H42ZM54 196H55V195H54ZM67 196H65V198H67ZM106 196H107L108 198H107ZM120 196H119V199H120ZM126 196H123V198H121V199L124 200V197L126 198ZM131 196H132V195H131ZM141 196H142V195H141ZM148 196H149V195H148ZM158 196H157V197H158ZM171 196H170V198H171ZM179 196H182V195H181V192H180V195H179ZM187 196H188V195H187ZM14 197H13V198H14ZM23 197H22V198H23ZM27 197H28V196H27ZM48 197H49V196H48ZM48 197H45V199L47 200ZM51 197H52V195H51L49 198H51ZM56 197H57V196H56ZM68 197H71V199H68V198H67V200L70 202V200H72L73 197H72L71 195H69ZM105 197H106V198H105ZM110 197H111V196H110ZM134 197H135V196H134ZM134 197H133V198H134ZM153 197H154V196H153ZM175 197H173V200L175 199ZM191 197H188V199L191 198ZM9 198H10V197H9ZM9 198H8V199H9ZM15 198H14V199H15ZM22 198H19V199L21 200ZM24 198H25V197H24ZM36 198H37V197H36ZM63 198H64V197H63ZM65 198H64V199H65ZM95 198H96V199H95ZM103 198H102V199H103ZM113 198H114V197H113ZM116 198H118V197H115V200H116ZM143 198H144V197H143ZM143 198H140V199H143ZM168 198H169V197H168ZM202 198H203V199H202ZM204 198H205V200H204ZM19 199H18V201L16 202V203H18V204L16 205V206H17V207H16L17 209H18L19 202H22L23 200L25 201V199H22V201H20ZM31 199H30V200H31ZM42 199H43V198H42ZM56 199H57V198H56ZM59 199H60V198H59ZM74 199H73V201H71V203L74 202ZM108 199H109V200H108ZM149 199H150V198H149ZM151 199H152V197H151ZM154 199H156V197L153 198V200H150V201L148 200L149 203H150L151 201H152V203H153ZM178 199L180 200V198H178ZM178 199H177V200L175 199V200L177 201V202L175 201V203H178V202H179ZM181 199H182V198H181ZM15 200H17V199H15ZM15 200H13V201H10V200H9V201H10V202H15ZM32 200H33V199H32ZM46 200H45V201H46ZM48 200H50V199H48ZM48 200H47L46 202H48ZM54 200H55V198H54ZM54 200H53V203H54ZM57 200H58V199H57ZM60 200H61V199H60ZM67 200H66V201H67ZM110 200H111L112 202H111ZM113 200H114V199H113ZM117 200H118V199H117ZM123 200H120L121 203H122ZM165 200H166V201H165ZM184 200H187V199H184ZM194 200H192V201L195 202ZM250 200L253 201V200H255V199H254V197H253V199H250ZM1 201H2V203H4V202H3V199H1ZM4 201L6 202L5 199H4ZM24 201L22 202V204L24 203ZM26 201L29 202V200H26ZM35 201H36V200H35ZM37 201H38L40 204H37L38 202H36V203L34 202L33 205H32L33 208H34V204H37V205L41 206V203L44 202V200H43V201L41 200L42 202H40V200H39V194H38V199H37ZM51 201H52V200H51ZM61 201H62V200H61ZM76 201H75V202H76ZM99 201H100V203H101V200H99ZM118 201H119V200H118ZM125 201H126V200H125ZM128 201H129V200H128ZM146 201H147V200H146ZM146 201H145V199H144L143 204H144ZM157 201H158V200H157ZM159 201H160V200H159ZM161 201H160V202H161ZM168 201H171V204L173 203L175 206H177L174 202H172L171 199H169ZM168 201H167V202H168ZM182 201H183V199H182ZM187 201H189V200H187ZM7 202H8V201H7ZM58 202H59V201H57V206H60V205L62 204V202H60L59 204H58ZM75 202H74V203H75ZM123 202H124V201H123ZM190 202H191V200H190ZM216 202H218V204H216ZM8 203H9V202H8ZM53 203L51 202V204H53ZM55 203H56V201H55ZM63 203H64V200H63ZM74 203H73V204H74ZM97 203H96V204H97ZM119 203H120V202H119ZM121 203H120V206H121ZM138 203H139L138 198L135 199V200H133V201L130 202L129 204H127V202H126V204L123 203V204H125V206L122 205V207H117V209H119V208L122 209V208H123V210H120V209H119L118 211H115V212H117V213H115V212H113V213H115L116 215L118 214L116 218H121L122 221H123L125 218L123 219V218H122V215H125V216H126L125 212H123V211H127L129 208L132 209V206L137 205ZM146 203H147V202H146ZM146 203H145V204H146ZM154 203H156V202L154 201ZM157 203H159V202H157ZM157 203H156V204H153V205H157ZM168 203H169V202H168ZM181 203H182V202H181ZM250 203H251V202H250ZM4 204H5V203H4ZM28 204H29V203H28ZM43 204H45V206L42 205V207H46V203H43ZM51 204H49V203L47 204V206H48V205L50 206V207H48V208H51ZM65 204H66V203H65ZM65 204H64V205H65ZM68 204H70V203H68ZM117 204H118V202H117ZM160 204H161V203H159L158 205L160 206ZM8 205H9V204H8ZM12 205H13V204H12ZM29 205H30V204H29ZM53 205H54V204H53ZM64 205H63V207H64ZM70 205L73 206V207H69V205H68V208L65 207V208H67L68 212H70L69 210H71V208L74 209V207H76V206H74V205H72V204H70ZM88 205H89V207H88ZM91 205H92V204H91ZM105 205H106V206H105ZM118 205H119V204H118ZM118 205H117V206H118ZM138 205H140V207H138V208H141V204H138ZM138 205H137V206H138ZM146 205H148V203H147ZM153 205H150V206H153ZM158 205H157V206H158ZM161 205H162V204H161ZM165 205H163V206H165ZM216 205H217V207H216ZM233 205H234V204H233ZM6 206H7V205H6ZM6 206H5V209H6ZM22 206H23V205H22ZM35 206H36V205H35ZM65 206H67V205H65ZM123 206H124V207H123ZM159 206H158V208H162V207H163V206H162V207H159ZM23 207H24V206H23ZM42 207L40 208L41 211H43V210H42ZM55 207H56V206L54 205V208H55ZM60 207H62V206H60ZM60 207H59V208H60ZM100 207H101V206H100ZM115 207H114V208H115ZM147 207H148V206H147ZM153 207H154V206H153ZM153 207H152V208H151V207H148V208H150V211H151V209H153V211L156 212V211L158 210V208H157V207L153 208ZM183 207H184V206H183ZM208 207H209V209H208ZM251 207H252L251 212L253 211V212H255V214H256L258 211H261V209H262L261 206H259V204H258L257 201H256V202H252ZM2 208H3V207H2ZM8 208H9V207H8ZM8 208H7V209H8ZM12 208H13V207H12ZM16 208H15V211H16ZM35 208L37 209V207H35ZM59 208H58V209H59ZM95 208H96V207H95ZM144 208H145V207L142 206V209H140V210H142L144 213H145V212L148 213V211H146V209H145V211L143 210ZM148 208H147V210H149ZM218 208H219V210H220V207H218ZM218 208H217V209H218ZM234 208H235V207H234ZM43 209H44V208H43ZM62 209H64V208H62ZM62 209H60V210L63 212ZM115 209H116V208H115ZM130 209H129V210H130ZM134 209L137 210V211L139 210V209H136V207H135ZM154 209H156V210H154ZM163 209H164V208H163ZM163 209H162V210H163ZM203 209H204V210H203ZM0 210H1V209H0ZM11 210H12V209H11ZM20 210L23 211V209H20ZM26 210H28V208H26ZM26 210H25V212H26ZM31 210H32V209H31ZM31 210H30V212H31ZM33 210H35V209H33ZM38 210H39V207H38ZM47 210H48V209H47ZM56 210H57V208H56ZM56 210H55V211H56ZM67 210H64V213H63L65 217H66L65 212H66V214H67ZM76 210H77V207H76V209H75L74 211H76ZM78 210H79V207H78ZM78 210H77V211H78ZM88 210H89V211H88ZM96 210H97V209H96ZM96 210H95V211L93 210V211H94V214H95V212H96V214H97V211H96ZM132 210H133V209H132ZM135 210H133V212H134ZM140 210H139V211H140ZM166 210H168V211L166 212ZM235 210H236V209H235ZM6 211H7V210H6ZM13 211H14V208H13ZM58 211H59V210H58ZM61 211H60V212H61ZM79 211H80V210H79ZM79 211H78V212H79ZM139 211H138V212H139ZM142 211H141V212H142ZM153 211H152V214H153ZM159 211H160V210H159ZM159 211H157V213L154 212V214H156V215H153V216H157V214H159V213H158ZM204 211H205V212L207 213V215L209 216V221H210V222L207 220L208 218H207V216H205L206 214L203 213ZM256 211H257V212H256ZM11 212H12V211H11ZM25 212H24V213H25ZM34 212H35V211H34ZM39 212H40V211H39ZM45 212H46V211H45ZM51 212H52V211H51ZM78 212H77V214H78ZM104 212H105V213H104ZM128 212H129V211H127L126 213H128ZM130 212H131V211H130ZM133 212H132V213H133ZM135 212H136V211H135ZM233 212H234V211H233ZM5 213H6V212H5ZM12 213H13V212H12ZM24 213H23V215H24ZM37 213H38V212H37ZM46 213H47V212H46ZM54 213H55V212H54ZM54 213L52 212V214H50V215H53ZM57 213H58V212L56 211V214H54L55 217H56ZM71 213H72L73 215L75 214V212L73 213V211H71ZM71 213H70V214H71ZM90 213H91V212H90ZM99 213H100V211H99ZM99 213H98V214H99ZM101 213H102V212H101ZM110 213H109V214H110ZM132 213H130V214H132ZM139 213H140V212H139ZM183 213H184V214H183ZM202 213L205 214V215L202 216ZM231 213H232V212H231ZM258 213H259V212H258ZM32 214H33V213H31V216H32L31 218H34L35 215H34V214L32 215ZM38 214H39V213H38ZM58 214H59V213H58ZM60 214H61V213H60ZM63 214H61V215H63ZM68 214H69V213H68ZM68 214H67V216H71V215H68ZM96 214H95V215H96ZM98 214H97V218L100 217V215L98 216ZM103 214H102V217H100V218H102L103 220H104V219L106 220V218L104 217ZM109 214H108V215H109ZM134 214H137V213H134ZM149 214L151 215V213H148V215H149ZM167 214H168V213H167ZM167 214H166V215H167ZM218 214H219V213H218ZM232 214H233V213H232ZM251 214H252V215H251ZM251 214L249 213V216H248V217H249V220L253 221V220H254V219H253V213H251ZM255 214H254V215H255ZM19 215H20V214H19ZM25 215H26V214H25ZM50 215H49V216H50ZM73 215H72V216H73ZM79 215H82V214H79ZM79 215H76V216L74 215V216L77 217V220H79V222H81V219H83V221L86 222V221L84 220L85 216H84V218L79 219ZM87 215H89L88 217H90V214H89V213H88ZM91 215H92V214H91ZM127 215H129V213H128ZM166 215H164V216H166ZM182 215H183L184 217H182ZM219 215H220V214H219ZM219 215H218V218H220ZM256 215H257V214H256ZM256 215H255V216H256ZM5 216H6V215H5ZM27 216H28V215H27ZM36 216H38V215H36ZM49 216H46L47 218H49V220H48L46 217H44V218H46L45 221L48 220L49 222H51V220L54 218V216H53L52 219H51V217H49ZM64 216H63V218L65 219ZM74 216H73V218H74ZM82 216H83V215H82ZM110 216H111V217H110ZM110 216H109L110 218H113L112 215H110ZM142 216H143V217H141L142 219H143L144 217L146 218V217H147V214H146V216H145V214L142 215ZM204 216H205L206 218H204ZM235 216H236V215H235ZM0 217H1V215H0ZM28 217H29V216H28ZM41 217H42V216H41ZM59 217H62V216H59V215H58V216H57V219H58ZM93 217H94V216H93ZM93 217H90V218H93ZM109 217L107 216L108 219H109ZM114 217H115V216H114ZM132 217H133V215H132ZM132 217H129V218L132 219ZM136 217H137V216H136ZM136 217H135V218H136ZM139 217H140V215H139ZM149 217H150V216H149ZM149 217H147V219H148ZM157 217H159V215H158ZM160 217H161V211H160ZM185 217H186L187 220L185 219ZM232 217H233V216H232ZM257 217H258V216H257ZM35 218H37V217H35ZM70 218H71V217H70ZM126 218H127V217H126ZM135 218H133V219H135ZM137 218H138V217H137ZM137 218H136V220H137ZM145 218H144V220H145ZM155 218H156V217H155ZM155 218H153V220H152V218H150V219H151L153 222H157V219H156V221H155ZM203 218H204V220H202ZM228 218H229V216H228ZM4 219H5V218H4ZM11 219H12V218H11ZM11 219H10V220H11ZM17 219H18V218H17ZM20 219H21V218H20ZM39 219H41V218H39ZM50 219H51V220H50ZM55 219H56V218H55ZM55 219H54V221H55ZM57 219H56V220H57ZM67 219H68V218H67ZM87 219H88V218H87ZM93 219L95 220V218H93ZM113 219H114V218H113ZM121 219H118V221L121 220ZM142 219H141V220H142ZM158 219H159V218H158ZM164 219H165V221H164ZM62 220H63V219H62ZM62 220L60 219V222H62ZM65 220H66V219H65ZM70 220H71V219H70ZM72 220H73V219H72ZM74 220H76V219H74ZM74 220H73V222H74ZM89 220H90V219H89ZM100 220H101V219H98L96 222L100 223V222H101ZM103 220H102V222H104ZM128 220H129V219H127V221H128ZM144 220H142V221H144ZM161 220H162V219H161ZM206 220H207V221H206ZM234 220H235V219H234ZM8 221H9V220H8ZM24 221H25V220H24ZM34 221H35V220H34ZM37 221H40V220L37 219ZM42 221H44V220H42ZM48 221H47V223H48V225H49L50 223H49ZM52 221H53V220H52ZM54 221H53V222H54ZM83 221H82V224L84 223ZM92 221H93V220H92ZM99 221H100V222H99ZM107 221H108V220H106V222H104V223H107ZM109 221H111V220H109ZM113 221H115V220H113ZM118 221H115V223H114V222H111V223H112V224L114 223L115 225H114V224H113V225H114V226H117L116 224L119 223ZM131 221H132V220H131ZM137 221H140V219L137 220ZM142 221H141V222H142ZM149 221H150V220H149ZM229 221H230V222H229ZM232 221H233L232 218H229V220H228L229 225H228V227L226 228V233H225L226 235H227V234H230L229 231H231V224H233ZM5 222H7V221H5ZM57 222H58V220H57ZM60 222H59V223H60ZM65 222H66V221H65ZM79 222H78V223H79ZM89 222H90V221H89ZM102 222H101V223H102ZM116 222H118V223H116ZM124 222H125V224L127 225L126 220L123 221V223H124ZM128 222L130 223V221H128ZM145 222H147V221L145 220ZM160 222H161V221H160ZM207 222H208V226H206V224H205V223H207ZM228 222H227V223H228ZM1 223H2V222H1ZM10 223H11V222H10ZM15 223H16V222H15ZM19 223H20V222H19ZM41 223H43V224H41V225H44V224H45L44 222H41ZM67 223H68V224L71 223V224L73 225V223H72L71 221H70V223H69V220L67 221ZM75 223H77V221H76ZM75 223H74V224H75ZM91 223H92V222H90L89 224H91ZM93 223H94V222H93ZM98 223H96L97 225L94 223L95 226H92V227H96V228H97V226L99 225L98 227L100 228V226H101L100 224H101V223H100V224H98ZM111 223L109 222L108 224H111ZM120 223H121V221H120ZM120 223H119V224H120ZM129 223H128V225H127L126 228H128V226H130V224L132 225L133 222H131L130 224H129ZM138 223H139V222H136V223H133V224L136 226V225H138ZM150 223H151V221H150ZM158 223H159V222H158ZM158 223H155V224L157 225ZM161 223H162V222H161ZM185 223H186V222H185ZM209 223H210V224H209ZM212 223H213V224H212ZM12 224H13V223H12ZM12 224H9L8 226H10V225H12ZM32 224H34V223H32ZM38 224H39L38 222H37V225L35 224V225H36L35 228H37V226L40 225V224H39V225H38ZM51 224H52V222H51ZM53 224L56 225L55 222H54ZM61 224H62V226H59V228L61 227V230H62V227L64 226L65 223H64V224L61 223ZM82 224H81V225H82ZM86 224H87V222H86ZM89 224H87V225L89 226ZM112 224H111V225H112ZM174 224H175V225H174ZM258 224H260V223H258ZM1 225H2V224H1ZM15 225L18 226V224H13L12 227H14ZM48 225H47V226H48ZM57 225H59V224H57ZM79 225H80V224H79ZM81 225H80V226H81ZM83 225H85V224H83ZM91 225H93V224H91ZM113 225H112V226H113ZM123 225H124V224H123ZM141 225H142V226H143V225L146 226V224H143V223H141ZM164 225H165V224H164ZM183 225H184V223H183ZM225 225H226V224H225ZM47 226L45 225V226H43V227L41 226V227L44 228V227H47ZM49 226H52V225H49ZM49 226H48V227H49ZM67 226H69V225H67ZM75 226H77V225H75ZM75 226H74V228H75ZM85 226H86V225H85ZM107 226H109V225H107ZM107 226H106V227H105V226H104V227L102 226V227L105 229V228H107ZM114 226H113V227H114ZM138 226H139V229H140V230L143 229V230L145 231V228H143V227L141 228L140 224H139ZM145 226H144V227H145ZM149 226H151V224H149ZM153 226H154V225H153ZM153 226H152V227H153ZM159 226H160V225H159ZM161 226H160V227H161ZM173 226H174V227H173ZM179 226H181V222H180ZM209 226H210V227H209ZM255 226H256V225H255ZM255 226H253V227H255ZM259 226H262V225H259ZM6 227H7V225H6ZM27 227H28V226H27ZM48 227H47V229H49V232H50V231L53 232L54 229H50V228H48ZM54 227H55V226H54ZM54 227H53V228H54ZM110 227H111V226H110ZM110 227H109V229H110ZM119 227H121V224L118 226V229H120ZM124 227H125V225H124ZM136 227H137V226H136ZM136 227H135V228H136ZM152 227H151V229H146L147 231H145L144 233L148 232V230H152V231H154V229H156V226H155L153 229H152ZM157 227H158V225H157ZM162 227H161V228H162ZM217 227H218V226H217ZM223 227H224V226H223ZM3 228H5V223H4V227H3V226H2V228L0 227V229H3ZM10 228H11V227H10ZM10 228H9V229H10ZM15 228H16V227H15ZM19 228H21V227H19ZM39 228H40V227H39ZM39 228H38V229H39ZM42 228H40V229L42 230ZM59 228H57V229H59ZM78 228H79V226H78ZM78 228H77V229H78ZM83 228H84V227H83ZM89 228H90V226H89ZM103 228H102V229L100 228L99 231H100V230H103ZM126 228H124V229H126ZM148 228H150V227H148ZM176 228H179V227H176ZM215 228H216V229H215ZM259 228H260V227H259ZM259 228H258V229H259ZM5 229H6V228H5ZM13 229H14V228H13ZM45 229H46V228H45ZM45 229H44V230H45ZM47 229H46V230H47ZM55 229H56V227H55ZM57 229H56V230H57ZM63 229H64V228H63ZM69 229H71V228H69ZM77 229H74V231L77 230ZM79 229H80V228H79ZM79 229H78V230H79ZM81 229H82V228H81ZM81 229H80V230H81ZM91 229L94 230L93 228H91ZM109 229H108V232H109ZM113 229L115 230L116 227H114ZM118 229H117V230H118ZM121 229H122V227H121ZM129 229H131V228H129ZM129 229H128V230H129ZM132 229L134 230L133 227H132ZM132 229H131L130 231H132ZM163 229H161V230H163ZM179 229H180V228H179ZM207 229H208L209 231H208ZM223 229L225 230V228H223ZM260 229H261V228H260ZM6 230L8 231V227H7ZM10 230H11V229H10ZM22 230H23V229H22ZM46 230H45V232H46ZM72 230H73V229H72ZM72 230H71V231H72ZM78 230H77V231H78ZM80 230H79L78 232H79L80 235H81L82 231L80 232ZM82 230H84V229H82ZM111 230H112V228H111ZM111 230H110V232L113 231V230H112V231H111ZM128 230H124V231H128ZM157 230H158V228H157ZM255 230H256V229H255ZM255 230H254V231H255ZM7 231H5V230L3 229V236H4V234H5L4 232H6L7 234H10V233H8L9 231H8V232H7ZM17 231H18V230L15 229L14 232L17 233ZM19 231H20V229H19ZM24 231H25V230H24ZM30 231H31V230H30ZM58 231H59V230H58ZM64 231H65V230H62V232H64ZM66 231H67V230H66ZM69 231H70V230H69ZM69 231H67V232H68V235H69V233H70V235L72 236L71 231H70V232H69ZM77 231H76V232H77ZM86 231H87V230H86ZM97 231H98V230H97ZM124 231H123V232H124ZM130 231H129V232H130ZM137 231H138V230L135 229V231H133V232L139 233V232H137ZM195 231H196V232H195ZM203 231H206V232L208 231V232H210V233L207 232V233L209 234V235H208V237H209L208 240L205 239L207 243H205L204 240L202 241V238H201V237H203V235H201V234L203 233ZM222 231H223V230H222ZM256 231L258 232V230H256ZM259 231H260V230H259ZM31 232L33 233V231H31ZM34 232H37V233H38V231H34ZM39 232H40V231H39ZM45 232H44V233H45ZM52 232L50 233V235L52 234ZM72 232H73V231H72ZM95 232H96V230H95ZM100 232H101V231H100ZM104 232H106V231H104ZM108 232L106 233V234H107V235H106L107 237H109L110 235H112V234H110V232H109L110 235L108 236ZM114 232H115V231H114ZM114 232H113V233H114ZM116 232L118 233V232H120V231L118 230V231H116ZM116 232H115V234H116ZM121 232H122V231H121ZM141 232H143V231H141ZM141 232H140V233H141ZM155 232L159 233L158 231H155ZM193 232H194V233H193ZM1 233H2V232H0V235H1ZM16 233H15V236L17 237L18 234H16ZM19 233H22V234H19V235L23 237V236H25V235L27 236V234H25V233H28V232H25V233H23V232H19ZM32 233H31V234H32ZM55 233H56V234H55ZM79 233H78L77 235H79ZM86 233H87V232H86ZM86 233H85V234H86ZM88 233H89V232H88ZM98 233H99V232H98ZM98 233H96V234H98ZM136 233H135V235H139V234H136ZM144 233H142V234L144 235V238H145V236H146L147 239H149V238L151 237V236L149 237V235H150L151 233H150V234H149V233H146V234H149V235H146V234H144ZM152 233H153V232H152ZM162 233H164V232H162ZM199 233H200V234H199ZM204 233H205V232H204ZM204 233H203V234H204ZM7 234H6V235H7ZM23 234H25V235H23ZM31 234H30L29 236L34 235V233H33L32 235H31ZM53 234L57 235V234H59V232L54 231ZM62 234H63V236H62L61 234H59V235L62 237V239H64V237H65V239H66V237H68V239H69L70 236H68L67 234H66L67 236H65L64 233H62ZM83 234H84V233H83ZM89 234H90V233H89ZM92 234H93V232H92ZM94 234H95V233H94ZM94 234H93V235H94ZM99 234H100V233H99ZM102 234H103V232H102ZM102 234H100V235H102ZM115 234H113V235H115ZM124 234H125V233H123V235H124ZM128 234H129V233H128ZM128 234H127V232H126V235H128ZM133 234H134V233H133ZM153 234H154V233H153ZM160 234H161V231H160L159 235H160ZM167 234H166L165 236H164V235H161L160 237L163 238V236H164V238L167 239V237H169V236H167ZM215 234H216V233H214V236H215ZM222 234H223V232H222ZM225 234H223V235H225ZM10 235H11V234H10ZM12 235H13V231H12ZM75 235H76V233L73 235V238L75 237V238H77L78 241H79V240H80V239H79L80 236L76 237ZM100 235H99V237H100ZM113 235H112V236H113ZM117 235H120V233L117 234ZM131 235H132V233H131ZM156 235H158V234H156ZM190 235H191V236H190ZM205 235H206V234H205ZM226 235H225V236H226ZM230 235H232V234H230ZM1 236H2V235H1ZM48 236H49V234H48ZM48 236L46 235V237H48ZM57 236H58V235H57ZM57 236H56V237H57ZM81 236H82V235H81ZM86 236H87V238H86L87 240H89L90 238H92L91 236L89 237V235L87 234V235H84L83 237H81V239L84 238V237H86ZM103 236H105V235H102V238H103ZM112 236H111V237H112ZM115 236H116V235H115ZM128 236H129V235H128ZM147 236H148V237H147ZM153 236H154V235H153ZM172 236H171L170 238H173ZM180 236H181L182 238H181ZM214 236H213V237H214ZM225 236H224V237H225ZM22 237H20L19 240H21ZM27 237H28V236H27ZM35 237H36V236H35ZM42 237H43V236H42ZM42 237H41V238H42ZM44 237H45V236H44ZM50 237H53V235L50 236ZM54 237H55V236H54ZM88 237H89V238H88ZM107 237H106V238H107ZM111 237H109L110 241L114 238V237H112V239H111ZM119 237H120V236H119ZM123 237H124V236H123ZM125 237H126V236H125ZM125 237H124V238H125ZM129 237H130V236H129ZM133 237H135V236H133ZM133 237H130V238H133ZM154 237H155V236H154ZM154 237H152V238H154ZM157 237H159V236H157ZM193 237H194V236H193ZM197 237H198V238H197ZM229 237H230V236H229ZM229 237H228V235H227V236H226V239L230 240ZM231 237H233V236H231ZM7 238H8V235L5 236V239H7ZM18 238H19V237H18ZM30 238L34 239V236H33V237H29V239H28L27 242H29ZM48 238H49V237H48ZM73 238H72V239H73ZM93 238H94V240H95V239H96V236L94 235ZM100 238H101V237H100ZM100 238H97V241H98V239H100ZM104 238H105V237H104ZM104 238H103V239H104ZM116 238H118V237L116 236L115 239H116ZM138 238H140V237H138ZM141 238H142V235H141ZM144 238H142V239L144 240ZM205 238H206V236H205ZM0 239L2 240V237H1ZM24 239L27 240V238H25V237H24ZM32 239H31V242L33 241ZM49 239H50V238H49ZM54 239H56V238H54ZM54 239H53V240H54ZM57 239L59 240L60 238L57 237ZM57 239H56V241L58 242ZM62 239H60V240H62ZM65 239H64V241H65ZM115 239H114V240H115ZM120 239H122V241L119 240V239H117L118 242L121 241V243H123V245L125 244L126 246H129V245H130V244L127 245V243L129 242V241L126 242V239H128L127 237L125 238V241L123 240L122 237H120ZM147 239H145V240H147ZM166 239H165V241L168 242L169 239H168V240H166ZM183 239H184V238H183ZM183 239H182V241H183ZM203 239H204V238H203ZM213 239H214V238H213ZM221 239H222V238H221ZM224 239H225V238H224ZM226 239H225V240H226ZM236 239H237V238H236ZM8 240H10V239H8ZM8 240H6V243L9 242ZM13 240H14V237H13ZM37 240H38V239H37ZM39 240H40V239H39ZM41 240H42V239H41ZM51 240H52V238H51ZM51 240H50V241H51ZM66 240H67V239H66ZM69 240H70V239H69ZM69 240H68V241H69ZM91 240H92V239H91ZM106 240H107L108 243H109L108 238H107ZM106 240H102V242H104V241H106ZM128 240H129V239H128ZM133 240H134V241L137 240V236H136L135 238H133L131 241H133ZM145 240H144V241H145ZM155 240H158V238H155ZM155 240L153 241V239H152V242H155ZM172 240H173V239H172ZM186 240H187V239H185V241H186ZM189 240H191V245H192V246H193V244H194V245L196 244V243H193L192 239H189ZM195 240H196V241H195ZM232 240H233V239H232ZM2 241H3V240H2ZM72 241H74V240H72ZM72 241H71V242L69 241L70 244H69V242L65 243V244L67 245V247H68V244H69V245H72V244H71V243H73ZM112 241H113V240H112ZM137 241H138V240H137ZM150 241H151V239H149V242H150ZM158 241L162 242L161 239L158 240ZM4 242H5V241H4ZM10 242H13V241H10ZM24 242H25V241H24ZM33 242H34V241H33ZM33 242H32L31 244H28V243H27V244L30 246V245L34 244ZM42 242H43V241H42ZM44 242H46V241H44ZM61 242H63V241H61ZM74 242H75V241H74ZM76 242H77V241H76ZM84 242H85V239H84V241H83V239H82V244H84V246H82V247H85V243H84ZM114 242H117V241H114ZM118 242H117V243H118ZM124 242H126V243H124ZM139 242H140V240H139ZM166 242H164V243L166 244ZM170 242H172V241L170 240L168 243H170ZM175 242L177 243L178 240H175ZM175 242L171 243V245H173ZM188 242H189V241H188ZM188 242H187V243H188ZM210 242H211V241H210ZM224 242H225L224 245L221 247L222 249L220 248L221 251H222L223 253H225L224 251H227V253L229 252L228 255H231V256H232L233 254H230V251H233V250L235 249V248H234L235 246L233 247L234 244H232V243H230V244H232V245L228 244V243L231 242V241H229V242L227 241L228 243H226V241H224ZM1 243H2V242H1ZM39 243H40V241H39ZM54 243H56V242H54ZM59 243H60V242H59ZM77 243H78V242H77ZM77 243H74V246H75V244H77ZM90 243H92V241H91ZM94 243H96V241H95ZM97 243H101V242L98 241ZM104 243H106V242H104ZM108 243H107V246H108L109 244H111V243H109V244H108ZM121 243H120V244H121ZM134 243H135V242H134ZM141 243H142V240H141ZM144 243L146 244V241H145ZM164 243H163V244H164ZM168 243H167V244H168ZM176 243H175V244H176ZM179 243H180V242H179ZM179 243H177L178 245H175V246L178 247V246H179ZM192 243H193V244H192ZM236 243H237V242H236ZM2 244H3V243H2ZM14 244H15V243L13 242V245H14ZM42 244H43V243H42ZM56 244H57V243H56ZM79 244H80V242H79ZM86 244H88V241L86 242ZM120 244H117V245H120ZM132 244H133V243H132ZM136 244H137V243H136ZM136 244H134V245H136ZM148 244H149V243H148ZM152 244H153V243H152ZM155 244H156V245H155ZM158 244H159V242H158ZM158 244H157V242L154 243V245H155V249H156V247L158 248ZM167 244H166V245H167ZM181 244H182V245H185V247L189 246L188 244H185L184 242L181 243ZM237 244H238V243H237ZM4 245H7V244L4 243ZM8 245H10V244H8ZM8 245H7V246H8ZM11 245H12V243H11ZM11 245H10V246H11ZM16 245H17V243H16ZM22 245H23V244H22ZM22 245H21V246H22ZM24 245H26V244H24ZM28 245H27V246H28ZM40 245H41V244H40ZM59 245H61V244H59ZM59 245H58V246H59ZM66 245H64V246H66ZM89 245H90V247H89L90 250H92L91 248L93 247V245H91V244H89ZM89 245H87V247H88ZM95 245H98V244H94V246H95ZM105 245H106V244H105ZM111 245L113 246V244H111ZM117 245H116V246H117ZM123 245H121V246H123ZM137 245H139V243H138ZM142 245H143V243H142L140 246L142 247ZM150 245H151V243H150ZM154 245H153V246L151 245V246L154 247ZM159 245H161V244H159ZM169 245H170V244H169ZM171 245H170L169 247H168V246H164V248L166 247V248H169V249H170V247L172 248ZM186 245H187V246H186ZM196 245H197V244H196ZM205 245H206V246H205ZM229 245H230V246H229ZM7 246H5V247H7ZM27 246H26V247H27ZM29 246H28V248H31L33 245L30 246V247H29ZM37 246H38V245H37ZM62 246H63V244H62ZM62 246H59V247H62ZM64 246H63V248L65 249V251H67V250L69 249V247L66 248V247H64ZM72 246H73V245H72ZM77 246H79V245L77 244ZM77 246H76V250H77V248H78ZM91 246H92V247H91ZM98 246H99V245H98ZM101 246H102V245L100 244V246L98 247V249H100V248L102 249ZM107 246H106V247H107ZM109 246H110V245H109ZM109 246L107 247V251H109V249H108ZM126 246H125V247H126ZM140 246H139V247H140ZM148 246H149V245H148ZM151 246H150V247H151ZM161 246H162V245H161ZM175 246L173 245V248H174ZM192 246H190V249H188V250H191V249L194 247V246H193V247H192ZM201 246L198 245V247L195 246V248L197 247V249H200V250H201V249H202ZM244 246H245V245H244ZM0 247H1V250H2L3 245H2V246L0 245ZM53 247H54V246H53ZM80 247H81V246H79V249H80ZM82 247H81V248H82ZM87 247H86L85 249H87ZM104 247H105V246H104ZM110 247H111V246H110ZM113 247H114V246H113ZM118 247H119V246H118ZM139 247H136V248L139 249ZM146 247H147V244H146ZM150 247H149V248H150ZM181 247H182V249L185 248V247H183V246H181ZM10 248H11V247H10ZM36 248H38V247H36ZM36 248H35V249H36ZM63 248H62V250H63ZM115 248H117V247H115ZM123 248H124V247H123ZM123 248H121V249H123ZM127 248H128V249H127ZM127 248H124V251L127 249L126 252H128L130 247H127ZM132 248L135 249V247H133V245H132ZM149 248H147V249H149ZM159 248H160V246H159ZM179 248H180V247H178V249H179ZM233 248H234V249H233ZM244 248H245V247H244ZM5 249H6V248H4L3 251H4ZM15 249H16V247H15ZM23 249H24L23 247H22V249L20 248V250H22V251H23ZM31 249H33V248H31ZM38 249H39V248H38ZM41 249H42V248H41ZM44 249H45V246H44ZM70 249H71V246H70ZM70 249H69V252L71 251L72 254L70 253L71 256H69V255H68V256H69V257H72V256H73V251L70 250ZM82 249H83V248H82ZM105 249H106V248H105ZM105 249H103V250H105ZM134 249H133V253L128 252V255H130V253H131V254H133V255L135 256V252H134V251H136V250H134ZM138 249H137V250H138ZM150 249H151V248H150ZM153 249H154V248H152V252H151V253L154 254L155 251L153 252ZM155 249H154V250H155ZM174 249H175V248H174ZM178 249H176L177 251H175V252H179ZM197 249H195V250L197 251ZM203 249H202V250H203ZM1 250H0V252H2ZM6 250H9V249H6ZM6 250H5V253H6V252L8 253V251H6ZM12 250H13V249H12ZM16 250H19V249H16ZM16 250H14V251H16ZM24 250H28V249L25 248ZM48 250H50V249H48ZM58 250H59V249H58ZM74 250H75V248H74ZM80 250H81V249H80ZM87 250H88V249H87ZM87 250H86V251H87ZM90 250H89V253H90ZM95 250H97V247H95ZM103 250H102V251H103ZM112 250L114 251V250H116V249L113 248ZM112 250L109 251L110 256H111V254H112V252H113ZM130 250H131V248H130ZM156 250H157V249H156ZM164 250H165V249H164ZM164 250H163V251H164ZM171 250H172V249H171ZM180 250H181V249H180ZM185 250H186V249H185ZM192 250H193V249H192ZM195 250H193L194 253H195ZM223 250H224V251H223ZM10 251H11V250H10ZM10 251H9V252H10ZM14 251H11V252H14ZM35 251H37V250H35ZM44 251H45V250H44ZM60 251H61V249H60ZM86 251L82 250V252H84V253H85ZM92 251H93V250H92ZM97 251H98V250H97ZM105 251H106V250H105ZM117 251H119L118 248H117ZM122 251H123V250H122ZM122 251L120 250V252H122ZM140 251H142V250H140ZM143 251H144V252H140V253L143 254V253L146 252L145 247H144ZM148 251H149V250H148ZM150 251H151V250H150ZM157 251H158V250H157ZM163 251H162V252H163ZM166 251H167V250H166ZM166 251H164V252L166 253V255H164L161 251H159V252H161L160 254L163 255L164 258H165V256H166V258H167V256L169 255V253L172 252V251L169 250L170 252L167 254ZM173 251H174V250H173ZM181 251H182V250H181ZM205 251H203V252H205ZM208 251H209V250H208ZM218 251H219V249H218ZM218 251H217V254H218V253L220 254L221 252H218ZM18 252H20V251H17V253H18ZM23 252H24V251H23ZM25 252H26V251H25ZM37 252H38V251H37ZM37 252H36V253H37ZM67 252H68V251H67ZM67 252H66V253H67ZM82 252H81V253H82ZM126 252H125V254H126ZM175 252H174V253H175ZM186 252H187V253H186ZM191 252H192V251H189L190 254H191ZM197 252L199 253V251H197ZM3 253H4V252H2L1 254L3 255ZM40 253H42V252H40ZM49 253H51V252H49ZM57 253H58V252H57ZM62 253H63V251H62ZM78 253H80V252H78ZM92 253H93V252H92ZM98 253L101 254L102 252L100 251V252H98ZM103 253H104V252H103ZM103 253H102V254H103ZM106 253H108V252H106ZM106 253H105V254H106ZM109 253H108V254H109ZM117 253H118V252H115L114 255H112V256H115ZM123 253H124V252H122V254L120 253L121 256L125 255V254H123ZM137 253H138V252H137ZM137 253H136V254H137ZM151 253H150V255H151ZM172 253H173V252H172ZM172 253H171V255H172ZM183 253H184V252H182V254H183ZM185 253H186V254H183V256H184V255L187 256L188 251L186 250ZM194 253H192V254H194ZM198 253H197V254H198ZM201 253H202V252H201ZM223 253H221L220 256H221ZM1 254H0V255H1ZM24 254H26V253H24ZM32 254H33V253H32ZM58 254H59V253H58ZM67 254H68V253H67ZM75 254H76V253H75ZM75 254H74V256H75ZM90 254H91V253H90ZM90 254H89V255H90ZM94 254H95V251H94ZM100 254H99L98 256H96V255H97V253H96V255H93V256H95V257H99V258H103L104 256L101 254L102 257H100ZM105 254H104V255H105ZM108 254H106V255H108ZM120 254H119V255H120ZM148 254H149V253H148ZM157 254H159V253H156V255H157ZM160 254L157 255L158 257H160L159 259H161V260L164 259L163 257L161 258ZM175 254H176V253H175ZM177 254H178V253H177ZM177 254H176V255H177ZM44 255H45V254H44ZM77 255H78V254H77ZM84 255H86V253H85ZM91 255H92V254H91ZM106 255H105V257H106ZM119 255H118V256H119ZM143 255H144V254H143ZM143 255H141V256L143 257ZM150 255H148L147 259L149 258ZM171 255H170V256H171ZM176 255H175V257H177ZM188 255H189V254H188ZM198 255H199V254H198ZM200 255H201V257L203 256L202 254H200ZM25 256H26V255H25ZM27 256H28V255H27ZM37 256H38V255H37ZM41 256H42V255H41ZM45 256H46V255H45ZM59 256H60V255H59ZM61 256H62V258H63V256H65V252H64L63 255L61 254ZM74 256H73V257H74ZM108 256H109V255H108ZM108 256H107V257H108ZM112 256H111V257H112ZM118 256H117V257H118ZM125 256H126V255H125ZM138 256H139V255H138ZM146 256H147V255L145 254L144 257H146ZM151 256L153 257V255H151ZM157 256H156V257H157ZM170 256H169L168 259H167L168 261H169ZM179 256H180V255H179ZM183 256H182V257H183ZM191 256L193 257V255H191ZM223 256H224V257H228L227 254H226V255L223 254ZM223 256H221V257L223 258ZM5 257H6V256H5ZM13 257H14V256H13ZM30 257H31V256H30ZM33 257H34V256H33ZM89 257L91 258L92 256H89ZM123 257H124V256H123ZM126 257H127V256H126ZM129 257H130V256H129ZM136 257H137V256H136ZM152 257H151V258H152ZM154 257H155V254H154ZM171 257H172V256H171ZM175 257L173 256V258H175ZM192 257H190V258H192ZM201 257H200V258H201ZM229 257H230V256H229ZM2 258H3V256H1V259H2ZM10 258H11V255H10ZM40 258H41V257H40ZM56 258H57V257H56ZM65 258H68V257H65ZM65 258H64V259H65ZM76 258H77V257H76ZM78 258H80V256H79ZM78 258H77V259H78ZM84 258H85V256L83 257V259H84ZM90 258H89V259H90ZM92 258H93V257H92ZM108 258H110V257H108ZM119 258H120V257H119ZM119 258H118V259H119ZM124 258H125V257H124ZM127 258H128V257H127ZM137 258H138V257H137ZM137 258H136V259H137ZM180 258H181V257H179V259L177 258V259L179 260V261L177 260L179 263H180V260L182 259V258H181V259H180ZM186 258H188V257H186ZM186 258H184V259H182V260H185ZM195 258H198V256L196 257V255H195ZM200 258H199V259H200ZM23 259H24V258H23ZM36 259H37V258H36ZM50 259H51V258H50ZM64 259H63V260H64ZM69 259H70V258H69ZM73 259H74V258H73ZM77 259H74V260H77ZM80 259H81V258H80ZM85 259H87V257H86ZM105 259H106V258H105ZM112 259H113V258H112ZM112 259L110 258V260H112ZM125 259H126V258H125ZM125 259H124V260H125ZM128 259H129V258H128ZM130 259H132V258H130ZM130 259H129V260H130ZM133 259H135V258L133 257ZM140 259H142V258H140ZM152 259H153V258H152ZM171 259H172V258H171ZM201 259H202V258H201ZM3 260L6 261V259H3ZM7 260H8V259H7ZM37 260H40V259H37ZM59 260H62V259H60V258L58 257V262L60 263ZM65 260H66V259H65ZM65 260H64V261H65ZM70 260H72V259H70ZM70 260H68V261H70ZM74 260H72L73 262L71 261L70 264H74ZM91 260H92V259H91ZM108 260H109V259H108ZM108 260H107V261H108ZM121 260H123V259H121V258L119 259V262H121V263H119V264H123L122 262L126 263V261H127V260H126V261H121ZM129 260H128L127 262H129ZM144 260H146V258H144ZM150 260H151V259H149L148 261H149L150 264H151L152 261H150ZM153 260L155 261V264H159V262L156 261V258L153 259ZM161 260H158V261H160V263H161ZM164 260H165V259H164ZM172 260H173V259H172ZM190 260L193 261V259H190ZM195 260H196V259H195ZM203 260H205V259H203ZM203 260H202V262H203ZM0 261H1V260H0ZM22 261H23V260H22ZM25 261H26V260H25ZM79 261H80V260H79ZM86 261H87V260H86ZM89 261H90V260H89ZM105 261H106V260H105ZM107 261H106V262H107ZM117 261H118V260H117ZM117 261H116V264L118 263ZM135 261H136V260H135ZM138 261H139V260H138ZM138 261H137V262H138ZM148 261H146L147 264H149ZM154 261H153V262H154ZM165 261H166V260H165ZM174 261L176 262V260H174ZM185 261H186V260H185ZM188 261H189V259H188ZM188 261H187V263L190 262V261H189V262H188ZM197 261H198V260H197ZM36 262H37V261H36ZM44 262H45V261H44ZM81 262L83 263V261H81ZM81 262H80V263H81ZM114 262H115V261H114ZM130 262H133V261H130ZM153 262H152V263H153ZM175 262H173V263H175ZM183 262H184V261H183ZM183 262H181V263L184 264ZM194 262L196 263V261H194ZM198 262H199V261H198ZM200 262H201V261H200ZM5 263H6V262H5ZM17 263H18V262H17ZM38 263H40V261H39ZM42 263H43V262H42ZM42 263H41V264H42ZM47 263H50V262H47ZM53 263H54V262H53ZM55 263H56V261H55ZM59 263H58V264H59ZM63 263H64V262H62V264H63ZM86 263H87V262H86ZM93 263H95V262H93ZM101 263H102V262H101ZM109 263H110V262H109ZM109 263H107V264H109ZM138 263H139V262H138ZM144 263H145V261L142 262V264H144ZM162 263L164 264L165 262L162 260ZM166 263H167V262H166ZM187 263L185 262V264H187ZM190 263H191V262H190ZM30 264H32V263H30ZM34 264H36L35 261H34ZM60 264H61V263H60ZM65 264H66V263H65ZM75 264H78V263L75 262ZM83 264H84V263H83ZM99 264H100V263H99ZM105 264H106V263H105ZM111 264H115V263H111ZM126 264H127V263H126ZM128 264H130V263H128ZM131 264H133V263H131ZM168 264H169V263H168ZM197 264H198V263H197Z\"/></svg>","mask_w":264,"mask_h":264}]
</instances>
